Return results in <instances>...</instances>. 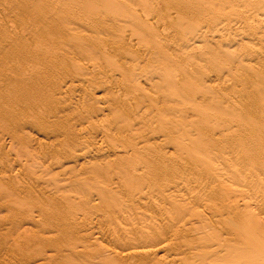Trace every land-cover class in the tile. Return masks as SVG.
Instances as JSON below:
<instances>
[{"label": "rangeland", "instance_id": "obj_1", "mask_svg": "<svg viewBox=\"0 0 264 264\" xmlns=\"http://www.w3.org/2000/svg\"><path fill=\"white\" fill-rule=\"evenodd\" d=\"M56 1H57V3H56ZM58 1H62L63 2V0H0V80L1 81H3V78H6L3 82H1L0 81V92H1V94L3 93L4 95H2V96H0V98L2 99V101L0 100V184H4V186H3V190H1V187H2V185H0V247L2 248V250H4V254H3V251H2V255H1V248H0V264L1 263H3V264H8L7 263V261L9 262V260L8 259H10V257H11V259H16V257H17V259H18V257H19V259H20V261L19 260H15V262H13V261H11V259H10V261L12 262V263H16V262H19V264H20V262H22V263H24L25 261H27L28 259H29V261L31 262L32 261V263L33 264H40L41 262H42V264H45L47 261H50V258L52 257V255L53 254H51V253H54V252H57V250H59L60 249V247L62 246V245H60V246H57L58 244L57 243H59L60 241H61V243L60 244H65V243H67L68 242V239H70V241H71V239H75V241H77V239L76 238H78V240H80V241H82V242H84V244L83 245H88V246H90V249L88 250V248L86 249V247H88V246H85V249H83V251H81V247L80 246H78L79 245V243L80 242H75L74 241V239H73V241H71V243L72 242H74L75 244H76V247L77 248H79L78 249V251H76L77 249H75L74 251H76V252H74L71 248H73L74 246H73V244H67L66 246L64 245L63 246V248L65 247V250L67 249L66 247L68 246L69 247V245L70 246H72L71 248H68L65 252L62 250V248L60 249V250H62L61 252H58V253H54V255H53V257L51 258V261L50 262H52V263H49V262H47V263H49V264H54L57 260H58V262L60 261L59 260V258H61L62 256H63V252H64V254H66V253H68V250H69V257H66V255L65 256H63L64 258L63 259H61L62 260V262H57V264H68V263H65V262H67V259L69 258V264H70V262L72 263V264H75V263H73L72 261H74V260H72L73 259V257L74 258H76V256H77V258L79 259V258H81V257H83L84 256V254H85V256L83 257V259L84 258H86L87 256H89V257H87L88 259V261L87 260H82V258H81V260H82V262H86L87 261V264H90L89 263V261H92V263L94 262V264H97L96 262H98V264H103L102 262H105L104 260H105V255L106 254H104V255H102L101 256V254H103L102 252H101V250L102 249H104V248H108V249H114L115 251H117V252H120V253H122V254H126V253H130V252H137V251H140V249L141 250H143L145 247H147V246H150V244L152 245V244H154V242H151V240H154L152 237H154V235H152V233H149V230H148V223H150V222H152V223H156L157 224V226L159 227L160 226V229H163L164 231H162V230H160L159 228H157V226H156V224H154L155 225V228L156 229H158V231L160 230L161 231V233H160V231H159V233L160 234H157L158 233V231H156L155 233H156V236L158 235V236H160V238H162L163 239V234L165 235L164 236V239L166 238L167 240H166V243L167 244H169V247H168V249H166V251L168 250V254L167 253H165L166 251H164L163 253H160L159 255L161 256H159V255H157V257L156 256H154V257H156L155 259H156V264H180V262H181V264H184L185 262H186V264H189L190 263V261H191V263L190 264H196V263H200L199 261H197V260H200V259H202V255H199L200 253L199 252H197V250H199V245H197L196 246V244H198V241H200V239L198 240V238H200V233L203 235V233H204V231H205V228L206 227H210L211 226V229L213 228L214 230H211L209 227V229L211 230V231H214L215 232V230H216V232L217 233H219L220 234V232H218L217 230H219V228H220V230L219 231H223V230H221V228L223 227L222 226V224L225 222V221H223L224 219L223 218H225V220L226 219H228L229 220V218H231L230 220L231 221H233L234 222V224L237 222L236 220H238L239 222H247L246 220H244L243 218H245V216L244 215H241V214H246L247 216H248V213L250 214L251 213V215L252 214H254V215H252L254 218H253V220L252 221H255L254 219H258L259 220V222H261V224H257L256 226H257V228L258 229H260V230H262V231H264V208H262V209H259L258 207H256L255 206V204H254V202H260V201H262L263 199H264V194L262 195V194H260V190H259V186H258V184L260 183L259 182V179H263L264 178V175L263 174H259V172L260 171H262V165L264 164V160H259V161H253L252 159H253V156L248 152V151H246V150H244L245 149V147L243 148V145H248V144H250L251 143V141H249L248 142V134H249V128H251V126H252V128L254 127L253 125L255 124V122H257V120L259 119L261 122H263L264 123V119L262 118V117H264V103H263V105L262 104H260V102L262 103V98H264V97H260V96H258V98L256 97V95L253 93V95H251L252 96V98H251V96H248V98L249 99H252V100H250V102H248V103H245L246 101H248L247 99H244L243 101H242V99H243V97H245L246 96V94L244 95L243 94V88H245L246 87V85L245 84H243L245 87H243V85H240L238 82H233L232 80V82L231 81H227L226 83H224V84H220L219 86H217L216 87V92H215V90H214V88H213V91L215 92V93H217V94H219V95H217V97H216V95H214V97H216V98H212L213 96H211V97H209L210 95H211V93H212V95H213V93L214 92H211V91H208V93H210V94H208V98H210V100H206V96L204 97V95H203V93L199 90V91H197V93L196 92H189V91H186V92H184V90L182 89V91L181 92H183V93H185L187 96H189L187 99L184 97V96H182L183 94L181 93V96H182V98L180 97V99L179 100H181L182 99V103H184V104H182V106H183V108L182 107H178V109L180 110V109H182L183 110V112H182V114L183 113H185L187 116H184L185 114H183V116H184V121L185 122H183V119H182V121L181 122H183L182 124H180L181 122H180V120H181V118H180V120H179V114L178 115H174V114H176V112L175 113H173L172 115H170L169 116V120H171V122L170 121H168V123L167 124H171V126L169 127V126H167L166 127V125H165V128L163 127V126H161L162 128H164V130H166V136H164L163 135V129H161V128H159L160 126H159V122L158 121H155L154 122V120H155V118L153 119L152 118V115L153 116H155L156 115V113H153V112H157V110L156 111H152V115H150L151 113L150 112H146V109L148 108V103H149V97L147 98V96H145L147 99H144L146 102H143V104H144V106L146 105V104H148V105H146V107H144L143 106V104L142 103H140V101H142V98H145L144 97V95L146 94H144V92H148V94H150V96L152 95V96H154V97H156L155 96V94H158L159 95V98H158V96H157V98H156V100H158L159 101V99H160V101H161V106H162V97H160L161 96V94H160V92L157 90V85L159 84V83H161L162 81H161V79L160 80H157L158 78H160V76H157L158 78H153L154 79V81H153V79H152V81H151V83L150 84H144V80H142V82H141V84H142V86H143V90L144 91H141V92H138V91H136L135 89H133L132 90V86L135 84V82H130V80H128V79H126L125 77H123L122 75H121V73H119V72H117L118 70H120V65H122L121 66V70L122 69H125V70H127L128 69V71H130L131 70V68L130 67H128L130 64L132 65V62L131 61H133L134 59H133V56H131L130 55V57L133 59V60H130V59H127V55L128 54H131L132 52V55L134 54V56H135V54H136V56L134 57V58H138V57H140L141 55V57L140 58H138V59H142V61H143V59H144V61L142 62V61H140V60H138V61H140L139 63H143V64H145V65H148V66H145L144 65V67H143V65H139V70L140 71H144V73H145V67H149V70L151 71L152 70V68L150 69V67H155L154 69H161V70H159L160 72L162 71V70H167V72L168 71H170V73H172V71H179V69H182V67L186 70V68H187V66L189 65L190 66V61L191 60H186V59H184V56H182L183 54H185V50H187V48L186 49H183V48H185V47H181V48H177V47H175V45H176V42H177V40L179 41L180 40V38H182V36L184 37L185 36V33H187V32H180L181 30L180 29H177V27H178V25L176 24V22L174 21H167L166 23L167 24H165V18H164V14L163 13H158V11H160V10H162L161 9V7L163 6V7H165L164 5H166V4H164L165 3V1H167V0H165L164 1V3H159L157 6H159V8H160V10H156L155 8H153L152 7V5L153 4H151V2L153 3V0H149V2L148 3H146L148 0H146V2H145V5L143 4L144 2H141V1H139V0H115V2H114V0H109V3L110 4H114V3H116V1H117V4L118 5H123L122 4V1L124 2V1H126L127 3L129 2L130 4H134L133 6L132 5H130V6H128V4H127V8L125 7V3L126 2H124V8H121L124 12H127L125 15L127 16L126 18H125V15H123L124 14V12L123 13H121V11L119 10L120 8H118V7H114V10L116 11H113V13H116L115 14V18L112 16V15H114V14H112V10H113V6L112 5H110L109 7H110V9H109V7H107L106 5L108 4L107 2L108 1H106V7H102V9H103V11H101L102 13H103V15L101 14L100 15V12H99V9L100 8H98V3H100L99 5H104V3L103 4H101V2L103 1H105V0H99V2H98V0H95L94 1V3L92 2L91 3V0L88 2L87 0H80V2H82V1H84L83 2V4L85 3V1H86V3L83 5L82 4V6L80 5L81 3H79L78 1V3L76 2V0L75 1H73V3H71V1H68V0H64V3H65V1H66V3H65V7L62 5V2H58ZM93 1V0H92ZM113 1V2H112ZM255 2H257V0H254ZM253 0H252V3L251 4H253V3H255ZM67 2H70L71 4L69 5ZM74 2H76V3H74ZM132 2V3H131ZM161 2V1H160ZM63 3V4H64ZM121 3V4H120ZM167 3V6H170L171 8H169V9H173L172 8V5L171 4H169V1L168 2H166ZM61 4V5H60ZM66 4H68L67 6H70L71 8H75L74 10H77L76 11V14H74L75 13V11L74 10H71V8L70 7H67V8H70L69 10H71V11H68L67 10V8H66ZM73 4V5H72ZM80 5V6H78V5ZM96 4V5H95ZM142 4V5H141ZM148 4H150V5H148ZM162 4H164V5H162ZM169 4V5H168ZM239 4H241V3H239ZM239 4H237V5H235V6H233L234 8V10L235 11H237L238 12V9L239 8H241L242 10H243V8H247V7H249L248 5H243V3L241 4V5H239ZM248 4V3H247ZM251 4H249L250 6H251ZM257 3H255V6H257L256 5ZM57 5H60V6H62V10L63 9H65V10H61L62 12H64L65 11V14H62L61 13V11H60V9H58V12L61 14V17H62V15H68L69 13V17H71V18H74V17H76V18H74L73 20H71V21H73V22H75V20L77 19L78 21H76V22H78L79 24H83L84 23V20L86 21V22H88V18H89V23H86V24H89L90 26H91V28H92V30H91V28L89 27V25H88V29H87V31H90V32H86L85 31V29H86V27H87V25H82L83 27H85V29L82 27V26H80V27H82V28H80L79 27V24L78 23H71V21L69 20L70 18L69 17H58V15L56 16V13L54 14V11H56L57 9H54V7L56 6L57 8H59L60 6H57ZM154 5H155V3H154ZM162 5V6H161ZM86 7V8H89V10H91V12H93V15L91 14V12H90V15H91V17H89V11L86 9L85 11H86V13H81V11L80 10H82V9H85V8H82V7ZM96 6H97V8H96ZM122 6V7H123ZM135 6H137V7H135ZM138 6H140V7H143V6H147V9H149V11L151 10V8L150 7H152V9H155L157 12H155V10H152L151 12H150V14L152 13V14H154V15H150V14H147V13H145V12H147L148 10L146 9V7L144 8V10H145V12L144 13H141V12H143L142 11V8H140L141 9V12H139V8H138ZM150 6V7H149ZM156 6V5H155ZM157 6H156V8H157ZM255 6H253V7H255ZM55 7V8H56ZM77 7H79V8H77ZM82 9H81V8ZM100 7V6H99ZM129 7H131L132 8V10L129 8ZM174 7V6H173ZM235 7H238L237 9L235 8ZM107 8H108V10L111 12H109L108 11V15L106 16V14H107ZM130 9V11H133V13L134 14H132V13H130L129 11H127V10H125V9ZM262 8H263V11H264V7L262 6ZM158 9V8H157ZM167 10L166 9V7H165V9H163L162 11H164V13H165V15H166V13H167V11L169 12L170 10ZM241 9H239V10H241ZM66 10L69 12H66ZM167 10V11H166ZM234 10H231V9H229V8H227L226 9V11L223 13V14H226V12H228L227 13V15L229 14L230 16L228 17L229 18V20H233V19H235V18H232V16H235L236 17V15H234V13H235V11ZM83 11V10H82ZM84 11V12H85ZM87 11H88V13H87ZM161 11V12H162ZM166 11V12H165ZM258 11V10H257ZM57 12V11H56ZM57 12V13H58ZM74 12V13H73ZM80 12V13H79ZM99 12V13H98ZM119 12H120V14H122V16H120V14H119ZM155 12V13H154ZM262 12V11H261ZM74 14V16H73V14ZM128 13H130V15H134V16H132V17H134L133 19L132 18H128ZM79 14V15H78ZM81 14V15H80ZM85 14H87V15H85ZM144 14V15H143ZM147 14V15H146ZM262 14H264V13H262ZM54 15H55V18H54V20H56V22L58 21V18H61V19H59V21H58V23H60V28H58L59 26L58 25H54V26H56V29H54L55 27L52 25L53 23H54V20H52V16L54 17ZM76 15V16H75ZM77 15H78V17H79V19L81 18V17H84V18H81L80 20L78 19V17H77ZM83 15H85V16H83ZM109 15H111V16H109ZM129 15V17H131ZM81 16V17H80ZM86 16L88 17V18H86ZM94 16H95V18L96 19H94ZM100 16H102V17H100ZM120 16V17H119ZM151 16V20L153 21L154 19V24L155 25H157L156 26V28H152V26H151V28L152 29H156L157 31H155V33H159L158 34V36L160 35V37H162V38H164V34H166V33H163V31H164V29H165V31H167L168 32V30H170V31H173V32H171L170 33V31L166 34V36H165V38H170L169 40L168 39H166L167 40V42L165 41V40H163L162 38V42L161 43H159L160 41H161V39H160V37H158V40L156 41L155 39H157V38H155L154 39V41H153V38H154V36L155 37H157V34L155 35V34H153L154 33V31L149 27L150 26V17ZM51 17V18H50ZM56 17H57V19H56ZM93 17V18H92ZM108 17V18H107ZM118 17H119V20H118ZM124 17V18H123ZM238 17V16H237ZM70 21H68V23H67V27H68V24L70 23L71 25H76V26H78V27H76L75 29L77 30V31H79L80 33H82L83 34V36H80V40L79 41H81L82 39L84 40V39H86L87 37H88V35H89V38H87L86 39V41L85 42H83L82 41V43L83 44H81V42H79L78 43V41H77V43H78V45H76V44H74V42H73V44H74V47H76L77 49L75 50V54H74V47H73V45L71 44V46L72 47H63V48H68V51H70V53L71 54H73L74 55V59L76 58V56L78 55V52L80 51V53L79 54H81V53H83V55L80 57V55L79 56H77L78 58L77 59H75V60H73V58L71 59V57L69 58L68 56H73V55H70V53L69 52H67L66 53V50H64L62 47H61V45L60 44H62L63 46H64V42L62 41V39L64 40L66 37V35L68 36H72V35H74L73 34V31H75V29L74 30H72L73 28V26L71 27L70 26V28H72L71 30H70V28H69V30L72 32V35H70V33L71 32H68L69 30H67L66 32L64 31L65 30V28H67L65 25V22L64 21H66L67 22V19ZM99 18V19H98ZM104 18V19H103ZM121 18V19H120ZM123 18V19H122ZM129 19V20H126V19ZM140 19V20H138V21H140L141 23H139L138 21H136V19ZM164 18V19H163ZM227 18V19H228ZM64 19H66V20H64ZM84 19V20H83ZM98 19V20H97ZM106 19V21H104ZM110 19V20H109ZM161 19H163V20H161ZM48 20H50L51 22H53V23H48ZM64 20V21H63ZM108 20V21H107ZM115 20H116V24H115ZM125 20V22L126 23H128L129 21H131V22H135V23H137V25L135 24V30L137 29V28H141L142 30H143V28H142V26L141 25H143L144 23L146 24V21L148 22L147 23V25H143V26H146V27H148L147 29H150L149 31L150 32H153V33H150V35H149V33H148V31L146 32H141V31H138V32H136L135 30H133V32L134 33H132L131 31V29H133V26L132 27H130V25L131 24H133V23H128L129 25L127 26V24H125L123 21ZM133 20V21H132ZM40 21V22H39ZM47 21V22H46ZM80 21H81V23H80ZM91 21V22H90ZM95 21H97V22H95ZM102 21L103 22H106L107 24H105L104 23V31L105 30H107V31H110V30H112V32L114 33V34H116L115 33V31L117 32V35H116V37H115V35H113L114 36V39H113V37H112V34L113 33H111V37H110V40H111V42L113 43V41L112 40H114V41H117L116 39H118V35L120 34H122L123 32L124 33H128L129 34V36H128V34H127V36L128 37H130V35H132V34H135V35H137L139 38H138V42L137 41H135L134 39L136 38V37H134L133 35L130 37V38H133V39H129V41L130 40H132V41H135V42H137V43H135V42H133L134 43V45L136 44V46L138 47L137 49H136V46H134V48H133V46H132V41H131V43L129 42V44H128V42L126 41V40H128V38H127V36L123 33V35H125L124 37H126L125 39H124V37H123V39H124V41H125V43H127L126 44V46H125V44H124V46H125V51H126V54H127V50L129 49V51L131 52H129L127 55L125 54V53H121L120 54V49L118 50V48L117 47H119V44L120 43H116L115 44V46H114V43L112 44L111 42H109L110 40L108 39V36L110 35V32H109V34H107L108 32L106 31L105 33H104V35L105 34H107L106 36H107V39H105L106 38V36L104 37V39H103V37H102V40L101 39H99V38H101V36H100V31H101V29L102 28H100V26H103V23H102ZM152 21H151V23H152ZM156 21V22H155ZM163 22V23H161V22ZM254 22H253V25L252 26H254L253 28H252V26L251 25H249L248 26V28L247 27H243V29L241 30V32L243 33V32H245V36H243L244 35V33L242 34L241 32V34H238L239 35V39L237 40L236 38H237V36L238 35H236V37H235V35H234V33H232L234 36H232V34H231V36L229 37V40H228V43H230L229 45H227L228 43L226 42V41H223V40H221V39H218L217 38V40H214L213 42H211L210 40H208V42L209 43H213L212 45L213 46H215L216 45V47L221 43V45H222V47L223 48H225L226 47V45L228 46V48H233V49H228V50H225V51H223L224 49L221 47V45H219L218 46V50H219V52L221 51V53H225V52H227L228 54H230L231 55V53L230 52H232V56L234 55V57L232 58V59H234L235 57H241L242 58V56L243 57H247V58H249V59H252V60H255V57H257L256 56V53L259 51V50H261V48L263 47L264 48V43L262 44V42L261 41H259L258 39H264V31L263 32H257L256 33V29L259 27V25L261 24L260 22H257V20H253ZM41 22H43V24L45 23L46 25H43V27H44V30H45V28H46V31L47 32H49V33H52V34H49V35H52L53 36V38L55 39V40H57L58 39V41L60 40V36L61 35H59V37H57L58 35H56L57 33H61V34H63L62 36H64V37H61L62 39L60 40V44H59V46L54 50L55 52H57L56 54L54 53V51H52L51 49H53V47L51 48V47H49V49H48V46H50V44H54L55 45V43H56V46L58 45V43H57V41H55V42H52L51 40H52V38H50L51 40H49V39H47L46 38V36H48V34H45V33H47V32H43L44 30L42 29V27L39 29V30H41V32L43 33V35L42 34H40L41 32L38 30V26L36 27V25L39 23V24H42ZM54 23V24H57V23ZM83 22V23H82ZM92 22H95V23H92ZM101 22V23H100ZM109 22H112V23H110L109 24ZM121 24H120V23ZM258 23V24H256V23ZM62 23H64V26H65V28H64V26H61V25H63ZM99 24V25H97V24ZM124 23V24H123ZM152 23V24H153ZM38 24V25H39ZM69 24V25H70ZM102 24V25H101ZM114 24V26H112ZM125 25L124 27H126L127 29H128V31H130V32H128L127 31V29L126 28H124V29H126V31L122 28V30L121 31H123V32H121V31H119L121 28H120V26L119 25ZM151 24V25H152ZM163 24H165V25H168L167 27L165 26L164 27V25ZM199 24L201 25V26H203V25H205V24H201V22H199ZM198 23H196L195 25H196V27H201L200 25H199ZM256 24V25H255ZM96 25H97V27H96ZM110 25H111V27H110ZM115 25H117L116 27H119V29L117 28V29H113V27L114 28H116L115 27ZM123 25H122V27H123ZM134 25V24H133ZM155 25H153L154 27H155ZM194 24H193V26H195ZM258 25V26H257ZM40 26H42V25H39V27ZM49 26H53V27H50L51 29H48L47 27H49ZM96 28H98L97 30H94L93 31V29H95V27ZM161 26L163 27V28H161ZM171 26V27H170ZM257 26V27H256ZM261 26V25H260ZM108 27V28H107ZM110 27V28H109ZM130 27V28H129ZM256 27V28H255ZM37 28V33L34 31V29H36ZM53 28V29H52ZM57 28H58V31H57ZM67 28V29H68ZM170 28V29H169ZM249 29V30H247V29ZM59 29H61L60 31H59ZM63 29V30H62ZM81 29H82V31H81ZM83 29H84V31H83ZM102 29V30H103ZM110 29V30H109ZM130 29V30H129ZM163 29V30H162ZM167 29V30H166ZM250 29H255L254 31V34L256 33L257 34V36L258 37H256L257 39H255V35H253V30H250ZM43 30V31H42ZM53 30H55V32H53ZM100 30V31H99ZM144 30H146L145 28H144ZM152 30V31H151ZM29 31H31V32H29ZM38 31H39V34H38ZM50 31H52V32H50ZM62 31V32H61ZM64 31V32H63ZM95 31L97 32V31H99V32H97V33H99V35L98 34H96L95 33ZM251 32V33H249V32ZM29 32V33H28ZM57 32V33H56ZM102 32V34L101 35H103V31H101ZM121 32V33H120ZM179 32L181 33V35L179 34ZM204 32H206V30H204ZM246 32H248L249 33V36H246V35H248ZM34 33H36L37 34V36L38 37H40L39 35H41L42 37L40 38V39H44V40H41V41H45L46 39L48 40V42H47V40L44 42V43H46L47 42V44L49 43V45L47 46V48H46V52H48L49 50H51L52 52H50V53H52V56H51V54L49 55V56H51L52 58H55L56 59V62L55 61H53V59L51 58L50 59V57L48 58L49 60H52V64L50 63V61L48 60V59H46L45 60V58L44 57H48L47 56V54L45 53V51H43V53L41 52V47H42V49L44 48V45L45 44H43L42 46H41V41H40V39L39 38H37V36L35 37V38H37L38 39V43L40 44V46H39V44L37 43L36 45H38V47H39V51H40V53L39 52H34V50L36 51V49L38 50V47H36L35 46V41L37 40H35L34 39V37L33 36H35V35H32V34H34ZM54 33H56V34H54ZM66 35H65V34ZM76 33V32H75ZM86 33L88 34V35H86ZM131 33V34H130ZM142 33H144L145 34V37H144V34H143V36H142ZM260 33H261V35H262V38H260L261 37V35H260ZM45 34V35H44ZM54 34V35H53ZM77 34V33H76ZM147 34V35H146ZM152 34L154 35L153 36V38H149L150 36H152ZM259 34V35H258ZM93 35V41H94V44L96 43V47H95V45L93 44V43H91V37L90 36H92ZM103 35V36H104ZM123 35H121V36H123ZM168 35H170V36H168ZM180 35V36H179ZM187 35V34H186ZM52 36H50V37H52ZM87 36V37H86ZM97 36H98V38H97ZM241 36V37H240ZM252 36H254V37H252ZM260 36V37H259ZM75 37H77V36H75ZM142 37H144V39L142 38ZM180 37V38H179ZM234 37V38H233ZM245 37V38H244ZM247 37V38H246ZM249 37H250V39H249ZM29 38H30V40H29ZM31 38H32V40H31ZM57 38V39H56ZM71 38V37H70ZM70 38H66L65 40H67V39H70ZM73 38H74V36H73ZM97 38V40H96V42H95V40L94 39H96ZM233 38V39H232ZM243 39V41H242V39ZM53 39V40H54ZM79 39V38H78ZM143 39V41H142V44L140 43V41ZM207 39H210L209 37H207ZM206 38L205 39H201L200 41L199 40H197L198 42H196L195 43V46H196V44H198L197 46L199 47V48H197V46H196V48L198 49V53H196V55L198 54L199 55V57L200 56H202V57H200V59H202V61L200 62V61H198L197 62V59L199 58V57H197V56H195V57H193V61H196L197 62V65H195L196 64V62H194L195 64V66L197 67L198 66V63H200L199 65H201V66H199L198 68H200V69H198V70H201V71H197L198 72V76H201V75H203V76H211V77H206V78H208V80L210 81L211 80V78L212 77H215V76H221L220 78H223V79H226V77L228 78L229 77V74H230V71H234V68L236 69V72L239 74V76L241 75V76H243L242 74L244 73V71H243V64H240V65H237V64H239V63H241L242 61H241V59H240V62H237V61H239V59L237 60V58H235L236 60H232L233 62H237V63H234L235 65H237L236 67L234 66V64H232V66H234L233 67V69H231L230 71L229 70H226L227 68H228V66L230 67V65H231V63H232V61L231 62H227L226 60L229 58V56L230 55H228V58L226 57V59L224 60V59H222L221 60V57H223L224 56V54H222L223 56H219L217 53H218V50H217V48H215V47H212L213 48V51H211L212 49H210V45L211 44H209L207 41H205V40H207ZM241 39V40H240ZM244 39H248V40H250V41H247V40H244ZM255 39V40H254ZM64 40V41H65ZM88 40H90V42H89V44L91 43L92 44V47H93V50L95 51V49L96 48H98V46H99V44H104V43H101L103 40H104V42L106 43V44H104V47H102L101 45L99 46V51L101 50V52H97V54H95L94 53V51L92 50V53H90V55L91 54H93V56L91 57L90 55H89V46L87 45L88 43ZM99 40V44L97 43V41ZM136 40H137V38H136ZM153 42H157L156 44H154V46H153V44L151 43L152 41ZM234 40V41H233ZM34 41V42H33ZM40 41V42H39ZM92 41V42H93ZM123 41V40H122ZM165 41V42H164ZM220 43H219V42ZM232 41V42H231ZM235 41H236V43L238 44V46H236L235 44ZM241 43L240 45V47H241V49L244 47V48H246L247 46L246 45H248V43H246V41L247 42H252V47H251V43L248 45V47H247V49H242V51H241V49H240V47H239V43ZM258 41V42H257ZM33 42V43H32ZM51 42V43H50ZM62 42V43H61ZM146 42H148V43H146ZM164 42V43H163ZM222 42H223V44H222ZM227 43V44H225V43ZM244 42L246 43V44H244ZM75 43H76V40H75ZM145 43H146V45H148V47H146L145 46ZM158 43L160 44V45H158ZM217 43V44H216ZM243 43V44H242ZM260 43V44H259ZM28 45V47H26L27 45ZM33 44V45H32ZM66 44V43H65ZM80 44V45H79ZM118 44V45H117ZM131 44V46L129 47V45ZM138 44H139V46H138ZM164 44V45H163ZM165 44H168V46L167 45H165ZM208 44H209V46H208ZM215 44V45H214ZM262 44V45H261ZM67 45V44H66ZM65 45V46H66ZM76 45V46H75ZM94 45V46H93ZM98 45V46H97ZM141 45V46H140ZM157 45L159 46V49L157 48V49H155L156 47H157ZM223 45H225V46H223ZM254 45V46H253ZM32 46V47H31ZM33 46H35L36 48H34ZM68 46V45H67ZM91 46V45H90ZM117 46V47H116ZM128 46V47H127ZM144 47V49H143V47ZM160 46H161V48H160ZM200 46L202 47V48H200ZM233 46V47H232ZM236 46V48H234ZM243 46V47H242ZM249 46H250V49L252 50V52H251V50L249 49ZM61 47V48H60ZM94 47H95V49H94ZM106 47H107V50H108V48H110V50H109V52L111 53V52H113V56H114V60H117V61H114V60H111V59H108L107 57H106V59H107V61L108 60H110V62L111 61H113V62H121V64L120 65H118L119 67H117L116 65L117 64H114L117 68H118V70H112L113 68L114 69H116V67L114 66V65H112L110 62H107V64L109 63V64H111L112 65V67L113 68H111V66L110 65H107L106 64V62H105V57L104 56H107V55H105V53L107 54L108 53V51L106 50ZM239 47V48H238ZM258 47V48H257ZM51 48V49H50ZM58 48H60V49H58ZM72 50H71V49ZM79 48H81V50H79L78 51V49ZM91 48V47H90ZM105 49V51H107V52H105L104 51V49ZM120 48H121V46H120ZM132 48V49H131ZM154 48V49H153ZM220 48H222V49H220ZM34 49V50H33ZM70 49V50H69ZM112 49H113V51H112ZM136 49V50H135ZM153 49V50H152ZM162 49V50H161ZM166 49H168V50H166ZM197 49H196V51H197ZM200 49H202V51L200 52ZM214 49H216L217 50V52H216V50L214 51ZM234 49H236L237 51H235ZM240 49V50H239ZM257 49H259V50H257ZM24 50V51H23ZM28 51V54H27V56H26V52ZM48 50V51H47ZM58 50H60V52H58ZM63 50V52H65V53H63L64 55L62 56V57H60L59 56V54H61V51ZM90 50V51H91ZM103 50V51H102ZM117 50V51H116ZM133 50V51H132ZM139 50H140V52L142 53H140L139 52ZM143 52H142V51ZM151 50V51H150ZM156 50H159L158 52H156ZM230 50V52H228ZM234 50V51H233ZM239 50V51H238ZM244 50H246V51H244ZM249 50H250V52H249ZM257 50V51H256ZM264 50V49H263ZM73 51V52H72ZM77 51V52H76ZM82 51V52H81ZM116 51V52H115ZM137 51V52H136ZM147 51V52H146ZM161 51H163L162 53H161ZM169 53H168V52ZM179 51L180 53H183L182 55H180V56H178V53L177 52ZM195 51V52H196ZM204 51V52H203ZM13 52H14V54H13ZM17 52V53H16ZM102 52H104V53H102ZM118 52V53H117ZM136 52V53H135ZM152 52V53H151ZM154 52H156V53H154ZM187 52H188V50H187ZM200 52V53H199ZM235 52V53H234ZM237 52V53H236ZM260 52H262V51H260ZM260 52H258V53H260ZM39 53V56L40 57H38V62H37V64L40 62V64L43 62V60H45L44 62H46L47 60H48V67L50 68L52 65H59V67H61L60 66V63L61 64H63L62 66H64V67H62L61 69H59V67H56V69L57 70H55L54 68V66L53 67H51L50 68V71H49V68H46V69H44L42 66L43 65H45L46 63H42L41 65L42 66H37V64L35 63V62H32L34 59H37L36 58V56H38V55H35V54H38ZM46 54V55H40V54ZM59 53V54H58ZM147 53V54H150V56L149 55H145V54ZM158 53V54H157ZM167 54V58L164 56L165 54ZM172 53V54H171ZM227 53H225V55L227 56ZM238 53H240L239 55H238ZM255 53V54H254ZM262 53H264V52H262ZM32 56H35V58L33 57L32 59L33 60H31V55ZM54 54H55V56H54ZM58 54V55H57ZM77 54V55H76ZM121 55V57L120 56H118V55ZM123 54H125V55H123ZM139 54H141V55H139ZM144 54V55H143ZM164 54V55H163ZM201 54V55H200ZM212 54H214V57H213V55ZM243 54V55H242ZM252 55V58L250 57V56H246V55ZM13 55H15V56H13ZM57 55V56H56ZM62 55V54H61ZM76 55V56H75ZM139 55V56H138ZM153 55V57L151 58V56ZM156 55H158L159 57H157ZM161 55H163L166 59H164V57L162 56L161 57ZM171 55H172V57H171ZM215 55H217V56H219V57H215ZM221 55V54H220ZM30 56V57H29ZM41 56H43L42 57V59H41ZM84 56V57H83ZM138 56V57H137ZM145 56V57H144ZM147 56H148V58H147ZM170 56V57H169ZM203 56H204V60H207L206 62H204V60H203ZM231 56V57H232ZM25 57H26V61L24 60L25 59ZM30 58V59H28V58ZM63 57H64V61H57V58H61L60 60H63ZM79 57L81 58V60L79 59ZM90 57V58H89ZM213 57V58H212ZM225 57V56H224ZM18 58H20V61H23V62H26L25 64L28 66V65H35L36 64V66L38 67V68H40L39 70H42V69H44L43 71L45 72V71H47V73H48V71H49V76L47 77V75L48 74H46V76H45V74L42 72V71H39L38 69H36V73H38L40 76H45V77H47L46 79H45V77L43 78V77H40V76H38V75H34L33 76V74L35 73L34 72V70L33 69H31V70H33V73H32V71L30 70V71H28L27 70V68H31V67H26L24 64H23V62L21 63L20 61H19V59ZM67 58H69V60H71L70 62L67 60ZM121 58V60H119ZM161 58V59H160ZM162 58H163V61H161L162 60ZM168 58H170V61H169V59ZM172 58V59H171ZM215 58V59H214ZM218 58V59H217ZM40 59V60H39ZM54 59V60H55ZM146 59V60H145ZM149 59V61L148 62H145V61H147ZM158 59V60H157ZM160 59V60H159ZM168 59V60H167ZM181 61H180V60ZM263 59H264V57H263ZM18 60V61H17ZM42 60V61H41ZM66 60L68 61V63L70 64V66H69V64L66 62ZM79 61V62H77V61ZM128 60H130L129 61V64H127V62H128ZM137 60H134L133 61V63L134 62H137ZM164 60L165 61H167L166 63H164ZM173 60V61H172ZM179 60V61H178ZM183 60H185V61H183ZM199 60V59H198ZM208 60H217V61H215V62H217L216 64L214 63L213 64V66H214V68L213 67H211V65L212 64H209L208 62H210V61H208ZM229 60V59H228ZM231 60V59H230ZM34 61H36V60H34ZM72 61H73V63L76 61L77 62V64H79V65H75V67L77 68L78 67V71H77V69L76 70H74L75 69V67H74V69L72 70V71H74V72H72V75H75L76 73V77L75 78H77V79H79L78 81H77V79H74V76H72L71 75V77L72 78H70V79H72V80H68V78L67 77H70L69 76V74H71V69L73 68L72 66H71V63H72ZM150 61H152V62H150ZM158 61V62H157ZM168 61L170 62V64L168 65ZM223 61H226L227 62V64H226V62H223ZM19 62L21 63V64H19ZM28 62V63H27ZM32 62V63H31ZM62 62H64V63H62ZM65 62L68 64V66H69V68L70 69H67L68 68V66H67V64H65ZM94 62H96L97 63V66H96V64H94L93 65V63ZM131 62V63H130ZM145 62V63H144ZM173 62V63H172ZM181 62V63H180ZM184 62H186V63H188V65L186 64V63H184ZM218 62H221V63H219L218 64ZM225 63L226 65H224L223 63ZM244 62V61H243ZM33 63H35V64H33ZM58 63V64H57ZM138 63V64H139ZM162 63V64H161ZM211 63V62H210ZM230 63V64H229ZM22 64H23V66H25L26 68L24 69V71H25V73L24 72H22L23 70H21V68L20 67H22V69L24 68L23 66H22ZM65 64V65H64ZM124 64H125V66H124ZM156 64V65H155ZM160 64H161V67L160 68H158V66H160ZM166 64V68H167V65H168V68L166 69H164V67H162V65L164 66ZM174 64V65H173ZM180 64V66H178L177 67V65H179ZM192 64L193 63H191V71H189V72H192V71H194V70H196V68H195V66H192ZM209 66H208V65ZM49 65H51V66H49ZM93 65V66H92ZM128 65V66H127ZM133 65H135V63L133 64ZM152 65V66H151ZM184 65V66H183ZM187 65V66H186ZM216 65H218V66H220V67H222V66H226V67H224V69H218V67H217V69L215 70V67H216ZM245 65H251V64H246V62H245ZM47 66H45V67H47ZM66 66V67H65ZM82 66H84L85 68H86V66H87V68H88V66H89V69H87V70H91V71H87V73H85V76H86V74H88V76L89 77H91V78H89L88 76H86V79L85 78H83V74H82V72L81 71H83L85 68H83ZM109 66V67H108ZM174 66V67H173ZM186 66V67H185ZM188 66V69L190 68ZM231 66V67H232ZM240 66V67H239ZM251 66H253V67H255L254 66V64L253 65H251ZM41 67H42V69H41ZM72 67V68H71ZM80 67H82V68H80ZM91 67H93V69H90ZM94 67H96V68H94ZM177 67V68H176ZM181 67V68H180ZM194 67V68H193ZM230 67V68H231ZM239 67V70H242L243 72H241V73H239L240 71L237 69ZM257 67V69H256V71L257 70H259L260 71V69H262V67L264 68V66H262V67H259V65L258 66H256ZM255 67V68H256ZM32 68H34V67H32ZM175 68H176V70H175ZM211 68H213V69H211ZM226 68V69H225ZM258 68H260V69H258ZM19 69L21 70V72L23 73L22 75L23 76H20V73H19V75H17V73H18V71H19ZM48 69V70H47ZM57 71L56 73L58 74V73H60V74H58V77H60L61 79V81H62V79H63V82L65 81V80H67V81H73V79L74 80H76L75 82H74V85L75 84H77V86H76V88H78L79 87V89H77V90H75V93H73V91L71 92V91H69V89H67V86H65V85H63L62 83H60V81H58V78H57V76H56V74H52V72L54 71ZM58 69H59V71H58ZM66 71V73H68V74H66L64 71ZM81 69H83V70H81ZM111 69V70H110ZM178 69V70H177ZM187 69V70H188ZM194 69V70H193ZM211 69V70H210ZM229 69V68H228ZM38 70V71H37ZM51 70H53V71H51ZM67 70H69L68 72H67ZM81 70V71H80ZM92 70H94V71H92ZM138 70V71H139ZM147 70V69H146ZM149 70H147V71H149ZM157 70V71H158ZM190 70V69H189ZM222 70V71H221ZM30 72L31 74H29V75H32V76H30L29 77V79H28V77H27V79L29 80V82L27 81V83H28V86H31V85H29V83L31 82V81H33L34 79L32 78V77H34L35 78V80H36V84L37 85H35V88H34V83H35V81H33L34 83H32V85H33V88L32 89H35V91L34 90H32V89H30V87H29V89L27 88L28 86H27V83L25 84V82H26V80H24L26 77H24V75L25 76H28V73H26V72ZM76 71V72H75ZM86 71V69L83 71V73ZM146 71V73L148 74V72ZM155 71V70H154ZM206 71L209 73H206ZM210 71V72H209ZM211 71H212V73H211ZM219 72V73H217V72ZM221 71V72H220ZM263 71H264V69H263ZM262 71V72H263ZM20 72V71H19ZM91 72L93 73L92 74V76H90L91 75ZM166 72V71H165ZM166 72V73H167ZM196 71H194V73H195V75H196V73H197ZM206 73V74H204V73ZM214 72V73H213ZM215 72H216V74H215ZM235 72V71H234ZM258 72V71H257ZM261 72V73H262ZM35 73V74H36ZM66 75H65V74ZM90 73V74H89ZM165 73V74H166ZM194 73H192V75L194 74ZM221 73V74H220ZM27 74V75H26ZM111 74H112V77H111ZM177 74V73H176ZM231 74H233V73H231ZM235 74V73H234ZM2 75H6V77H2ZM113 75H114V77H113ZM194 75V76H195ZM213 75V76H212ZM245 75V77H246V75L247 74H244ZM17 76H19V77H24V78H22L21 79V81H25L23 84H22V82L20 81V79H17V78H19V77H17ZM35 76H38V77H35ZM84 76V77H85ZM198 76H195V77H198ZM223 76V77H222ZM12 78V80H10L9 78ZM39 77H40V79H39ZM88 77V78H87ZM178 78H180L179 76H177ZM225 77V78H224ZM245 77H242V78H245ZM2 78V79H1ZM31 78L33 79V80H31ZM36 78H38V81L41 83V81L40 80H42L41 78H43L44 79V83H43V80H42V83H43V85H42V88H41V85L39 84V83H37L38 81H37V79ZM175 78H176V76H175ZM178 78H176V80H178L180 83H178V88L180 89L181 88V82H182V79H181V81L178 79ZM57 79V80H56ZM84 81H87V82H83V80ZM9 80V81H8ZM17 80V81H16ZM21 82V86H18L19 84V81ZM31 80V81H30ZM56 80V85H58V86H60V84H62L63 86V89H65L64 91H63V89H60V87L58 88V86H56L55 84H54V81ZM163 80V79H162ZM5 81H8V82H5ZM10 81H12V82H10ZM58 81V82H57ZM160 81V82H159ZM18 82V83H17ZM109 82H113L114 84L115 83H119V88L118 89H112V88H109V87H107L109 84H107V83H109ZM159 82V83H158ZM176 82V81H175ZM231 82V83H230ZM5 83H7V85L5 84ZM11 83H12V86H10L11 85ZM41 83V84H42ZM59 83V84H58ZM81 83H83L82 85H81ZM139 82H136V85L138 84ZM158 83V84H157ZM170 83H172V80H170ZM204 83V82H203ZM16 84H18V85H16ZM26 85V89L28 90L27 92H26V90L25 89H22V87L23 86H25ZM54 84V85H53ZM107 84V86H105ZM111 84V83H110ZM161 84H163V83H161ZM232 84H234L233 86H232ZM3 85H4V87H3ZM6 85V86H5ZM79 85V86H78ZM171 85H174V84H171ZM53 86H56L57 87V89L56 88H53V90L54 91H56V90H58V89H60L61 91H63V92H61L60 90L59 91H56V92H60V93H63L62 95L60 94V95H57L53 90H52V88L50 89V87H53ZM81 86V87H80ZM105 86V87H104ZM113 86V85H112ZM120 86H121V88H120ZM204 86H205V88L206 89H208L207 87L208 86H211L212 87V84H211V82H210V84H209V82L206 80V84H204ZM238 86V87H237ZM239 86H241L242 87V91H241V87H239ZM7 88V90L6 89H4V88ZM9 87V88H8ZM114 87V86H113ZM232 87V89H229V88H231ZM235 87V88H234ZM24 88V87H23ZM204 88V89H205ZM248 88V92L249 93H252V91H251V89H250V87H247ZM120 89V90H119ZM204 89H201V90H204ZM205 89V90H206ZM209 89H211L210 87H209ZM208 89V90H209ZM231 90V92L229 93V91ZM237 89V90H236ZM250 89V90H249ZM41 90L47 95V100H50L52 97H50L49 96V93L48 92H50V94H51V92L53 91L54 93L52 94L53 95V100L51 99V101H49V103L48 104H50V106H51V109H53L54 107V105H55V108H54V110L55 109H59V106L61 107V111H62V113L61 112H58L57 110L55 111V112H57V114L60 116V114H62L63 116L62 117H64L65 119H66V121H65V119L63 118V120L65 121H62V119L61 118H59V119H57L59 116L57 115H55L54 113L55 112H52V111H49V113L50 112H52L53 114H51L50 113V115L52 116V115H54L56 118H55V120L57 121V122H59L60 120L62 121V122H64V123H56L55 121H53L52 119H54V117L52 118L50 115H49V113H48V110H50L49 108H48V110H47V112H45L46 110H44V109H47L46 107H45V105H47V104H45V103H47V101L46 102H44L45 101V99L43 98V97H45L46 95L45 94H42L43 92H41ZM48 90H50V91H48ZM181 90V89H180ZM204 90V91H205ZM241 91L242 93H239V92H235V91ZM34 92H35V94H34ZM88 92V93H87ZM89 92H90V94L91 93H93L94 94V96L92 97L90 94H89ZM155 92V93H154ZM199 92H200V94H199ZM205 92H207V91H205ZM221 92H223V93H221ZM233 92H234V94H233ZM227 93V94H226ZM0 94V95H1ZM54 94H56V95H54ZM59 94V93H58ZM86 94H88V96L86 95ZM92 94V95H93ZM194 94H196V95H194ZM239 94V95H238ZM33 95H35V96H33ZM43 95V96H42ZM45 95V96H44ZM147 95V94H146ZM194 95V96H193ZM197 95H201V96H197ZM225 95V96H224ZM242 97H241V96ZM3 96L5 97V98H3ZM50 98H49V97ZM61 96V97H60ZM64 96H65V99H64ZM92 97L91 99H90V97ZM151 96V97H152ZM224 96V97H223ZM237 98H236V97ZM261 96H264L263 94L261 95ZM36 97L37 99H34V98ZM55 97H57V99L55 98ZM150 97V98H151ZM153 97V98H154ZM196 97H198V98H196ZM192 98H196V99H192ZM201 98V100H199ZM207 98V99H208ZM224 98V99H223ZM228 98V99H227ZM232 98V99H231ZM246 98V97H245ZM254 98V99H253ZM4 99V100H3ZM32 99H34L35 101V106H38L37 108H38V111H35L36 110V107H34V105H32L33 103H31V102H33V101H31ZM135 99H137V100H135ZM219 99V100H218ZM240 99V100H239ZM261 101H260V100ZM10 102V104L9 103H7L8 101ZM56 100V101H55ZM134 100V101H133ZM178 100V101H179ZM211 100L213 101V102H215V104L214 103H212L211 102ZM215 100V101H214ZM217 100V101H216ZM231 100V101H230ZM256 100H259V101H256ZM5 101V102H4ZM29 101H30V104L33 106V108L32 107H29V108H26V102H28L27 104H29ZM37 101V102H36ZM52 101H54V102H52ZM58 101V102H57ZM123 101V103H125L126 104V107H125V104L124 105H122L121 106V104H120V106L122 107V109H125L126 108V110H121V111H119L118 110V108H115V106H116V104H119L120 102H122ZM133 101V102H132ZM135 101H137V103L135 102ZM159 101V102H160ZM178 101H177V105H179L180 104V102H179V104H178ZM194 101H196V102H194ZM209 101L212 103L211 105L212 106H216V107H211V105H209L210 103H209ZM223 101H224V103H223ZM4 102V103H3ZM51 102V103H50ZM57 102V103H56ZM128 102V103H127ZM135 102V103H134ZM153 102V100L150 102V103H152ZM217 102V103H216ZM222 102V103H221ZM232 102V103H231ZM233 102H235V103H233ZM3 103V104H2ZM5 103H7V105L5 104ZM45 104V105H43L44 106V108H42V106H41V104ZM58 103H60V104H58ZM139 103H140V105H139ZM192 103V104H191ZM195 103V104H194ZM204 103V104H203ZM206 103H209V104H206ZM237 103V104H236ZM245 103V104H244ZM13 104V105H12ZM25 104V105H24ZM29 104V106H31ZM53 106H52V105ZM131 104V106L134 104V105H139V107H142V109L140 108V111L142 112L143 111V109L145 110V111H143L142 113H145L146 112V114H149V115H146V114H142L140 111V113H141V115L142 116H144V115H146V116H150L151 118H149V117H146V118H143V120H145L146 122H147V120L149 121V120H151V119H153V120H151V121H149V122H147V125H149V124H151L152 123V121L154 122V123H152L153 124V126L152 125H150V127H149V129H151V130H149L148 128H147V130H145V128H144V126L143 125H141V124H139L137 121H138V113L139 112H137V114H136V112L133 110V107L131 108V106H130V108H129V105ZM174 104H176V102L174 103ZM200 105V107H199V105ZM219 106H218V105ZM251 106H250V105ZM253 104V105H252ZM9 105H12V107H9ZM56 105H57V107H56ZM59 105V106H58ZM142 105V106H141ZM155 105V104H154ZM169 105L170 106H172V104L171 103H169ZM168 105V106H169ZM177 105H176V107H177ZM181 105V104H180ZM185 105H186V109H187V111H185L186 109L184 108L185 107ZM193 105H195V107L193 106ZM221 105H222V109H221ZM228 105V106H227ZM235 105V106H234ZM40 106H41V108H40ZM49 106V105H48ZM47 106V107H48ZM49 106V107H50ZM119 105L117 106V107H119V108H121ZM151 106H152V104H151ZM197 106V107H196ZM202 106V107H201ZM231 106V107H230ZM233 106V107H232ZM241 107V110L239 109L240 107ZM27 107H28V105H27ZM103 107H107V109L105 110L106 112H104L105 114L104 115H102V112H100V111H102V110H100V109H103ZM125 107V108H124ZM211 107V108H210ZM218 107L222 110V112L220 113V114H218L221 110L219 109L218 110ZM25 108V109H24ZM30 108H32V109H30ZM35 108V114H38L36 117L39 119V120H37V118H35L34 117V115L35 114H33L34 112H33V109ZM40 108V109H39ZM63 108V109H62ZM64 108H65V112H64ZM134 108H135V106H134ZM137 108H138V106H137ZM193 108V109H192ZM199 108H200V111H199ZM202 108V109H201ZM215 108H217L216 110H214ZM236 108L238 109V110H236ZM260 108H261V110H263V111H260ZM93 109V110H92ZM128 109V110H127ZM130 109H132L133 110V113L134 114H136V116L135 117H137V118H134V114L132 113V111H131V113L133 114V115H131V114H128V116L129 115H131V116H133V117H123L122 118V116H124V113H130ZM195 109V110H194ZM205 109V110H204ZM211 109H212V112H211ZM251 109V110H250ZM257 109V110H256ZM26 110V111H25ZM28 110H30V111H28ZM53 110V111H54ZM91 110V111H90ZM118 110V111H117ZM181 110V111H182ZM204 110V111H203ZM28 111V112H27ZM32 111V112H31ZM59 111H60V109H59ZM88 111H90L89 112V114H87L88 113ZM92 111L94 112V113H96L97 111H99V113L97 112V114H99V115H97V114H92ZM129 111V112H128ZM151 111V110H150ZM198 111V112H197ZM202 111H203V114H202ZM11 112V113H10ZM37 112V113H36ZM64 112V113H63ZM197 112V114H195ZM200 112V113H199ZM218 112V113H217ZM261 112H263V116L262 117H260L261 115H262V113ZM13 113V114H12ZM28 113V114H27ZM48 113V114H47ZM60 113V114H59ZM90 113H91V115H93L94 116V118H93V116H91V117H89L88 115H90ZM100 113H101V115H100ZM126 113V114H127ZM209 113H211V114H209ZM217 115H216V114ZM125 114V116H127ZM198 114H201L200 116L198 115ZM222 114V115H221ZM48 115H49V117L50 118H48L49 120H50V123L47 121L48 119H47V117H48ZM96 115L98 116L97 118H96ZM209 115H210V117L212 118V117H214V118H212V119H210V117H209ZM215 115V116H214ZM255 115L258 117H256L255 118ZM47 116V117H46ZM67 116H69L70 118L72 117V119H70V120H75V121H77L78 122V124L80 125V123L82 124V127H80V126H77L76 127V125H78L77 124V122H75V121H68V119H69V117H67ZM142 116H139V117H142ZM178 117V121L180 122H177L176 120V118ZM182 116V115H181ZM202 116V117H201ZM205 116H207V117H205ZM224 116V117H223ZM252 117V120L250 119L251 117ZM61 117V116H60ZM87 117H89V119L87 118ZM116 117H118L116 120L118 121L119 120V122H118V124H117V121L115 120L114 121V119L116 118ZM176 117V118H175ZM200 117L202 118V119H200ZM35 118V119H34ZM96 118V119H95ZM125 118V119H124ZM183 118V117H182ZM90 119L94 122H92L91 121V123L89 122L90 121ZM97 122V124H95L96 122L94 121V120ZM134 119V120H133ZM135 119H137V121L135 120ZM176 119V120H175ZM246 119H247V121H250L251 123H252V125L250 126V123H248L247 121H246ZM249 119V120H248ZM256 119V120H255ZM262 119V120H261ZM34 120H35V122L36 123H34ZM78 120H82L85 124H83V122L81 121L80 123H79V121ZM122 120V121H121ZM124 120V121H123ZM156 120H157V118H156ZM188 120H190V121H188ZM200 120H202V121H200ZM206 120V121H205ZM208 120V121H207ZM255 120V121H254ZM32 121H33V123H32ZM37 121H39L38 122V124H40V125H38L37 124ZM48 123H47V122ZM131 121H133V122H135L136 123V125H137V123H138V127L139 126H143V127H141V128H139L140 130L142 129V128H144V129H142L143 130V132H142V134H140L139 136L136 134V132H132V130H134V129H132L131 131H129L128 130V125L129 124H131ZM173 121H174V124H173ZM193 121V123H191V124H193L194 125V128H193V125L191 126V124H189V122H192ZM194 121H200V123L198 122V123H195ZM205 122L204 124L202 123V122ZM240 123H239V122ZM243 121V122H242ZM246 121V122H245ZM252 121H254V122H252ZM43 122V123H42ZM56 125H52L53 123ZM66 122H67V127L65 128V124H66ZM71 122H72V124L75 122L76 124H75V128L73 127L74 126V124L72 125L71 124ZM88 122V123H87ZM115 123V125L117 124V126H114V123ZM130 122V123H129ZM133 122H132V124H133ZM151 122V123H150ZM156 122L158 123L157 125H155L156 124ZM187 122V124H188V126H187V124H185ZM226 122V123H225ZM234 123L235 122V124L233 125L232 123ZM42 123V124H41ZM45 123V124H44ZM46 123H47V125L49 126H46ZM90 123V124H89ZM112 123V124H111ZM135 123L132 125L133 126V128L135 127H137L136 125H135ZM143 123H145V122H143ZM149 123V124H148ZM177 123V124H176ZM223 123H225V127L223 126L224 124ZM228 123V124H227ZM242 123V124H241ZM249 124L248 125V128H247V126H246V124ZM32 124H37L39 127H36L37 125H35L34 127L33 126H31ZM44 124V125H43ZM51 126H50V125ZM61 124V126H59ZM169 124V125H170ZM175 126V125H177V128L178 127H180L179 125H181L182 126V130H181V132L183 133H181L180 132V130L179 129H177V130H179V132H178V134H180V135H184L185 134V129H188V132L190 131L191 132V128L190 127H192V129H194L195 131H196V133H195V131L194 130H192V133L191 134H193V136H192V138H191V140H194L195 139V141H196V139L198 138V137H200V136H197L196 134H198L197 132H198V130H199V133H202V134H205V135H203V138H202V134H201V138L202 139H204V137L205 138H208L209 140H211V141H213L214 139V141L212 142V145H211V143H208V144H210V145H207V143H206V145H205V143H202L203 141L205 142V140H203V141H200V143H201V145H203L202 146V148L204 149V147L205 148H207L208 146H213L214 147V150L216 151L217 150V152H220L221 150H223V151H227V153L229 152V156H231V154L232 153H234L235 152V154H233L231 157H229L228 155H227V153L225 152V153H223V151H221L220 153L222 154H224L223 156H225V155H227L226 157H229V159L227 160V158L225 157V159L222 161L221 160V162H219L220 161V159H223V157H221L219 160H218V162H216V164L217 163H220V164H217L218 166L220 165V168H224V167H221V166H224V164L223 163H225L226 162V164H225V168H227V166H228V164L230 163H228L227 161H234V158H233V156H235L236 155V152H241L242 154H243V152H244V156L242 155V154H239L238 153V156L236 155V157L237 158H235V160H236V162L234 163L233 162V164H231V167H229L228 166V168L227 169H225V171L224 172H227V174H228V169H232V165H233V167H234V165H235V168H233L232 170H234V171H231L230 170V172L232 173H234L233 174V176H231V174H230V172H229V176H231V179L233 180H231L230 181V179H229V181H230V183H229V181H228V184H227V188L225 187V189H226V191H228V193H230L231 191L232 192H234L233 194H234V197L236 196L235 194V190H236V192L238 193V195H239V193H240V197L239 196H237V197H235V199L236 200H239V203H238V207H236L237 209H235V208H230L229 207V210H231V209H233V210H231V211H229V210H227V209H225L227 212L226 213H224L225 212V210L223 211V208H220L219 210L217 209V210H209V208H213V207H211V205H215L217 202H218V204L219 203H225V201H226V198L225 197H227V196H225L224 195V187L223 186H225L226 184H225V182L223 183V184H219V183H217V184H219V185H221V186H219V185H217L216 184V182H214L217 186L215 187V185L214 184H212V185H214V187L213 188H216V189H214L213 190V188H211V190H210V193H209V195L207 194V192H208V190L206 191V192H204V194L206 195L207 194V198L206 197H204V198H202V199H207L205 202H206V204H202V203H205L204 202V200H202L201 198H200V200L201 201H199V203H197L196 202V200H199V197H197L194 193V195H191L190 193H189V195H188V193L186 194V191L184 190V189H182V187H183V185H184V183H185V181L184 180H188L189 181V183H190V187L191 188H193V186L195 187V185H196V182L197 181H201L200 179H201V176L202 175H207L208 174V172L206 173V171H204L202 168H201V175H200V177L198 176V178H197V174H198V172L196 171V170H194L193 168H195V166H194V163L196 162V161H198L197 162V164H201V165H204V163L202 164V162H207V158H209L208 159V161H213V163H215L214 161H215V159L214 158H211L212 160H210V157L208 156L207 157V154L205 153L206 151H205V149H204V152H203V149L201 148V146H197V148H196V145H193L194 147H191V143H190V145H188L189 144V140H185L184 138H186V139H188L187 137L189 136V135H186L185 134V136H187V137H182L183 139H184V141H179V140H181V139H179V137L177 138V134H176V136L174 137V133H172L173 131H175V127L173 126V125ZM179 124V125H178ZM195 124H199V126L197 127V125H195ZM202 124V125H201ZM242 126H241V125ZM42 125L44 126V128H45V126H46V129H44L43 127H42ZM59 127H58V126ZM65 125V126H64ZM68 125L70 126V127H68ZM90 125H93V127H94V129H93V127H91ZM96 125H99V126H103L104 128H107V129H110V127H111V129L108 131V130H106V132L105 133H103L102 134V131L104 132L105 130H103L104 128H96V127H98V126H96ZM111 125V126H110ZM114 126V129H115V127H117L116 129H118V128H120L119 130H121V131H119L118 130V133L119 134H122V135H120V136H118V138L116 137L118 134L117 133H115L117 130H114L112 127ZM145 126H146V124H144ZM187 127H186V126ZM201 125V126H200ZM40 126H41V128H40ZM53 126H55V128L56 127H58V133H60L61 131L60 130H62L63 129V135L62 134H59L58 136L59 137H56L55 135H57L58 133H56V129H54V130H52V131H55V134H53L50 130H49V128L50 127H52V128H50V129H53ZM84 126V127H83ZM152 126V127H151ZM155 126L157 127V126H159L158 128L160 129H158V128H155ZM190 126V127H189ZM207 126V127H206ZM226 126L228 127L227 128V134L225 133V130H226ZM241 126V127H240ZM138 127L135 129V130H137L138 129ZM174 127V128H173ZM186 127V128H185ZM196 127V128H195ZM201 127V128H200ZM204 127L206 128V129H204ZM219 127V128H218ZM231 127V128H230ZM246 127V128H245ZM47 128H48V130L50 131H47ZM60 128H62V129H60ZM72 128V129H71ZM77 128V129H76ZM81 128H84L83 129V131L81 132ZM97 130H101L100 132H101V135H100V133H99V135H98V132L96 131V129ZM155 128V129H154ZM167 128H171L170 130L168 129V131L170 132V134H168L169 132H167ZM173 128V129H172ZM190 128V129H189ZM207 128H208V130H207ZM221 128V129H220ZM222 128H225V129H223L222 130ZM60 129V130H59ZM65 129V130H64ZM67 129H69L67 132H66V130ZM74 129H75V131H74ZM130 129V128H129ZM152 129H154V130H156V132L154 131V132H151V131H153ZM158 129V130H157ZM184 129V130H183ZM197 129V130H196ZM213 129H215V131H217L218 129H219V131H217V133L219 132V133H221V131L220 130H222V131H224V132H222V134L223 135H218L216 132H215V134H213L212 135V133H214V130ZM217 129V130H216ZM245 129V130H244ZM74 131V132H71V131ZM77 130H80L79 131V134L77 133ZM93 130H95L96 132H94L96 135H94V134H92V136H91V132L93 133ZM115 131L113 134L114 135H116L115 137H113V134H111V132L110 131ZM140 130L139 131H137L138 133L140 132ZM205 130H207L206 132H205ZM210 130V131H209ZM244 130V131H243ZM60 131V132H59ZM110 132V134H108V132ZM194 131V132H193ZM201 131V132H200ZM212 131V133H210ZM61 132V133H62ZM64 132H65V134H64ZM68 132L69 133H71V134H75L74 136L77 138L78 137V139H74L75 137L73 136V135H71V134H69V136H73L72 138L73 139H68L69 138V136L68 135H66V133L68 134ZM140 132V133H141ZM146 134H145V133ZM175 132H177V131H175ZM189 132V133H190ZM262 132H263V130H262ZM154 133V135H152V134ZM186 133H187V130H186ZM209 133V134H208ZM224 133L226 134L225 136H224ZM51 134H53V135H51ZM107 135V137H109V140L111 139V141L114 143V142H118L119 140H116V139H120V142L119 143H116V144H122L123 143V141H125V140H127L128 138H130V140L132 141V139L131 138H134L135 140H133V142H129L130 140L128 139L127 140V142L129 143V145L128 144H126L127 142H125V144L124 145H126V147L122 144V145H120L118 148H122L123 149V151L126 149V151H127V153H124L123 151H121L120 152V149H118L119 151V153L118 152H116V151H114L113 149V147L110 145L109 146V148H108V145H107V143H105L104 141H105V139H104V137H106L105 135ZM168 134V135H167ZM172 134V135H171ZM188 134V133H187ZM190 134V135H191ZM196 135V137H195V135ZM61 135V136H60ZM95 137H94V136ZM98 135V136H97ZM103 135V136H102ZM128 135H130V136H134V137H128L127 138V136ZM141 135H142V137H144V136H146V142L145 141H143L142 140V137H141ZM180 135H178V136H180ZM198 135H200V134H198ZM208 135V136H207ZM215 135H216V137H215ZM237 135V136H236ZM55 136V137H54ZM64 136H66V137H64ZM67 136H68V138H67ZM102 136V137H101ZM113 138H112V137ZM150 136V137H149ZM171 136V137H170ZM210 136V137H209ZM215 138H214V137ZM219 136H221V137H219ZM233 137V139H232V137ZM248 136V137H247ZM63 137H64V139L67 141V142H72V144L70 143H67L64 139H63ZM90 137V138H89ZM92 137H94V138H92ZM125 137V138H124ZM139 137V138H138ZM147 137H149V139L147 138ZM167 137H169V139L170 140H174V142H170V141H167L168 139H167ZM172 137H174L173 139H171ZM191 137V136H190ZM189 137V138H190ZM226 137V138H225ZM230 137V138H229ZM239 137V139H237ZM243 137V138H242ZM262 138V140L264 141V135L263 136H261ZM102 138V139H101ZM140 138H141V140H140ZM176 138V139H175ZM211 138V139H210ZM213 138V139H212ZM225 138V139H224ZM229 138V139H228ZM241 138L243 139V140H241ZM244 138H246V139H244ZM87 139H91V141L93 142V143H95V141H96V139L98 140V141H96V144H97V142H98V145H96V144H94L93 145V143L91 142V144H90V146H88V144H89V142H90V140H87ZM94 139V140H93ZM100 139V140H99ZM106 139H108V138H106ZM113 139V140H112ZM122 139V140H121ZM144 139V138H143ZM177 139H179L178 141H177ZM199 140H202V139H200V138H198ZM224 139V140H223ZM234 140V141H232V140ZM61 140V142H62V140H64V142H59ZM69 140V141H68ZM75 140H76V143H75ZM78 140H80L79 142H78ZM115 140V141H114ZM175 140H176V143L178 144V142H180V143H183V144H186V145H188V149H189V147H191L192 149H194V151L197 149L198 151L196 152H194V151H192V153H191V151L190 150H186L187 152H189V153H191V154H186V152L184 153V152H182L181 150L184 148L183 146V148H181V145L182 144H180L179 143V145L180 146H178V147H180L181 149H179L178 147L176 148V146H177V144H175L174 145V143H175ZM199 140H197V141H199ZM208 140V141H209ZM223 140V141H222ZM237 140L239 141V140H241L242 141V143H241V141H240V143L239 142H237ZM82 141V142H81ZM83 141H85V142H83ZM87 141V142H86ZM135 141H137L136 143H135ZM142 141V142H141ZM235 141H236V143H235ZM262 141V142H263ZM78 142V143H77ZM104 142V143H103ZM184 142H186V143H184ZM188 142V143H187ZM194 142V141H193ZM206 142H207V140H206ZM215 142H216V145H215ZM219 142V143H218ZM222 142V143H221ZM247 142V143H246ZM61 143V144H60ZM73 143H75L74 145H73ZM81 143H84V145H82ZM87 145H86V144ZM104 144V146H102L103 144ZM130 143H132V145H135V147L137 146L138 147V143H139V146H141L142 148L143 147H148L147 149L146 148H144L146 151H148L147 153H146V151L143 149L142 150V148H135L134 146H132V148L134 147L135 149H138V152L140 151V153L142 152L143 154H145V156H142L141 154H139V155H141V158H146V159H149L148 158V154L149 155H153V156H157V155H161L160 156V159H158V161H160L161 160V157H163L162 158V160H161V162H162V164L164 163L163 162V159H164V161H166L165 162V168H163V166H164V164L162 165V164H160L161 166H160V168H161V171H159V172H161V173H158V174H160L158 177H157V175L158 174H151V173H148L147 171H145V170H147V169H145V167H143L142 168V166L140 167V166H137L138 164H139V160H137V163L136 164H134V162H132V161H135L134 159H132V161H131V158H130V160L128 159L130 156L129 155H132L133 153V158H135V155L136 154H138V152H137V150L135 151V152H137L136 154H135V152L133 151V149L131 148V150H129L128 148V146H130ZM142 143H145V145L146 146H144ZM235 143V144H234ZM255 143V142H254ZM257 144H258V142H256ZM264 143V142H263ZM64 144V146H65V148H68V150H69V148H70V150H69V152H67V151H65V149H64V146H61V145H63ZM67 146H66V145ZM77 144V145H76ZM85 146L86 148H84V147H82L83 148V153H85L86 151V153H88V151L90 150V153H91V155L90 154H88L87 156H89V158L88 157H84V158H81V161L76 157V159L77 160H75V157H73V159H71L72 158V156H75L77 153H78V155L79 154H81L82 152H81V150H82V148H80L81 146ZM99 144L101 145V146H99ZM107 146H106V145ZM115 144V143H114ZM115 144V145H116ZM215 146H214V145ZM218 144V145H217ZM239 144H240V146H239ZM68 145H70V147L68 146ZM78 145L80 146L79 147V151H78V149L76 148V146L78 147ZM93 145V146H92ZM220 145H222L221 147H220ZM98 146V147H97ZM106 146V147H105ZM123 146V147H122ZM225 146V148H223ZM238 146H239V148H238ZM71 147H75L77 150H75L74 151V153H73V148H71ZM96 149H95V148ZM103 147V148H102ZM116 147H117V145H116ZM221 148V150H220V148ZM234 147H235V150L236 151H234ZM242 147V148H241ZM74 148V149H75ZM89 148H91V149H89ZM93 148H94V150H93ZM102 148V149H101ZM113 148V149H112ZM125 148V149H124ZM186 148V147H185ZM218 148H219V150H218ZM236 148H238V150L236 149ZM62 149H63V151H62ZM97 149H98V151H97ZM110 149H111V151H110ZM121 149V150H122ZM128 149V150H127ZM177 149V150H176ZM178 149H179V151H178ZM201 149V150H200ZM225 149V150H224ZM226 149H228V150H226ZM243 149V150H242ZM91 150H93L94 152H91ZM101 150V151H100ZM105 150V151H104ZM184 150V149H183ZM201 152H200V151ZM78 151V152H77ZM108 151V152H107ZM112 151H113V153H112ZM133 151V153H131ZM185 151V150H184ZM70 152H72L73 154L71 155V153ZM75 152H76V154H75ZM80 152V153H79ZM96 152L99 154H97L96 155ZM102 152H104L105 154H103V155H105V156H103L102 155ZM111 152V153H110ZM114 152H116V154L114 153ZM247 152H248V154H247ZM60 153V154H59ZM64 153V154H63ZM95 153V154H94ZM184 153V154H183ZM206 155H204V154ZM54 154V155H53ZM60 156H59V155ZM68 154L71 156L70 158H69V156H68ZM94 154V155H93ZM117 154H119V156L118 157H121V156H123L124 157V159H128L127 161L126 160H123V158H121V161L122 162H120V160H118V159H120V158H118L117 157ZM120 154H121V156H120ZM125 154V155H124ZM192 154H194V155H192ZM195 154H196V156H195ZM202 154V155H201ZM67 155V156H66ZM102 155V156H101ZM246 155V156H245ZM251 155V156H250ZM59 157V159H61V160H59L57 157ZM77 156V155H76ZM100 156V157H99ZM127 156V157H126ZM136 156H138V155H136ZM156 156H155V161H157V158H159V157H157L156 158ZM194 156V158L192 159H190L189 157H193ZM204 156V158H206V159H204V160H202V158H200V157H203ZM243 156V157H242ZM56 157V158H55ZM64 157V158H63ZM66 157V158H65ZM68 157V158H67ZM91 157V158H90ZM196 157H199V158H196ZM35 158V159H34ZM55 158V159H54ZM138 159H141V158H139V157H137ZM238 158H239V160H238ZM57 159V160H56ZM67 159V160H66ZM83 159V160H82ZM85 159V160H84ZM87 159V160H86ZM188 159H189V161H191L192 160V166H194L193 168H191V167H188V166H191L190 165V163H189V161H188ZM34 160V161H33ZM54 160V161H53ZM79 160V161H78ZM118 162H117V161ZM143 160V159H142ZM194 160H195V162H194ZM227 160V161H226ZM37 161H39V164L37 163ZM57 161H62V162H60V164H57V163H59V162H57ZM69 162V165L67 164L68 162ZM73 161H76V164H75V162H74V164L72 163ZM85 161V162H84ZM110 163V164H108V162ZM111 161V162H110ZM124 161V162H123ZM130 162V165H129V162ZM141 161V160H140ZM181 161V162H180ZM188 161V163H189V165H187V167H188V169H184L183 170V168L185 167V168H187L186 167V164H188V163H186ZM225 161V162H224ZM66 164H65V163ZM82 162H83V164H82ZM136 162V161H135ZM184 162H185V164H184ZM231 162V163H232ZM36 163V164H35ZM56 163V164H55ZM85 163V164H84ZM98 163V164H97ZM127 163H128V165H127ZM160 163V162H159ZM183 163V164H182ZM211 163V162H210ZM38 164V165H37ZM63 164V165H62ZM73 164V165H72ZM81 164V165H80ZM94 164H97V166H95L96 168H94V166H93V168H91L92 167V165H94ZM99 164H100V167H105L106 168V165L105 164H108V165H110L109 167H110V169L112 168V170H109V169H105L104 168V172H103V170H102V176L103 177H101V175H100V173L97 171L96 172V170H98V167H99ZM101 164H102V166H101ZM105 166H104V165ZM116 164H118V165H116ZM197 164H195V165H197ZM241 164V165H240ZM245 164V165H244ZM247 164V165H246ZM119 165H121L120 166V168L118 167ZM125 165H127V166H125ZM178 165H183V166H178ZM230 165V164H229ZM243 165V166H242ZM52 166H57L56 168H54V167H52ZM58 166H60L59 168H58ZM62 166V167H61ZM64 166H66L65 167V170H64ZM75 167L74 169H73V167ZM123 166V167H122ZM135 166H137L136 168H137V170L135 171ZM173 166H176V167H174L173 168ZM244 166H246V168L244 167ZM70 167H71V169H70ZM99 167V169H103V167L102 168H100ZM138 167H140V168H138ZM179 167V168H178ZM183 167V168H182ZM68 168V169H67ZM120 170H119V169ZM122 168H123V170L125 171V173L127 172V170H128V168H130L129 169V171L127 172L128 174L130 173V170H131V173L130 174H137L138 173V176H135L134 178H133V180H131L130 182H125V178H123L124 177V175H122L121 174V171L123 172V170H122ZM162 168H163V170H162ZM168 168V169H167ZM169 168H172V169H175L176 168V171L175 170H171V172L170 171H168V170H170ZM96 169V170H95ZM119 171H118V170ZM179 169V170H178ZM180 169H182V170H180ZM194 170V172H196V173H193V171L192 170ZM94 170H95V172H94ZM105 170H107V171H109L108 172V175H106L105 176V174H103V173H107ZM203 170V171H202ZM133 171H135L134 173H133ZM168 171V172H167ZM178 171H180L179 172V174H177L176 175V173L178 172ZM188 171H189V173H188ZM190 171H192V172H190ZM223 171V170H222ZM101 172V171H100ZM119 172V173H118ZM170 172V173H169ZM223 172V173H224ZM95 173V174H94ZM148 173V174H147ZM163 173V174H162ZM164 173H165V177H164ZM192 174V176H194L195 174V176L194 177H196V179H198L197 181H195V179H193L192 177H190V179L192 178L193 180L191 181L188 177H189V175L191 176V174ZM97 174H99L100 175V177H99V175H97ZM123 174H124V172H123ZM129 174V175H130ZM174 174V175H173ZM214 174H215V172H214ZM227 174H225V175H227ZM92 175H93V177H92ZM126 175V174H125ZM161 175H162V177H161ZM171 175V176H170ZM238 175V178L236 177ZM258 177H257V176ZM41 176H43V177H41ZM96 176V177H95ZM123 176V177H122ZM126 176H128V175H126ZM228 176V178H230ZM235 176V177H234ZM40 178L39 180L37 179V178ZM156 177V178H155ZM159 177H161V178H159ZM234 179H233V178ZM44 178V179H43ZM95 178V179H94ZM159 178V179H158ZM188 178V179H187ZM225 178V177H224ZM228 178H225V180L226 179H228ZM258 178V179H257ZM42 179V180H41ZM49 179V180H48ZM83 181H82V180ZM93 179V180H92ZM102 179V180H101ZM38 180V181H37ZM49 182H48V181ZM67 180H69L67 183H69V184H67L66 183V181ZM72 180H75V181H72ZM78 180H79V182H80V180H81V182H82V186H83V182L86 180L87 182H88V184L86 185H84L82 188H80L81 186H78L79 187V191H80V194L78 193L79 191L77 190L76 191V188H77V186H75V185H73L72 184V182H74V184L75 183H77L78 182ZM174 180L176 181V182H174ZM264 180V179H263ZM41 181V182H40ZM54 181V183H52ZM94 181V182H93ZM178 181H179V183H180V181H182L181 183V186H180V184L178 183ZM79 182H78V184L77 185H79ZM81 182H80V184H81ZM86 182V183H87ZM177 183V184H179V188H178V186L175 184V185H173V186H171V185H169L170 183ZM191 182H192V184H191ZM59 185V188H61V189H56L55 187H57V184ZM65 183L67 184V185H65ZM171 183V184H172ZM54 184H56V186L54 185ZM71 184V187L70 186H68V185H70ZM194 184V185H193ZM73 185V186H72ZM168 185L170 186V188L171 187H173V188H171V189H169V192H164V194H162L161 193V191H163L164 190V188L166 187H168ZM189 185V184H188ZM192 185V186H191ZM212 185H210L211 187H212ZM223 185V186H222ZM75 186V188H73ZM86 186H88V187H86ZM177 186V187H176ZM244 186H246V187H244ZM189 187V186H188ZM207 187H209V185L207 186ZM221 187V189L222 190H220V189H218V188H220ZM223 187V188H222ZM228 187L230 188V189H228ZM71 188H72V190H71ZM84 188H85V191H84ZM75 189V190H74ZM78 189V188H77ZM83 189V190H82ZM101 189H105V190H107V194H106V196L107 197H111V198H113V199H107V201L106 202H103V201H100V199L98 198L99 197V195L97 194V191H98V193L100 192V191H102ZM208 189H210V187L208 188ZM232 189H234V191L232 190ZM42 190V191H41ZM70 190H71V192H70ZM74 190V191H73ZM88 190H89V192H88ZM100 190V191H99ZM167 190V189H166ZM166 190H164V191H166ZM229 190H230V192H229ZM241 190H244V191H241ZM59 191V192H58ZM225 191V193H226V195H228L227 194V192ZM242 193H241V192ZM251 191H255L254 193L253 192H251ZM258 193H257V192ZM7 192V193H6ZM11 192V193H10ZM13 192L14 193H16V194H13ZM68 194V195H70L71 197L73 196L74 198H71V197H69L68 195H67V197H66V194ZM75 192V193H74ZM111 192V193H110ZM215 192H217V194L215 193ZM231 192V193H232ZM246 192V193H245ZM251 192V193H250ZM139 193H141V194H139ZM201 194H203L202 192H200ZM212 193H215V194H213L212 195ZM13 194V195H12ZM63 194H65L64 196L65 197H63ZM78 194V196H76ZM135 194H137L136 196H138V197H140V199H138L137 197H135L134 195ZM144 194L146 195V196H144ZM233 194H229V195H231L230 197H229V195H228V197H227V201H226V204L228 203H230V202H233V201H235L234 200V197H232V195ZM246 194V195H245ZM250 194V195H249ZM253 194V195H252ZM258 194V195H257ZM15 195V196H14ZM168 195V196H167ZM204 195V196H205ZM217 196V197H215L216 199H218L217 200V202L215 203V201H216V199L213 197V196ZM242 195H244V196H254V197H250L249 199L248 198H244V197H242ZM83 196V197H82ZM169 196H171L172 198H173V200H171V197H169ZM202 196V195H201ZM209 196V197H208ZM212 196V197H211ZM256 196H257V198H256ZM69 197V198H68ZM77 197V198H76ZM79 197V198H78ZM85 197V198H84ZM167 197L168 198H170V203H169V201H168V199H167ZM193 197V198H192ZM231 197L233 198V200L231 199ZM238 197H239V199H238ZM71 198V199H70ZM81 198V200L79 201V199ZM198 198V199H197ZM208 198H211V199H213V200H215V201H213V200H211V199H208ZM221 198V200L219 201V199ZM245 199V200H247V202H249V207L247 206V207H245L244 206V200H242V199ZM255 198V199H254ZM65 201H64V200ZM66 199H69L68 201L66 200ZM85 199V200H84ZM86 199H87V201H89V203L88 202H86ZM115 199V200H114ZM193 199H195V200H193ZM224 199V200H223ZM261 199V200H260ZM25 200V204H24V202H22L21 203V201H24ZM109 200V201H108ZM152 200L154 201H157L156 203H158V204H153L152 203ZM231 200V201H230ZM171 201H174V203L173 202H171ZM203 201V202H202ZM208 201V202H207ZM210 201V202H209ZM222 201V202H221ZM243 201V202H242ZM15 202V203H14ZM20 204H19V203ZM76 202V203H75ZM202 202V203H201ZM211 202H214L215 204H212ZM13 203H14V205H13ZM17 203L19 204V205H17ZM52 203V204H51ZM60 203V204H59ZM80 203H81V205H80ZM207 203H209V205L207 204ZM21 204H24V205H22L21 206ZM56 204H58V205H56ZM63 205V207H62V205ZM72 205V207H70L71 205ZM87 204V205H86ZM172 204V205H171ZM176 206V207H174V205ZM211 204V205H210ZM218 204H216V205H218ZM68 205V206H67ZM81 207H80V206ZM208 205V206H207ZM54 206V207H53ZM74 206V207H73ZM210 206V207H209ZM237 206V205H236ZM60 207V208H59ZM218 207H219V205H218ZM41 208V209H40ZM52 208V209H51ZM66 208V209H65ZM72 208V209H71ZM245 208H248L247 210L245 209ZM48 210V212H45L44 210ZM51 209V214H53V209L55 210H57V211H55L54 212V214L55 213H57V214H53L54 215V217L53 216H51V214H50V216L49 215H47V213H49L50 210ZM67 209H68V211H67ZM184 209V210H183ZM235 209V210H234ZM60 210V211H59ZM210 212H209V211ZM39 211V212H38ZM44 211V212H43ZM64 211H66V212H64ZM214 211H216L218 214H219V212H220V214L221 215H219V216H217V218L219 217V219L220 218H222V217H220V216H224L222 219H218L219 221H217V218H216V216H214V215H216V213L214 212ZM238 213H237V212ZM70 214V216H69V214ZM207 212V213H206ZM234 212V213H233ZM235 212H236V214H235ZM42 213V214H41ZM46 213V214H45ZM66 213V214H65ZM77 213V215L78 216H76L75 214ZM210 213H213V214H210ZM215 213V214H214ZM223 213V214H222ZM230 213V214H229ZM72 214H74L73 215V217L75 218V219H73L72 218ZM201 214V216H198V215H200ZM204 214V215H203ZM227 214H229V215H231V214H234L233 215V217H232V215H231V217H229L228 218V216L229 215H227ZM68 215V216H67ZM207 215L209 216V218L211 217L212 219H209L208 217H207ZM42 216H44L43 218H42ZM45 216H46V218H45ZM66 216V217H65ZM200 217V218H197V217ZM203 216V217H202ZM243 216V218H241ZM246 216V217H247ZM250 216V215H249ZM48 217V218H47ZM201 217H202V219H201ZM206 217L208 218V219H206ZM216 218V220H214L215 218ZM234 217H235V219H234ZM251 217V216H250ZM49 218H52V219H49ZM69 218V219H68ZM47 219V220H46ZM62 219H65V221L64 220H62ZM202 221H201V220ZM234 219V220H233ZM244 221H243V220ZM246 219V218H245ZM256 219V220H257ZM34 220V221H33ZM53 222H52V221ZM66 220H68V221H66ZM70 220V221H69ZM74 220V221H73ZM205 220V224H206V222L208 221V220H210L209 222H207V225H205L206 227H202L203 225H202V223H203V221ZM213 222H212V221ZM222 220V221H221ZM48 221V222H47ZM60 221H62V222H60ZM230 221V223H232V225H233V222H231ZM236 221V222H235ZM64 222H65V225L67 224L68 225V223H71V226H67L66 228H69L70 229V233L69 232H67V229L65 230L64 229V227H65V225H64ZM163 224V226H162V224ZM167 222V223H166ZM168 222H170V224H172L173 222H176L177 224L178 223H181L182 222V224H179V226L176 228V227H174V226H176L177 224L176 223H173V225L174 226H172V225H170V226H172L171 228H169L168 226H167V224H168ZM172 222V223H171ZM183 222H185L186 223V225H187V227L186 226H184L185 225V223H184V225H183ZM189 222V224H190V222H192V225H194V226H192L191 227V224L190 225H188L187 223ZM197 222V223H196ZM199 222V223H198ZM202 222V223H201ZM212 222V223H211ZM215 222H216V224L218 225V227L219 226H221V227H217L216 225H214L215 224ZM258 221H257V223H259ZM166 225H165V224ZM195 223V224H194ZM201 223V224H200ZM226 223V222H225ZM228 223H229V221H228ZM255 223V222H254ZM58 224H59V226H58ZM159 224V225H158ZM161 224V225H160ZM176 224V225H175ZM204 224V223H203ZM180 225H182L183 226V228L184 229H182V227L180 226ZM202 225V226H201ZM231 225V224H230ZM260 225H261V227H260ZM72 226H74V227H72ZM162 226V227H161ZM213 226V227H212ZM236 226V225H235ZM239 226V225H238ZM58 227H59V231H57L58 230ZM179 227H181V228H179ZM215 227H217L218 229H215ZM234 227V226H233ZM76 229V231L75 230H73V229ZM168 228V231H170V232H167L166 233V229ZM203 228V230L204 231H200L201 229ZM208 228H206V230L208 229ZM53 229L54 230H56V231H54L53 232ZM69 229H68V231H69ZM178 229V230H177ZM179 229H181V231H179ZM185 229H187V230H185ZM191 229V230H190ZM196 231H194V230ZM208 229V231H209V233H207L209 236L213 233H211L210 234V230ZM222 229H224V228H222ZM60 230H64L65 232H67L66 234H64L65 232L64 231H60ZM71 230L73 231V237H72V235L70 236V235H68V234H71L72 232H71ZM166 230V231H165ZM172 230V231H171ZM179 231V232H181L182 234L184 233V232H187L188 230V232L187 233H189L188 235H187V233H184V235H181V233H179V232H175V231ZM182 230H183V232H182ZM185 230V231H184ZM192 230H193V232H192ZM226 230V229H225ZM224 230V231H225ZM27 231V233H25V232ZM29 231V232H28ZM146 231H147V233H146ZM200 231V232H199ZM207 231V232H208ZM222 232V234H220L219 236H221L220 238V240H222L223 238H222V236H224V238H225V236L227 237L228 236V238H227V240L228 241H230V238H231V235L228 233V232ZM24 233V234H30L31 236L32 235H34V237H32V241H30V239H28V238H30L31 236L30 235H20L19 236V238H18V235L19 234H21V233ZM56 232L58 233V234H60V232L61 233H63L62 235H56ZM75 232V233H74ZM174 232H175V235H174ZM33 233V234H32ZM55 233V234H54ZM166 233V234H165ZM180 235H179V234ZM194 233H198V234H196V235H198V238H197V236H195L194 235ZM225 233V234H224ZM146 234V235H145ZM151 234V235H150ZM207 234H206V231H205V235L207 236ZM227 234V235H226ZM229 234V235H228ZM37 235V236H36ZM65 235H67V236H70V238L68 237H66ZM76 235V236H75ZM151 237H150V236ZM176 235H178V236H176ZM190 235H191V238H190ZM216 235V234H215ZM218 235V234H217ZM251 234H249V236H250ZM26 236V237H25ZM42 237L41 239H40V237ZM65 238H67V242H64L63 241V239H64V237ZM75 236V237H74ZM189 236V237H188ZM194 236H195V239H193L194 238ZM209 236H207V237H209ZM254 236V235H253ZM253 236L251 237L250 236V242H252L253 241ZM16 237V239H14ZM36 237H38V238H36ZM60 238V241L58 240V239H53V238ZM61 237L63 238V239H61ZM72 237V238H71ZM147 237V238H146ZM149 237H150V239H149ZM183 237H185V238H183ZM230 237V238H229ZM259 237V236H258ZM23 238V239H22ZM45 238V239H44ZM48 240H47V239ZM180 238V239H179ZM185 240L186 238V240L184 241L183 239ZM189 238V239H188ZM197 238V239H196ZM14 239V240H13ZM19 239H22V240H25V239H27L26 240V242H25V245L27 244V243H29L31 246V248L29 247V245L27 244L26 245V247H25V245H24V243L22 244V240H21V243L18 241ZM42 239H43V241H42ZM83 239H85L84 241H83ZM194 240L195 242H197V243H195L194 241H193V243L194 244H192V248H196V250H195V248L194 249H192L191 247H190V245H191V243H192V240ZM15 240L18 242H16L15 243V246H14V242H15ZM37 240H39V241H37ZM44 240H46V241H44ZM53 240H55L54 242H53ZM190 240V241H189ZM224 240H226V239H224ZM14 241V242H13ZM42 243H41V242ZM49 241H50V243H51V241L55 244L54 245V249H56V251L55 250H51L52 249V246H53V244H50L49 243ZM59 241V242H58ZM66 241V240H65ZM186 241L187 242H190L189 244L190 245H186V244H184V245H186L185 246V248L184 249H186L185 251H182V250H184L182 247H184V246H182V244H183V242L184 243H186ZM3 242H4V244H5V246H8L9 245V247L10 246H12L13 248H15L16 250H14L13 248H11V249H13L12 251H11V249L9 248V247H4V244H3ZM36 242V244L34 245V243ZM43 242L45 243H47L49 246H47V244H46V246H45V244H43ZM150 242V243H149ZM164 242H165V240H164ZM181 242V243H180ZM2 243V244H1ZM20 243V244H19ZM39 243V244H38ZM40 243L42 244V246H45V247H42L41 245H40ZM68 243H70V242H68ZM80 243V244H81ZM147 243H149L148 245H147ZM165 243V244H166ZM170 243H173V245H175V246H173L172 244H170ZM16 244H17V247H16ZM38 244V245H37ZM162 244H164V243H162ZM164 244V245H165ZM2 245V246H1ZM18 245H20V247H21V245H23V248L25 247L27 250H25V248L24 249H22V247L20 248V247H18ZM52 245V246H51ZM194 245V246H193ZM36 246H41V247H36ZM142 246L144 247V248H142ZM190 248H189V247ZM38 248V252H36V248ZM50 247V248H49ZM56 247H58V248H56ZM75 247V248H76ZM178 247H179V249H178ZM181 247V248H180ZM17 248H19L20 249V251H28V254L26 255V252H21V253H17ZM41 248H48L47 250H48V252H47V250L45 249H43L44 250V252L46 251L47 253H42L43 251L41 250ZM190 249V251L192 252H190L189 251V249ZM198 248V249H197ZM262 248H264V247H262ZM8 250V251H6V250ZM10 249V250H9ZM29 249H31L30 251L32 252L33 251V253H34V255H32L33 256V260L32 259H30V257L28 256V255H30V254H32L30 251H29ZM40 249V250H39ZM92 249H93V251H95V250H98L99 251V254L100 255H98L97 256V251H95V253L93 254V251H92ZM106 249H104V250H106ZM171 249V250H170ZM59 250V251H60ZM85 250V251H84ZM91 250V252H88V251H90ZM104 250H102V251H104ZM79 251H81L80 253H79ZM87 251V252H86ZM180 251H182V253H183V255H185V253L184 252H186V251H188V252H190L189 253V256H190V254H191V258L193 259L194 257H195V259H193L195 262H193L192 260H190L189 261V259H191V258H189L188 257V253L185 255V257L184 256H182V253H180ZM196 251V252H195ZM200 252H202V248H200V250H199ZM12 252V253H11ZM17 253L16 254V257L14 256L15 255V253ZM30 252V253H29ZM41 252V253H40ZM84 254H83V253ZM7 253H9V255L7 254ZM10 253H11V255H10ZM13 253H14V255H13ZM39 254V255H35V254ZM49 253V254H48ZM75 253V254H74ZM104 253H107L106 251H104ZM43 255V258H44V260H39V256H40V258L42 259V255ZM44 254L46 255V256H44ZM50 254H51V257H50ZM57 255V260L56 261H54V260H52V259H54V258H56V257H54V256H56ZM59 254V255H58ZM72 254V255H71ZM78 254V255H77ZM82 256H81V255ZM164 254H166L165 255V257L167 256L168 258L167 259H164L165 257L163 256ZM178 254V255H177ZM202 254V253H201ZM262 255V254H264V251H263V249H262V251H261V249L259 250V249H257L256 250V252L254 253V254H251L252 256H251V258H253V255H254V257L255 256H259V255ZM5 255V256H4ZM8 255V256H7ZM13 255V256H12ZM18 255H20V256H18ZM25 255V256H24ZM49 255V257L48 258H46L47 256ZM75 255V256H74ZM94 255H95V257L97 258L98 257V260H100V262L99 261H97V259L95 260V258H94ZM107 255H108V253H107ZM181 255V256H180ZM4 256V257H3ZM31 256V255H30ZM34 256H35V258H34ZM73 256V257H72ZM79 256V257H78ZM6 257V258H5ZM8 257V258H7ZM14 257V258H13ZM38 258V261H36V259ZM72 259H71V258ZM107 257V256H106ZM154 257L152 256V257H149V259L151 258V261H153L154 260V262H152V263H149V259L148 258H145V257H139V255H135V256H132L131 257V259H129L130 261H127V260H125L124 259V261H125V263H123V264H147V263H149V264H153V263H155V259H154ZM158 257H160L161 259H162V257H163V259L161 260L160 259V261H159V258ZM182 257H184L185 258V260H184V258H182ZM188 257V258H187ZM197 257V258H196ZM198 257H199V259H198ZM4 258V259H3ZM22 258H24L23 260H22ZM32 258V257H31ZM65 258H67L66 260H65ZM75 259V261L77 262V263H79V262H81V260L80 261H78V259ZM104 258V259H103ZM27 259V260H26ZM46 259H48L47 261H45ZM101 259H102V261H101ZM4 260V261H3ZM22 260V261H21ZM94 260V261H93ZM145 260H146V262H145ZM175 260V261H174ZM184 260V261H183ZM3 261V262H2ZM29 261H27V263H30ZM34 261V262H33ZM35 261H36V263H35ZM65 261V262H64ZM123 261V262H124ZM127 261V262H126ZM142 261H144V262H142ZM164 261H166V263L164 262ZM167 261H168V263H167ZM171 261V262H170ZM173 261V262H172ZM187 261H189L188 263H187ZM197 261V262H196ZM4 262H6V263H4ZM64 262V263H63ZM84 262V264H86ZM159 262V263H158ZM162 262V263H161ZM183 262V263H182ZM21 263V264H22ZM26 263V262H25ZM24 263V264H25ZM31 263V264H32ZM46 263V264H47ZM91 263V264H92ZM206 263H207V260H206ZM16 264H18V263H16ZM80 264V263H79Z\"/></svg>", "mask_w": 264, "mask_h": 264}, {"label": "bare ground", "instance_id": "obj_2", "mask_svg": "<svg viewBox=\"0 0 264 264\" xmlns=\"http://www.w3.org/2000/svg\"><path fill=\"white\" fill-rule=\"evenodd\" d=\"M68 1H71V0H68ZM73 1H75V0H72L71 3H73ZM77 1H78V0H76V2H77ZM87 1L89 2L90 0H87ZM94 1H95V0H93V1L91 0V3H92V2L94 3ZM100 1H101V0H100ZM106 1H108V2H107V3H108L107 5H106ZM120 1H121V0H120ZM126 1H127V0H126ZM126 1H124V2H126ZM128 1H129V0H128ZM130 1H131V0H130ZM132 1H133V0H132ZM139 1L144 2L143 4L145 5L146 0H139ZM160 1H161V2H160ZM164 1H165V0H153V3L151 2V4H153L152 7L154 6L153 8H155L156 10H160L159 6H157V5H158L159 3H164ZM168 1H169V4L172 5V8H173V9H169V8H171V7H170V6H167V3H166V2H168ZM253 1H254V0H253ZM58 2L60 3V2H62V1H58ZM76 2H74V3H76ZM78 2L81 3L80 5L82 6V4H83L84 1L80 2V0H79ZM78 2H77V3H78ZM98 2H99V0H98ZM112 2H113V1H112ZM114 2H115V0H114ZM124 2L122 1V4H123V5H124ZM148 2H149V0H148L146 3H148ZM254 2H255V1H254ZM56 3H57V1H56ZM63 3H64V0H63V2H62V5L64 6L65 3H66V1H65L64 4H63ZM67 3H68L69 5L71 4L70 2H67ZM79 3H78V4H79ZM85 3H86V1H85ZM85 3H84V4H85ZM103 3H104V5H102V6L99 5L100 3H98V8H100V9H99L100 15H101V14L103 15V13L101 12V11H103L102 7H103V6H104V7H106V6L109 7L110 5L113 6V7H112L113 10L111 11L112 14H114V15H112L113 17H114L115 14H116V13H113V11H115V10H114V7H115V8H116V7L120 8L119 10L121 11V13L124 12V11L121 9V8H124V6L122 5V6H123V7H122L121 5H118L119 3L117 4V1H116V3H114V4H113V3L110 4V3H109V0H105L104 2H103V1L101 2V4H103ZM131 3H132V2H131ZM154 3H155V5L157 6L158 9H157L156 6L154 5ZM239 3H241V4L243 3V5L246 4V5H248L249 7H247V8H243V10H242L241 8H239V9H241V10L238 9V12H237V11H235V10L233 9V8H234L233 6H235V5L239 4ZM247 3H248V4H247ZM251 3H252V0H167V1H165V3H164V4H166V5L162 4V5H164V6L166 7L167 10H168V9L170 10L169 12L166 10V11H167L166 15H165L164 11H162L163 9H165V7H163V6L161 5V6H162L161 9H162V8H163V9L160 10V11H158V13H163V14H164L165 24H167L166 22H167L168 20H169V21L172 20L173 22L175 21L176 24L178 25L177 29H180V30H181L180 32H182V31H183V32H187V33H185V36H184V37H183V36H182V38L179 37L180 40H179V41L177 40L175 47H177V48H181V47L183 48V47H185V48H183V49H186V48H187L188 52H187V50H185V51H186L185 54L180 53L179 51H178V52L176 51V52L178 53V56H180V55L183 54L182 56H184V59H186V60H191L190 63H189L190 66L188 65V63L184 62V63H186V64L190 67V68H189L190 70L188 69V66L186 65V66H187L186 70L182 67V69H179V71H177V72H176V71H172V73H170V71L167 72V70H168V69H167V68H168V65L170 64V62H169V61H170V58H168L169 61H168L167 68H166V64H165L164 66L162 65V67H164V69L166 68L167 70H162V71L160 72L159 70H161L162 68L158 70L157 68L154 69L155 67L153 66V67H150V69L152 68L151 71L149 70V67H145V73H144V71H143V72L140 71V70H139V68H140L139 65L144 61V59H143V61H142V59H138V58H140V57L142 56V55H141L142 53H141L140 50H139V52L141 53V54H139V55H141V56L138 57V56H139V55H138V56H137L138 58H134V57L136 56V54H135V56H134V54L132 55L133 52L131 53V52H130L131 50L129 51V49H128V50H127V54H128L129 52H130L131 54H128V55L126 54V51H125L126 48H125V46H126L127 43H125V41H124V39L126 38V37H124V36H125V35L127 36L128 33H127V32H126V33L123 32L124 30L126 31V29L128 28L127 26H128L130 23H133L134 25L131 24L130 27L133 26V29H131V30H132L131 32L134 33L133 30H135V24L137 25L138 22L141 23L140 21H138V20H140V19H138V18L136 19V21H138L137 23L129 21V22H128L129 24L126 23L127 21L125 22V20H124L123 22H124L125 24H127V26H126L127 28L124 27V26H125V25H123L124 23L122 24L123 27H122V25H119L120 28H121L119 31H121L122 28H123V29L126 28V29H124L123 31H121V32H123L125 35H123V33L121 34V35H123V36H121V35L119 34V35H118V39H116L117 41L112 40L113 43H114V46H115L116 43H120V44H119V47L116 46V47L118 48V50L120 49V51H121L120 54H121V53H125V54L127 55V56H126L127 59H130V58H131L130 55H131V56H133V59H134V60H137V59H138V60H140V61H142V62L139 63L140 61L137 60V62H134L135 65H133V64H134V63H133L134 60L131 58L130 60H133V61H131V62H132V65H131V64H130L129 66L127 65L128 67L131 68V70H130V71H128V69H127V70H125V69H122V70H121V66L123 65V64L120 65L121 62H119V63H120V64H119L118 62H116V63L113 62V61L110 62V60L107 61L106 57H107L108 59L114 60V56L112 55L113 52L110 53V52H109L110 48H108V50H107V47H106V50L108 51V53H107V54L105 53V55H107V56H104V57H105V62H106V61H107V62H110L112 65L117 64V65H116L117 67H119L118 65H120V70H118V68H117L115 65H114V66L116 67V69L113 68L114 66L112 67L111 64H109V63L107 64V62H106L107 65H110L111 68H113L112 70H115V71L118 70L117 72L121 73V75H122L123 77H125L126 79L130 80V82H135V84L132 86V90L135 89V90L138 91V92L144 91V90H143V86H142V84H141L142 80H144V84H150L153 78L156 79V78H158L157 76H160V78H158L157 80H160V79H161V81H162L161 83H163V84L159 83V82H160V81H159V82H158L159 84L157 83V84H158V85H157V90H158V91L160 92V94H161L160 97H162V106H161V104H160V103H161L160 99H159L160 102H159L158 100H156L157 96H158V98H159V95H158V94H155V96L157 95L156 97H154V96H152V95H151V96H152V97H151L150 94H148V92H144V94H145V93L147 94V95L145 94L144 97H145V96H147V98L149 97V98H148L149 100L145 97V98H142V101H140V103L143 104V102H146L147 100L149 101V103H148L149 105L146 104V105H148V108L146 109V112H150V113H151L150 115H152V111H156V110H157V112H153V113H156V115H155V116L152 115V118H153V119H154L155 117L157 118V120H156V118H155L154 122H155V121H158V122L160 123V124H159L160 127H159V126H157V127L155 126V128H158V127H159V128H161V129H163V135H164V136H166V135H165V134H166V133H165L166 130H164L165 125L168 123V121L171 122V120H169V116H170V115H172L173 113L176 112V114H174V115H178V114H179V116H178V117H179V120H180V118H181L180 122L182 121V119H183V122H185V121H184V119H185L184 116H187V115H186L185 113H183V114H185V115L183 116V114H182L183 110H182V109H180V110L178 109L179 106L183 108L182 104H184V103H182V102H183L182 99H181V100H179V99H180V97L182 98V96H184V97L187 99L189 96H187L185 93L181 92L182 89L184 90V92L189 91V92H193V93H194V92L197 93V91L200 90V91L203 93L204 97L206 96V100H210V98H208V94H210L211 92H214V91H213V88H214V90H215V92H216V87H217V86H219L220 84H224V83H226L227 81H231V80L233 81V80H234L233 82H235V83L238 82L240 85H243V84L246 85V87L243 85V87H245V88H243L244 90L242 89L241 86H239V87H241V88H240L241 91L243 90V94H244V95L246 94V96H245L246 98L243 97V99H242V101H243L244 99H247V100H248V101H246L245 103H248V102H250V100H252V99H249L248 96L253 95V93L256 95L257 98H258V96H260V97H264V96H261L262 94L264 95V71H263L264 68L262 67V66H264V59H263V57H264V53H262V52H264V50H263L264 48L262 47L261 50L257 49V50H259L258 52H260V51H262V52H260V53L257 52V53H256V56H257V57H255V60H252V59H249V58H247V57H243V56H242V58H241V57H235V58H237V60L239 59V61H237L235 58L232 59V58L234 57V55L232 56V52H230V50L233 49V48L230 49V48H228V46H227V45L230 44V43H228V40H229V37L231 36V34L234 33L235 37H236V35L241 34V33H242L241 30L243 29V27H247V28H248L249 25H251V26L253 25V22H254L253 20H257V22H260V23H261V24H260L261 26H260L258 23L255 22L256 24L259 25V27L256 29V30H257L256 33H257V32H263V31H264V14H262V13H264L263 8H262V6L264 7V0H257V2H255V3H257V4H256L257 6H255V3H253V4H251ZM57 4H58V3H57ZM68 4H66V8H67V7H70V6H67ZM78 4H77V5H78ZM84 4H83V5H84ZM120 4H121V3H120ZM125 4H126L125 7L127 6V4H128V6L132 5V4H130L129 2H128V3L126 2ZM169 4H168V5H169ZM241 4H239V5H241ZM249 4H251V6H250ZM60 5H61V4H60ZM60 5H57V6H60ZM72 5H73V4H72ZM80 5H78V6H80ZM95 5H96V4H95ZM105 5H106V6H105ZM133 5H134V4H133ZM133 5H132V6H133ZM141 5H142V4H141ZM148 5H150V4H148ZM99 6H100V7H99ZM128 6H127V7H128ZM173 6H174V7H173ZM253 6H255V7H253ZM55 7H56V6H55ZM55 7H54V9H57V10H56L57 12H58V9H60V8H61L60 11L62 10V6H60L59 8H57V7L55 8ZM64 7H65V6H64ZM104 7H103V8H104ZM127 7H126V8H127ZM135 7H137V6H135ZM145 7H146V9H147V6H143V7L138 6V8H139V12H141V9H140V8H142V11H143V12H141V13H144L145 10H146V9L144 10ZM149 7H150V6H149ZM152 7H150V8H151L150 11H149V9H147L148 11L146 10L147 12H145V13L150 14V12H151L152 10H155V9H152ZM168 7H169V8H168ZM66 8H65V9H66ZM70 8H71V7H70ZM70 8H67V10H68V11H71V10H74V9H75V8H74V9L71 8V10H69ZM77 8H79V7H77ZM80 8H81V7H80ZM82 8H85V9H82ZM82 8H81V9H82L83 11L80 10L81 13H82V14H83V13H86L85 10L87 9V10L89 11V17H91V15H90L91 10H89V8H86V7H84V6H83ZM96 8H97V6H96ZM98 8H97V9H98ZM129 8L132 10L131 7H129ZM129 8H128V9H125V10H127V11H129L130 13L134 14L133 11H130ZM227 8H229V9L235 11L234 15H236V17H235V16H232V18H235V19H233V20H232V19L229 20L228 17H229L230 15H229V14L227 15L228 12H226V14H223V13L226 11ZM235 8L237 9L238 7H235ZM65 9H63V10H65ZM109 9H110V7H109ZM63 10H62V11H63ZM67 10H66V12H68ZM100 10H101V11H100ZM110 10H111V9H110ZM156 10H155V12H157ZM257 10H258V11H257ZM56 11H54V14L56 13V16L59 14L58 17H61V14L59 13L60 11H59L58 13H57ZM62 11H61V13H62V14H65V11H64V12H62ZM74 11H75V13H74V12H73V13L76 14V11H77V10H74ZM84 11H85V12H84ZM88 11H87V13H88ZM106 11H107L106 16H107V15L109 14V13H108V11H109L108 8H107ZM161 11H162V12H161ZM166 11H165V12H166ZM261 11H262V12H261ZM71 12H72V11H71ZM99 12H98V13H99ZM109 12H110V11H109ZM111 12H110V13H111ZM115 12H116V11H115ZM152 12H153V11H152ZM155 12H154V13H155ZM68 13H69V12H68ZM73 13H72V14H73ZM79 13H80V12H79ZM126 13H127V12H124L123 15H125ZM130 13H128V18H132V19H133L134 17H132V16H134V15H130ZM69 14H70V13H69ZM69 14H68V15H69ZM74 14H73V16H74ZM91 14L93 15V12H91ZM119 14H120V12H119ZM147 14H146V15H147ZM151 14H152V13H151ZM151 14H150V15H151ZM68 15H67V14H66L65 16L62 15V17H63V18H64V17H69ZM78 15H79V14H78ZM78 15H77V17H78ZM80 15H81V14H80ZM85 15H87V14H85ZM85 15H83V16H85ZM129 15H130L131 17H129ZM143 15H144V14H143ZM152 15H154V14H152ZM75 16H76V15H75ZM87 16H88V15H87ZM87 16H86V18H88ZM109 16H111V15H109ZM112 16H111V17H112ZM120 16H122V14H120ZM120 16H119V17H120ZM237 16H238V17H237ZM62 17H61V18H62ZM71 17H72V16H71ZM71 17H69L70 19L68 18L70 21L73 20L74 18H76V17H74V18H71ZM80 17H81V16H80ZM100 17H102V16H100ZM115 17H116V16H115ZM115 17H114V18H115ZM119 17H118V20H119ZM126 17H127V16L125 15V18H126ZM230 17H231V16H230ZM50 18H51V17H50ZM54 18H55V15H54V17L52 16V20H54ZM61 18H58V21H59V19H61ZM63 18H62V19H63ZM81 18H84V17H81ZM81 18H80V19H81ZM92 18H93V17H92ZM107 18H108V17H107ZM123 18H124V17H123ZM123 18H122V19H123ZM128 18H127L126 20H129ZM149 18H150V20H151V16H150ZM164 18H163V19H164ZM227 18H228V19H227ZM56 19H57V17H56ZM62 19H61V20H62ZM66 19H67V18H66ZM66 19H64V20H66ZM68 19H67V22L63 20V21L65 22V24H66V25H65L66 27H67V23H68V21H69ZM78 19H79V17H78ZM80 19H79V20H80ZM84 19H85V18H84ZM84 19H83V20H84ZM94 19H96L95 16H94ZM98 19H99V18H98ZM98 19H97V20H98ZM103 19H104V18H103ZM120 19H121V18H120ZM163 19H161V20H163ZM87 20H88V22H86L85 20H84V23L82 22L84 25H87V27L85 26L86 29H85V27L82 26L83 24L81 25V24L78 23L79 21H78L77 19L75 20V22L71 21V23H72V22L75 23V24L78 23V24H79V27L82 26V27L85 29L86 32H90V31L92 30V28H91L92 25L90 26L89 24H86V23H89V18H88ZM109 20H110V19H109ZM154 20H155V19H154ZM154 20H153V21L151 20L152 23L154 22ZM58 21L56 22V20H54V23H55V22L57 23V24H54L53 22H51L50 20H48V23H49V22H50V23H53V24H52L53 26H54V25H58V26H59L58 28H60V23H58ZM70 21H69V22H70ZM76 21H78V22H76ZM104 21H106V19H105ZM107 21H108V20H107ZM132 21H133V20H132ZM151 21H150V23H149V24H150L149 27L151 28V26H152V28H156L157 25H155L154 23L152 24ZM39 22H40V21H39ZM46 22H47V21H46ZM46 22H45V23H46ZM85 22H86V23H85ZM90 22H91V21H90ZM95 22H97V21H95ZM95 22H92V23H95ZM155 22H156V21H155ZM160 22H161V21H160ZM163 22H164V21H163ZM163 22H161V23H163ZM199 22H201V24L203 23V24H205V25L201 26V25L199 24ZM41 23H42V24H39V23H38L39 25H42V26H40V27H39L38 24L36 25V27L38 26V30H39L41 27H42V29L44 30V27H45V26L43 27V25H46V24H45V23L43 24V22H41ZM80 23H81V21H80ZM100 23H101V22H100ZM100 23H99V24H100ZM102 23H103V26H100V28L103 29V28L105 27V26H104V23H105V24H107V23H106V22H103V21H102ZM110 23H112V22H109V24H110ZM119 23H120V22H119ZM147 23H148V22L146 21V24L144 23L143 25H147ZM196 23H198L201 27H196V25H195ZM62 24H63V25H61V26H64V23H62ZM69 24H70V23H69ZM69 24H68V27H69V28H70V26L72 27V26L74 25V24H73V25H71V24L69 25ZM96 24H97V23H96ZM99 24H97V25H99ZM115 24H116V20H115ZM120 24H121V23H120ZM141 24H142V23H141ZM149 24H148V25H149ZM151 24H152V25H151ZM165 24H163L164 27H165V26L167 27L168 25H165ZM193 24H194L195 26H193ZM256 24H255V25H256ZM76 25H77V24H76ZM76 25H74V26L72 27L73 29L70 28V30H71V29L74 30L76 27H78V26H76ZM88 25H89V27L91 28L90 31H87V29H88ZM97 25H96V27H97ZM101 25H102V24H101ZM107 25H108V24H107ZM143 25H141L142 28H143V30H142L141 28H137L135 31H136V32H138V31H141V32H145V31H146V32H147V31H148V33H149V32H150V31H149L150 29H147L148 27L143 26ZM148 25H147V26H148ZM153 25H155V27H154ZM258 25H257V26H258ZM53 26H49V27H47V28H48V29H51L50 27H53ZM65 26H64V28H65ZM112 26H114V24H113ZM116 26H117V25H115V27H116ZM137 26H138V25H137ZM257 26H256V27H257ZM54 27H55L54 29H56V26H54ZM68 27H67V28H68ZM82 27H80V28H82ZM94 27H95V26H94ZM96 27H95V29H93V31H94V30H97V29L99 28V27H98V28H96ZM110 27H111V25H110ZM110 27H109V28H110ZM130 27H129V28H130ZM170 27H171V26H170ZM249 27H250V26H249ZM253 27H254V26H252V28H253ZM256 27H255V28H256ZM58 28H57V31H58ZM67 28H65V30H64L65 32H66L67 30H69V28H68V29H67ZM100 28H99V29H100ZM107 28H108V27H107ZM117 28L119 29V27H116V28L113 27L114 30L117 29ZM144 28H145L146 30H144ZM152 28H151V29H152ZM161 28H163V27L161 26ZM167 28H168V27H167ZM247 28H246V29H247ZM52 29H53V28H52ZM84 29H83V31H84ZM102 29H101V31H103V35H104V33H105L108 29L105 30V31H104V29H103V30H102ZM169 29H170V28H169ZM35 30H36V31H35ZM43 30H42V31H43ZM60 30H61V29H59V31H60ZM62 30H63V29H62ZM70 30H69L68 32H71V31H72V30H71V31H70ZM88 30H89V29H88ZM109 30H110V29H109ZM129 30H130V29H129ZM152 30H153V31H154V30L157 31L156 29H152ZM152 30H151V31H152ZM162 30H163V29H162ZM166 30H167V29H166ZM204 30H206V32H204ZM247 30H249V29H247ZM250 30H253V35L256 34V33L254 34V32H255L254 30H255V29H250ZM34 31L37 33V28L34 29ZM39 31L41 32V30H39ZM39 31H38V34H39ZM47 31H48V30H47ZM47 31H46V28H45V30H44L43 32L45 33V32H47ZM64 31H63V32H64ZM81 31H82V29H81ZM99 31H100V30H99ZM99 31H97V32H99ZM101 31H100V33L102 34ZM127 31H128V29H127ZM155 31H154V33H153V32H150V33H153V34H155V35L157 34V37H155L153 34H152V36L149 37V38H153V36H154L153 41H154L155 38H157V39H155V40L157 41V40H158V37H160V35L158 36L159 33H155ZM169 31H170V30H168V32H169ZM29 32H31V31H29ZM29 32H28V33H29ZM50 32H52V31H50ZM53 32H55V30H53ZM61 32H62V31H61ZM75 32H76L77 34H76ZM97 32L95 31V33L99 35V33H97ZM107 32H108L107 34H109V32H110V35H109V36H108L107 34H105L104 36L100 34L101 38H99V39L102 40V37H103V39H104V37L107 35V36H108V39L110 40L111 33H113L114 31L112 32V30H110V31H107ZM121 32H120V33H121ZM128 32H130V31H128ZM168 32L165 31V29H164V31H163V33H166V34H167ZM171 32H173V31H170V33H171ZM180 32H179V34L181 35ZM183 32H182V33H183ZM240 32H241V33H240ZM248 32H249V31H248ZM248 32H246V33L248 34V35H246V36H249V33H251L252 31L249 32V33H248ZM31 33H32V32H31ZM36 33H34V34H32V35H35ZM48 33H49V32H47V33H45V34H48ZM56 33H57V32H56ZM56 33H54V34H56ZM66 33H67V32H66ZM115 33H116V34H114V33L112 34L113 39H114V36H113V35H115V37H116V35H117V32H116V31H115ZM150 33H149V35H150ZM243 33H244L243 36H245V32H243ZM243 33H242V34H243ZM40 34L43 35L42 32H41ZM45 34H44V35H45ZM49 34H52V33H49ZM49 34H48V36H46V38L48 37L47 39H49V40H51L50 38H52V40H51L52 42L57 41V43H58L57 46H56V43H55V45L52 43V44H50V46H48L49 43L47 44V42H48L47 39H46V40H47L46 43H44L46 40H45L44 42L41 41V40H44L43 38L40 39V38L42 37L41 35H39L40 37H38L37 34H36L35 36H33L35 40H36L37 38L40 39L41 42H40V41H39V42L41 43V46H42L43 44H45L43 49H42L43 46L41 47V52H42V53H43V51L46 50L47 46H48V49H49V47H51V46L53 47V46H54L53 49H51L52 47L50 48L52 51H54V50L59 46V44H60V40L62 39L61 37H64V36H62L63 34H61V33H57L56 35H58V34L61 35V36H60V40L58 41L57 38H56L57 40H55V39H54L55 37L53 38V36H52V35H49ZM54 34H53V35H54ZM64 34H65V33H64ZM73 34H74V35H72V32L70 33V35H72V36H69V35L67 36V35L65 34V35H66V36H65L66 38H67V37H68V38L71 37V38H70V39H67V40H65V39H66V38H65V39H64L65 41L62 39V41L64 42V46H63L62 44H60L62 48H63V47H72L71 44H72L73 47H74V44L78 45L79 42H81V44H83L82 41L85 42L86 39L89 38V35L86 33V35H88V37L86 36V37H87L86 39H84V40L82 39L81 41H79V40L81 39L80 36H83V34L80 33L79 31H77L76 29H75V31H73ZM130 34H131V33H130ZM135 34H136V33H135ZM135 34H132V35L134 36ZM143 34H144V33H142V36H143ZM166 34H164V38L160 37V39L162 38L163 40H165V41L167 42L166 39H168V38H165ZM168 34H169V33H168ZM186 34H187V35H186ZM59 35H58L57 37H59ZM132 35H130V37H131ZM137 35H138V34H137ZM137 35L134 36V37L137 38V40H136V38H135L134 40L138 42V38H139V37H138ZM146 35H147V34H146ZM180 35H179V36H180ZM234 35L232 34V36H234ZM258 35H259V34H258ZM260 35H261V33H260ZM36 36H37V38H35ZM50 36H52V37H50ZM73 36H74V38H73ZM75 36H77V37H75ZM107 36H106L105 39H107ZM128 36H129V34H128ZM128 36H127L128 40H126L127 38H126L125 40H126V41L128 42V44H129V42L131 43V41H132V40L129 41V39H133V38H130V37H128ZM168 36H170V35H168ZM232 36H231V37H232ZM90 37H91V39H90V40H91V43L94 44V41L92 40V39H93V35L90 36ZM112 37H111V38H112ZM123 37H124V39H123ZM144 37H145V34H144ZM144 37H142V38L144 39ZM207 37H209L210 39H207ZM238 37H239V35H238L237 38H236L237 40L239 39ZM240 37H241V36H240ZM252 37H254V36H252ZM256 37H258L257 34L255 35V39H257ZM259 37H260V36H259ZM78 38H79V39H78ZM97 38H98V36H97ZM97 38L94 39L95 42H96ZM205 38L207 39V40H205V41H207V42H208V40H210L211 42H213L214 40H217V38H218V39H221V40H223V41H226L228 44L224 42L225 44H227L225 48L222 47V45H221V43H220L219 41H218V42L220 43L219 45H221V47L224 49L223 51L230 49L228 52H230L231 55L228 54L227 52H225V53H227V56H226L225 53H221L222 50L219 52V50H218V46H219V45L216 47L215 44H214L215 46H213V45H212L213 43H209V42H208L209 44H211L210 46H209V44H208V46L210 47V49H212L211 51H213V48H212V47L217 48V50H218V53H217V54H218L219 56H223L222 54H224L225 57H224V56L221 57V60H222V59L225 60L226 57L228 58V55H230V56H229V58H228L229 60H228V59L226 60L227 62H231L232 60H233V61L236 60L237 62H240V59H241L242 62L239 63V64H237V65H240V64H243V63H244V64H243V71H244V73L242 74L243 76H241V75L239 76V74L236 72V69H235V68H234V71H235V72H234V71H233V72L230 71L231 69H233L234 66H235V67L237 66V65L234 64V63H237V62H233V61H232L231 65H230V67L232 66V64H234V66H232L231 68L228 66L229 69H228L226 66H222V67H220V66L216 65V67H215V70L217 69V67H218V69H220V68H221V69H224V67H226L227 69H226V68H225V69L230 71L229 77H228V78L226 77V79L220 78L221 76H215V77H212L211 80L209 81L208 78H206V77H211L210 75H209V76H206V75H205V76H203V75L198 76L199 74H198L197 71H201V70H198V69H200V68H198V67L201 66V65H199L200 63H198V66H197V67H196L195 65H197V62H198V61H200V62L202 61V59H200V57H202V56L199 57L198 54H197L198 56L196 55V53H198V49H197V48H199V47L197 46L198 44H196V46H197V48H196L195 43L198 42L197 40L200 41L201 39H205ZM233 38H234V37H233ZM233 38H232V39H233ZM244 38H245V37H244ZM246 38H247V37H246ZM260 38H262V35H261ZM53 39H54V40H53ZM105 39H104V40H105ZM143 39L140 41L141 44H142ZM162 39H161V41H160L159 43L162 42ZM169 39H170V38H169ZM169 39H168V40H169ZM241 39H242V38H241ZM241 39H240V40H241ZM249 39H250V37H249ZM255 39H254V40H255ZM29 40H30V38H29ZM31 40H32V38H31ZM75 40H76V43H75ZM90 40H88V42H87V43H88L87 45L89 46V55H90V53H92V50H93L92 44H91V43L89 44ZM104 40H103L102 42H101V41H100V42L106 44V43L104 42ZM122 40H123V41H122ZM244 40L250 41V40H248V39H244ZM258 40L261 41V42L263 41L262 44L264 43V39H263V38H262V39H258ZM37 41H38V39H37V40L35 41V43H34L36 47H38V45H36V44L38 43ZM77 41H78V43H77ZM92 41H93V42H92ZM135 41H132V43L135 42ZM151 41H152V40H151ZM153 41L151 42L152 44H153V43H154V44L157 43V42L155 43V42H153ZM165 41H164V42H165ZM233 41H234V40H233ZM242 41H243V39H242ZM247 41H246V43H248V45L251 43L250 45H251V47H252V42H247ZM33 42H34V41H33ZM33 42H32V43H33ZM36 42H37V43H36ZM73 42H74V44H73ZM100 42H99V40L97 41L98 44H99ZM109 42H111V40H110ZM115 42H116V43H115ZM137 42H135V43H137ZM164 42H163V43H164ZM231 42H232V41H231ZM237 42H238V41H237ZM257 42H258V41H257ZM50 43H51V42H50ZM61 43H62V42H61ZM65 43H66L68 46H67ZM111 43H112V42H111ZM113 43H112V44H113ZM132 43H131V44H132ZM146 43H148V42H146ZM146 43H145V46L148 47L149 44L146 45ZM159 43H158V45H160ZM198 43H199V42H198ZM235 43H236V41H235ZM238 43H239V42H238ZM246 43L244 42V44H246ZM38 44H39V43H38ZM104 44H102L103 46H102L101 44H99V46L101 45L102 47H104ZM124 44H125V46H124ZM131 44L129 45V47L131 46ZM154 44H153V46H154ZM216 44H217V43H216ZM222 44H223V42H222ZM240 44H241V43H239V47L241 46ZM242 44H243V43H242ZM259 44H260V43H259ZM262 44H261V45H262ZM26 45H27V44H26ZM32 45H33V44H32ZM46 45H47V46H46ZM65 45H66V46H65ZM76 45H75V46H76ZM79 45H80V44H79ZM90 45H91V46H90ZM94 45H95V47H96V43H95ZM94 45H93V46H94ZM117 45H118V44H117ZM158 45H157V47H156L155 49H157V48L159 49V46H158ZM163 45H164V44H163ZM165 45L168 46V44H165ZM230 45H231V44H230ZM230 45H229V46H230ZM235 45L238 46L237 43H236ZM248 45H246V46L248 47ZM35 46H33V47L36 48ZM39 46H40V44H39ZM97 46H98V45H97ZM99 46H98V48H96V49H95V47H94L95 51H94V50H93V51H94L95 54H97V52H98V53L101 52V50H100V51L98 50V49H99ZM120 46H121V48H120ZM132 46H133V48H134V46H136V44L134 45V43H133ZM138 46H139V44H138ZM140 46H141V45H140ZM223 46H225V45H223ZM236 46H235L234 48H236ZM253 46H254V45H253ZM26 47H28V45H27ZM31 47H32V46H31ZM45 47H46V48H45ZM55 47H56V48H55ZM61 47H60V48H61ZM90 47H91V48H90ZM127 47H128V46H127ZM142 47H143V46H142ZM232 47H233V46H232ZM239 47H238V48H239ZM242 47H243V46H242ZM247 47H246V48L243 47L242 49H247ZM54 48H55V49H54ZM60 48H58V49H60ZM74 48H75V49H74V54H75V50H76L77 48H76V47H74ZM104 48H105V47H104ZM104 48H103V49H104ZM137 48H138V47L136 46V49H137ZM160 48H161V46H160ZM200 48H202V47L200 46ZM222 48H220V49H222ZM257 48H258V47H257ZM44 49H45V50H44ZM63 49L66 50V53H67V52L70 53V51H68V48H67V49H66V48H63ZM70 49H71V48H70ZM70 49H69V50H70ZM91 49H92V50H91ZM131 49H132V48H131ZM136 49H135V50H136ZM143 49H144V47H143ZM153 49H154V48H153ZM153 49H152V50H153ZM196 49H197V51H196ZM240 49H241V47H240ZM240 49H239V50H240ZM242 49H241V51H242ZM249 49H250V46H249ZM33 50H34V49H33ZM42 50H43V51H42ZM51 50H49V51L52 52ZM71 50H72V49H71ZM79 50H81V48H79L78 51H79ZM90 50H91V51H90ZM161 50H162V49H161ZM166 50H168V49H166ZM215 50H216V49H214V51H215ZM217 50H216V52H217ZM234 50L237 51L236 49H234ZM234 50H233V51H234ZM239 50H238V51H239ZM250 50H251V49H250ZM250 50H249V52H250ZM257 50H256V51H257ZM23 51H24V50H23ZM26 51H27V50H26ZM47 51H48V50H47ZM49 51H48V52H49ZM55 51H56V50H55ZM55 51H54V53L56 54L57 52H55ZM96 51H97V52H96ZM102 51H103V50H102ZM104 51H105V49H104ZM107 51H105V52H107ZM112 51H113V49H112ZM116 51H117V50H116ZM116 51H115V52H116ZM132 51H133V50H132ZM141 51H142V50H141ZM150 51H151V50H150ZM158 51H159V50H156V52H158ZM195 51H196V52H195ZM201 51H202V49H200V52H201ZM223 51H222V52H223ZM244 51H246V50H244ZM34 52H39V53H40V51H39V47H38V50L36 49V51L34 50ZM48 52L45 51L46 54H47ZM50 52H49V53H50ZM58 52H60V50H58ZM72 52H73V51H72ZM76 52H77V51H76ZM81 52H82V51H81ZM136 52H137V51H136ZM136 52H135V53H136ZM142 52H143V51H142ZM146 52H147V51H146ZM156 52H154V53H156ZM159 52H160V51H159ZM162 52H163V51H161V53H162ZM167 52H168V51H167ZM200 52H199V53H200ZM203 52H204V51H203ZM251 52H252V50H251ZM251 52H250V53H251ZM16 53H17V52H16ZM39 53H38V54H35V55H38V56H36L37 59H34V60H36V61H34V60L32 59L33 57L35 58V56H32V55L30 54V55L32 56V57H31V60H33L32 62H35V63L37 64V62H38V57H40V56H39ZM45 53H44V54H40V55H43V56H44V55H46ZM49 53L47 54V56H48L47 58L44 57L45 60L48 59L49 57H50V59L53 57V56H52V53H50L52 57L49 56V55H50ZM63 53H65V52H63V50H62V51H61V54H62V55L59 54V53H58V54H59L60 57H62V56L64 55ZM79 53H80V51L78 52V55H77V54H76V55H77V56L80 55V57H81V56L83 55V53H81V54H79ZM94 53H93V54H94ZM102 53H104V52H102ZM117 53H118V52H117ZM151 53H152V52H151ZM168 53H169V52H168ZM168 53H167V54H168ZM234 53H235V52H234ZM236 53H237V52H236ZM13 54H14V52H13ZM25 54H26V56H27L28 51H27ZM55 54H54V56H55ZM58 54H57V55H58ZM93 54H91V55L93 56ZM125 54H123V55H125ZM144 54H145V53H144ZM144 54H143V55H144ZM157 54H158V53H157ZM164 54H165V53H164ZM164 54H163V55H164ZM167 54L164 55L166 58L168 57ZM171 54H172V53H171ZM179 54H180V55H179ZM220 54H221V55H220ZM239 54H240V53H238V55H239ZM254 54H255V53H254ZM57 55H56V56H57ZM70 55H73V54L70 53ZM76 55H75V56H76ZM91 55H90V56H91ZM117 55H118V54H117ZM145 55H149V56H150V54H147V53H146ZM163 55H161V57H162ZM200 55H201V54H200ZM212 55H213V57H214V54H212ZM242 55H243V54H242ZM245 55H246V54H245ZM13 56H15V55H13ZM43 56H41V59H42ZM64 56H65V55H64ZM77 56H76L75 59L78 58ZM92 56H91V57H92ZM118 56L121 57V55H118ZM156 56L159 57L158 55H156ZM164 56H163V57H164ZM195 56L199 57V58H198L199 60L197 59V62H196V61H193V57H195ZM219 56L215 55V57H219ZM231 56H232V57H231ZM246 56H250V55H246ZM29 57H30V56H29ZM68 57H69V58L71 57V59L73 58V60H75V59H74V55H73V56H68ZM80 57H79V59L81 60ZM83 57H84V56H83ZM129 57H130V58H129ZM144 57H145V56H144ZM152 57H153V55L151 56V58H152ZM165 57H164V59H166ZM169 57H170V56H169ZM171 57H172V55H171ZM213 57H212V58H213ZM250 57L252 58V55H251ZM27 58H28V57H27ZM69 58H67V60L70 62L71 60H69ZM89 58H90V57H89ZM147 58H148V56H147ZM219 58H220V57H219ZM18 59H19V61H20V58H18ZM28 59H30V58H28ZM52 59H53V61L56 62V59H55V58H52ZM54 59H55V60H54ZM60 59H61V58H60ZM60 59L57 58V61H58V62H59V61H64V57H63V60H60ZM160 59H161V58H160ZM160 59H159V60H160ZM168 59H167V60H168ZM171 59H172V58H171ZM214 59H215V58H214ZM217 59H218V58H217ZM230 59H231V60H230ZM24 60L26 61V57H25ZM39 60H40V59H39ZM42 60H43V59H42ZM42 60H41V61H42ZM45 60H43V62H44ZM48 60H49V59H48ZM48 60H47L46 62H44V63H46L45 65L42 66L41 64H42L43 62H42L41 64H40V62H39V63L37 64V66H38V65H39V66H42L44 69L49 68V67L47 66V65H48V63H47ZM67 60H66V62L68 63ZM80 60H79V61H80ZM119 60H121V58H120ZM130 60H128L127 64H129V61H130ZM145 60H146V59H145ZM157 60H158V59H157ZM179 60H180V59H179ZM179 60H178V61H179ZM203 60H204V56H203ZM17 61H18V60H17ZM49 61H50V63L52 64V60H49ZM76 61H77V60H76ZM76 61H75L74 63H73V61H72L71 66L73 65V66L75 67V65H79V64H77V62H79V61H77V62H76ZM114 61H117V60H114ZM148 61H149V59H148L147 61H145V62H148ZM161 61H163V58H162ZM172 61H173V60H172ZM180 61H181V60H180ZM183 61H185V60H183ZM206 61H207V60H204V62H206ZM208 61L211 62V63H210V62H208V63H209V64H212L211 67L214 68L213 64H214V63L216 64L217 62H215V61H217V60H213V61H212V60H208ZM226 61H223V62H226ZM243 61H244V62H243ZM20 62L22 63L23 61H20ZM20 62H19V64H21ZM32 62H31V63H32ZM66 62H65V64H67ZM131 62H130V63H131ZM145 62H144V63H145ZM150 62H152V61H150ZM157 62H158V61H157ZM166 62H167V61L164 60V63H166ZM194 62H196V64H195ZM213 62H214V63H213ZM223 62H222V63H223ZM227 62H226V64H227ZM245 62H246V64H251V65L254 64L255 67L259 65V67H262V69L258 68V69H260V71L257 70V71H258V72H257V71H256L257 67L255 68V67H253V66H251V65H245ZM25 63H26V62H23V64H24L26 67H28V66H29V67H31V66L34 67V68L31 67L30 69L27 68L28 71H30L31 69L34 70V69L37 67L35 63H33V64H35V65H31V66H30V65L27 66ZM27 63H28V62H27ZM62 63H64V62H62ZM113 63H114V64H113ZM138 63H139V64H138ZM172 63H173V62H172ZM180 63H181V62H180ZM191 63H193L192 66H195V68H196V70L193 69L194 71L197 72L196 75H195L194 71L189 72V71L192 70V69H191ZM219 63H221V62H218V64H219ZM23 64H22V66H23ZM57 64H58V63H57ZM65 64H64V65H65ZM68 64H69V63H68ZM68 64H67V66H68ZM94 64H96V66H97V63H96V62H94L93 65H94ZM161 64H162V63H161ZM161 64H160V66H158V68L161 67ZM194 64H195V65H194ZM223 64L226 65L225 63H223ZM229 64H230V63H229ZM62 65H63V64L60 63V66H61V67H59V65H58V66H57V65H55V66H54V65H52V66L49 65V66H51V67L54 66V67H55L54 69L57 70L56 67H59V69H61L62 67H64V66H62ZM93 65H92V66H93ZM141 65H143V67H144L145 64L142 63ZM155 65H156V64H155ZM173 65H174V64H173ZM207 65H208V64H207ZM25 66H23V67H24L23 69H22V67H20L21 70H23L22 72H24V73H25V71H26V70L24 71V69L26 68ZM35 66H36V67H35ZM45 66H47V67H45ZM69 66H70V64H69ZM69 66H68L67 69H70ZM73 66H72V67H73ZM124 66H125V64H124ZM145 66H148V65H145ZM151 66H152V65H151ZM178 66H180V64L177 65V67H178ZM183 66H184V65H183ZM186 66H185V67H186ZM208 66H209V65H208ZM240 66H241V65H240ZM240 66H239V67H240ZM42 67H41V69H42ZM51 67H50V68H51ZM65 67H66V66H65ZM72 67H71V68H72ZM74 67H73V68L71 69V71H70V72H71V74H69L70 77H67L68 80H69L70 78H72L71 75H72V72H74V71H72V70L74 69ZM82 67L85 68L84 66H82ZM82 67H80V68H82ZM108 67H109V66H108ZM125 67H126V66H125ZM138 67H139V68H138ZM173 67H174V66H173ZM177 67H176V68H177ZM239 67L237 68L238 70H239ZM50 68H49V71H50ZM94 68H96V67H94ZM176 68H175V70H176ZM180 68H181V67H180ZM193 68H194V67H193ZM197 68H198V69H197ZM213 68H211V69H213ZM36 69L39 70L40 68L37 67ZM36 69L34 70V72L36 71ZM44 69L39 70V71H42L44 74H45V73L48 74L49 71H48V73H47V71L44 72V71H43ZM54 69H53V70H54ZM59 69H58V71H59ZM76 69H77V71H78V67H77V68L75 67L74 70H76ZM85 69H86V71L83 73V71H84ZM85 69H84V70L81 69V70H83V71H81V70H80V71H81L82 74H83V78L86 79V76H88V74H86V76H85V73H87V71H91V70H87V69H89V66H88V68H87V66H86ZM90 69H93V67H91ZM146 69L149 70V71H147ZM187 69H188V70H187ZM211 69H210V70H211ZM21 70L19 69L20 72L18 71L17 75H19V73H20V76H23V75H22L23 73L21 72ZM33 70H31L32 73H33ZM38 70H37V71H38ZM47 70H48V69H47ZM53 70H51V71H53ZM55 70L52 72V74H56V76H57V78H58V81H60V83H62V84L64 83L63 85L67 86V89H69V91H71V92L73 91V93H75V90L79 89V87L76 88L77 84L74 85V82L76 81V80H74V79H77V78H75V77L77 76V75H76L77 73L75 74L76 76H75V75H72V76H74L73 81H67V80H65V81L63 82V79H62V81H61V80H60L61 78L58 77V74H60V73L57 74V73H56L57 71H55ZM62 70H63V69H62ZM110 70H111V69H110ZM138 70H139V71H138ZM154 70H155V71H154ZM157 70H158V71H157ZM177 70H178V69H177ZM213 70H214V69H213ZM215 70H214V71H215ZM28 71L26 72V73H28V76H25V75H24V77H26V78L24 79V80H26V82H25V81H21V79L24 78V77L21 78V77L17 76V77H19V78H17V79H20V81L22 82V84H23L24 82H25V84H26L27 81L29 82L28 79H29L30 76H32V75H29V74H31V73L28 72ZM63 71H64V70H63ZM68 71H69V70H67V72H68ZM92 71H94V70H92ZM146 71L148 72V74L146 73ZM165 71H166L167 73H166ZM221 71H222V70H221ZM221 71H220V72H221ZM239 71H240L239 73L243 72L242 70H239ZM262 71H263V72H262ZM64 72L66 73V71H64ZM75 72H76V71H75ZM209 72H210V71H209ZM216 72H217V71H216ZM216 72H215V74H216ZM261 72H262V73H261ZM35 73H36V72H35ZM35 73L33 74V76H34V75H38V76H40L38 73H36V74H35ZM65 73H64V74H65ZM68 73H69V72H68ZM68 73H66V74H68ZM93 73H94V72H93ZM93 73L91 72V75H90V76H92ZM165 73H166V74H165ZM176 73H177V74H176ZM192 73H194V74L192 75ZM203 73H204V72H203ZM206 73H208V72L206 71ZM206 73H204V74H206ZM211 73H212V71H211ZM213 73H214V72H213ZM217 73H219V72H217ZM231 73H233V74H231ZM234 73H235V74H234ZM46 74H45V76H46ZM66 74H65V75H66ZM89 74H90V73H89ZM208 74H209V73H208ZM220 74H221V73H220ZM244 74H247L246 77H245ZM26 75H27V74H26ZM194 75H195V76H198V77H195ZM216 75H217V74H216ZM38 76H35V77H38ZM45 76H44V77H45ZM48 76H49V74L47 75V77H48ZM84 76H85V77H84ZM175 76H176V78H178L177 76H179L180 78H178V79H179L180 81H181V79H182V82H181V88H180L181 90L177 87V86H178V83H180V82H179L178 80H176ZM212 76H213V75H212ZM0 77H1V76H0ZM2 77H6V75H5V76L2 75ZM27 77H28V79H27ZM40 77H43V76H40ZM40 77H39V79H40ZM44 77H43V78H44ZM47 77H45V79H46ZM88 77H89V76H88ZM88 77H87V78H88ZM111 77H112V74H111ZM113 77H114V75H113ZM222 77H223V76H222ZM242 77H245V78H242ZM8 78H9V77H8ZM32 78H33L34 80H33ZM32 78H31V80L35 81V83H34L33 81L30 80L31 82L29 83V85H31V86H28V83H27V86H28L27 88H28V89H29V87H30V89H32V88H33V85H34V88H35V85H37V84H36V80H35V78H34V77H32ZM43 78H41V79L43 80V83H44V79H43ZM89 78H91V77H89ZM224 78H225V77H224ZM1 79H2V78H1ZM5 79H6V78H3V81H4ZM9 79L12 80V78H9ZM36 79H37V81H38V78H36ZM79 79H80V78H79ZM79 79H77V81H78ZM162 79H163V80H162ZM6 80H7V79H6ZM42 80H40L41 83H42ZM56 80H57V79H56ZM56 80L54 81V84L56 83ZM70 80H72V79H70ZM82 80H83V79H82ZM170 80H172V83H170ZM206 80L209 82V84H210V82H211V84H212V87H211V86H208V87H207L208 89H209V87L211 88V89H209V90L206 89L205 86H204V84H206ZM0 81H1V80H0ZM3 81H1V82H3ZM8 81H9V80H8ZM8 81H5V82H8ZM16 81H17V80H16ZM18 81H19V80H18ZM20 81H19V83L17 82L19 85H18V84H16V85L21 86L22 84H21ZM58 81H57V82H58ZM77 81H76V82H77ZM79 81H80V80H79ZM79 81H78V82H79ZM153 81H154V79H153ZM175 81H176V82H175ZM232 81H231V82H232ZM10 82H12V81H10ZM80 82H81V81H80ZM83 82L85 83V82H87V81H84V80H83ZM136 82H139V83L136 85ZM203 82H204V83H203ZM223 82H224V83H223ZM231 82H230V83H231ZM32 83H34V84L32 85ZM37 83H39V84L41 85V88H42L43 83L41 84L39 81H38ZM110 83H111V84H110ZM5 84L7 85V83H5ZM20 84H21V85H20ZM25 84H24V85H25ZM54 84H53V85H54ZM56 84H57V83H56ZM56 84H55V85H56ZM58 84H59V83H58ZM62 84H60V86H58V85H56V86H58V88L60 87V89H63V87H62L63 85H62ZM82 84H83V83H81V85H82ZM107 84H109V85L107 86ZM107 84H106L105 86H107V87H109V88H112L113 90H114V89L116 90V89L119 88V83H115V84H114L113 82H109V83H107ZM171 84H174V85H171ZM6 85H5V86H6ZM112 85H113L114 87H113ZM176 85H177V86H176ZM233 85H234V84H232V86H233ZM10 86H12V83H11ZM56 86L50 87V89H51V88H52V90H53V88H56V89H57ZM78 86H79V85H78ZM105 86H104V87H105ZM3 87H4V85H3ZM23 87H24V88H23ZM23 87H22V89H25L26 92H27L28 90L25 88L26 85L23 86ZM31 87H32V88H31ZM80 87H81V86H80ZM237 87H238V86H237ZM247 87H250L252 93H249V92H248V88H247ZM8 88H9V87H8ZM120 88H121V86H120ZM204 88H205L206 90H205ZM234 88H235V87H234ZM4 89L7 90L6 87H5ZM35 89H36V88H35ZM35 89H32V90L35 91ZM60 89H58V90H56V91H59ZM201 89H204V90L207 91V92H205L204 90H201ZM229 89H232V87L229 88ZM250 89H249V90H250ZM54 90H55V89H54ZM54 90H53V91H54ZM64 90H65V89H63V91H64ZM119 90H120V89H119ZM227 90H228V89H227ZM236 90H237V89H236ZM48 91H50V90H48ZM53 91L51 92V94H50V92H48V93H49V96L52 97V98H51L52 100H53V95H52V94H53L54 92H55L57 95H60V94L62 95V94H63V93H60V92H56V91L53 92ZM60 91H61V90H60ZM63 91H61V92H63ZM208 91H211V92L208 93ZM228 91H229V90H228ZM234 91H235V90H234ZM241 91H240V92H239V91H235V92L242 93ZM1 92H2V91H1ZM1 92H0V94H1ZM41 92H43V91L41 90ZM215 92L213 93V95H212V93H211V95H210L209 97L213 96L212 98H216L217 95H219V94H217V93H215ZM230 92H231V90L229 91V93H230ZM58 93H59V94H58ZM87 93H88V92H87ZM154 93H155V92H154ZM181 93L183 94L182 96H181ZM207 93H208V94H207ZM221 93H223V92H221ZM34 94H35V92H34ZM42 94H45V93L43 92ZM56 94H54V95H56ZM89 94H90V92H89ZM92 94H93V93H91L90 95L93 97L94 94H93V95H92ZM199 94H200V92H199ZM226 94H227V93H226ZM233 94H234V92H233ZM2 95H4V94L2 93L0 96H2ZM45 95H46V94H45ZM45 95H44V96H45ZM86 95L88 96V94H86ZM194 95H196V94H194ZM194 95H193V96H194ZM214 95H216V97H214ZM238 95H239V94H238ZM33 96H35V95H33ZM42 96H43V95H42ZM49 96H48V97H49ZM197 96H201V95H197ZM224 96H225V95H224ZM224 96H223V97H224ZM240 96H241V95H240ZM253 96H254V95H253ZM50 97H49V98H50ZM60 97H61V96H60ZM89 97H90V96H89ZM92 97H90V99H91ZM150 97H151V98H150ZM153 97H154V98H153ZM201 97H202V96H201ZM235 97H236V96H235ZM241 97H242V96H241ZM3 98H5V97L3 96ZM33 98H34V97H33ZM43 98L45 99L44 102L47 101V103H45V104H47V105H45V104H41V103H40V104H41L42 108H44L43 105H45V107L47 108V109H44V110H46L45 112H47L48 108L50 109V110H48V113H49V111L55 112V111L57 110V109L54 110L55 105L53 106V105L51 104V105L54 107L53 109H51L50 104H48L49 101H51V99H50V100H47V95H46L45 97H43ZM55 98L57 99V97H55ZM196 98H198V97H196ZM196 98H192V99L194 100V99H196ZM207 98H208V99H207ZM236 98H237V97H236ZM251 98H252V96H251ZM34 99H37V98L35 97ZM34 99L31 100V101H33V102H31V103H33L32 105H34V107H36V110H35V108L33 109V112H34L33 114H35V111H38V108H37L38 106H35V104H34V103H35V102H34L35 100H34ZM64 99H65V96H64ZM92 99H93V98H92ZM144 99H147V100L145 101ZM216 99H217V98H216ZM223 99H224V98H223ZM227 99H228V98H227ZM231 99H232V98H231ZM253 99H254V98H253ZM0 100L2 101L1 98H0ZM3 100H4V99H3ZM135 100H137V99H135ZM152 100H153V102L150 103ZM178 100H179V101H178ZM199 100H201V98H200ZM218 100H219V99H218ZM239 100H240V99H239ZM259 100H260V99H259ZM259 100H256V101H259ZM262 100H263L262 103L260 102L261 100H260L259 102H260V104L263 105V103H264V98H262ZM7 101H8V100H7ZM9 101H10V100H9ZM9 101H8L7 103L10 104ZM55 101H56V100H55ZM133 101H134V100H133ZM133 101H132V102H133ZM177 101H178V104H179V102H180L181 105H180V104L177 105ZM214 101H215V100H214ZM216 101H217V100H216ZM230 101H231V100H230ZM252 101H253V100H252ZM4 102H5V101H4ZM4 102H3V103H4ZM36 102H37V101H36ZM52 102H54V101H52ZM57 102H58V101H57ZM57 102H56V103H57ZM135 102L137 103V101H135ZM135 102H134V103H135ZM175 102H176V104H174ZM194 102H196V101H194ZM211 102L215 104V102H213L212 100H211ZM211 102L209 101L210 104H209V103H206V104L211 105V104H212ZM3 103H2V104H3ZM7 103H5V104L7 105ZM27 103H28V102H26V108H29V107H32V108H33V106L30 104V101H29V104H30L31 106H29V104H27ZM50 103H51V102H50ZM127 103H128V102H127ZM140 103H139V105H140ZM169 103H171L172 106H170ZM216 103H217V102H216ZM221 103H222V102H221ZM223 103H224V101H223ZM231 103H232V102H231ZM233 103H235V102H233ZM245 103H244V104H245ZM58 104H60V103H58ZM120 104H121V106H122V105H124L125 103H123V101H122V102H120L119 104H116L115 108H118L119 111H121V110H126V108H125V107H126V104H125V107H124L125 109H122V107L120 106ZM151 104H152V106H151ZM154 104H155V105H154ZM191 104H192V103H191ZM194 104H195V103H194ZM203 104H204V103H203ZM236 104H237V103H236ZM0 105H1V104H0ZM12 105H13V104H12ZM12 105H9V107H12ZM24 105H25V104H24ZM27 105H28V107H27ZM48 105H49L50 107H49ZM118 105H119L121 108L117 107ZM139 105H134V104H133V105L131 106V104H130V105H129V108H130V106H131V108L133 107V110L135 109V110H134L135 112H136V111L139 112V111H140V108L142 109V107L144 106V104H143V106L141 105L142 107H139ZM146 105H145L144 107H146ZM168 105H169V106H168ZM176 105H177V107H176ZM198 105H199V104H198ZM215 105H216V104H215ZM215 105H214V106L211 105V107H216ZM217 105H218V104H217ZM249 105H250V104H249ZM252 105H253V104H252ZM41 106H40V108H41ZM47 106H48V107H47ZM58 106H59V105H58ZM134 106H135V108H134ZM137 106H138V108H137ZM193 106L195 107V105H193ZM218 106H219V105H218ZM227 106H228V105H227ZM234 106H235V105H234ZM250 106H251V105H250ZM56 107H57V105H56ZM144 107H143V108H144ZM180 107H179V108H180ZM196 107H197V106H196ZM199 107H200V105H199ZM201 107H202V106H201ZM211 107H210V108H211ZM230 107H231V106H230ZM232 107H233V106H232ZM239 107H240V106H239ZM32 108H30V109H32ZM40 108H39V109H40ZM184 108L186 109V105H185ZM24 109H25V108H24ZM59 109H60V111H59ZM59 109H58L57 111L62 113V111H61V107H60V106H59ZM62 109H63V108H62ZM106 109H107V107H106V108L103 107V109H100V110H102V111H100V112H102V115L105 114L104 112H106V111H105ZM120 109H121V110H120ZM192 109H193V108H192ZM201 109H202V108H201ZM216 109H217V108H215L214 110H216ZM219 109H220V108L218 107V110H219ZM221 109H222V105H221ZM221 109H220V110H221ZM239 109L241 110V107H240ZM34 110H35V111H34ZM53 110H54V111H53ZM92 110H93V109H92ZM118 110H117V111H118ZM127 110H128V109H127ZM133 110L130 109V110H129L130 113H127V112H126L127 114L124 113V116H122V118H123V117H125V118H126V117H128V118H129V117H133V116H131V115L134 114V113H133ZM150 110H151V111H150ZM181 110H182V111H181ZM194 110H195V109H194ZM204 110H205V109H204ZM204 110H203V111H204ZM236 110H238V109L236 108ZM250 110H251V109H250ZM256 110H257V109H256ZM25 111H26V110H25ZM28 111H30V110H28ZM28 111H27V112H28ZM90 111H91V110H90ZM90 111H88L87 114H89ZM129 111H128V112H129ZM131 111H132L133 114L131 113ZM143 111H145V110L143 109ZM143 111H142V112H143ZM185 111H187V109H186ZM199 111H200V108H199ZM203 111H202V114H203ZM216 111H217V110H216ZM260 111H263V110H261V108H260ZM31 112H32V111H31ZM52 112H50V113L53 114ZM64 112H65V108H64ZM64 112H63V113H64ZM97 112L99 113V111H97ZM97 112L94 113V112L92 111V114H93V115H94V114H97ZM137 112H136V114H137ZM140 112H141V111H140ZM140 112L138 113V116H137L138 118L135 117L136 114H134V118H137L138 121H137V119H135V120H136L139 124L143 125L144 128H145V130H147V128L149 129L150 125L153 126L152 123H154V122L152 121V123L150 122L151 124L148 123L149 125H147V122H149V121H151V120H153V119H151V120H149V121L147 120V122H146L145 120H143V118H146V117L151 118V117H150V116H146V115H149V114H146V112H145V113H142V112H141L142 114H146V115L142 116ZM197 112H198V111H197ZM197 112H196L195 114H197ZM211 112H212V109H211ZM221 112H222V110H221L219 113H218V112H217V113L220 114ZM10 113H11V112H10ZM36 113H37V112H36ZM48 113H47V114H48ZM50 113H49V115H50ZM199 113H200V112H199ZM261 113H262V115H261L260 117L263 116V112H261ZM12 114H13V113H12ZM27 114H28V113H27ZM54 114L56 115L57 112H55ZM59 114H60V113H59ZM125 114H126L127 116H125ZM128 114H131V115L128 116ZM209 114H211V113H209ZM215 114H216V113H215ZM37 115H38V114H35L34 117L37 118V117H36ZM49 115H48V117L46 116L47 119L50 118ZM57 115H58V114H57ZM57 115H56V116H57ZM93 115H91V113H90V115H88V116L91 117V116H93ZM97 115H99V114H97ZM97 115H96V118L98 117ZM100 115H101V113H100ZM181 115H182V116H181ZM198 115L200 116L201 114H198ZM216 115H217V114H216ZM221 115H222V114H221ZM50 116H51V115H50ZM52 116L54 117V119H52V120L55 121L56 123H59V122H60V123L62 124V123H64V122L66 121V119H65L64 117H62V116H63L62 114H60L61 117L58 115L59 117H58L57 119L61 118L62 121H64V120H63V118H64V119H65L64 122H62L61 120H60L59 122H57L58 120H57V119H56L57 121L55 120L56 117H55L54 115H52ZM52 116H51V117H52ZM94 116H95V115H94ZM94 116H93V118H94ZM139 116H142V117H139ZM214 116H215V115H214ZM53 117H52V118H53ZM67 117H69V116H67ZM89 117H87V118L89 119ZM170 117H171V116H170ZM176 117H177V116H176ZM176 117H175V118H176ZM178 117L176 118L177 120L175 119L177 122H179V121H178ZM182 117H183V118H182ZM201 117H202V116H201ZM201 117H200V119H202ZM205 117H207V116H205ZM209 117H210V115H209ZM223 117H224V116H223ZM250 117H251V116H250ZM256 117H257V116L255 115V118H256ZM35 118H34V119H35ZM96 118H95V119H96ZM117 118H118V117H116V118L114 119V121H115ZM125 118H124V119H125ZM212 118H214V117H212ZM212 118L210 117V119H212ZM257 118H258V117H257ZM262 118L264 119V117H262ZM70 119H72V117H71V118L69 117L68 121H72V122L75 121L74 119H73V120H70ZM126 119H127V118H126ZM250 119L252 120V117H251ZM37 120H39V119L37 118ZM93 120H94V119H93ZM133 120H134V119H133ZM248 120H249V119H248ZM255 120H256V119H255ZM255 120H254V121H255ZM261 120H262V119H261ZM47 121L50 123V120H49V119H48ZM47 121H46V122H47ZM78 121H79V123H80L82 120H81V121L78 120ZM91 121H92V120L90 119L89 122L91 123ZM94 121H95V120H94ZM116 121H117V120H116ZM121 121H122V120H121ZM123 121H124V120H123ZM188 121H190V120H188ZM200 121H202V120H200ZM200 121H194V122H195V123H198V122L200 123ZM205 121H206V120H205ZM207 121H208V120H207ZM246 121H247V119H246ZM246 121H245V122H246ZM254 121H252V122H254ZM38 122H39V121H37V124H38ZM48 122H47V123H48ZM72 122H71V124H72ZM75 122H77V121H75ZM75 122L73 123V124H74V126H73L74 128H75V124H76ZM82 122H83V121H82ZM92 122H93V121H92ZM95 122H96V121H95ZM118 122H119V120L117 121V124H118ZM132 122H133V121H131V124H132ZM143 122H145V123H143ZM180 122H179V123H180ZM183 122H181L180 124H182ZM238 122H239V121H238ZM242 122H243V121H242ZM247 122L250 123V126L252 125V123H251L250 121H247ZM32 123H33V121H32ZM34 123H36L35 120H34ZM42 123H43V122H42ZM42 123H41V124H42ZM47 123H46V126H48ZM52 123H53V122H52ZM87 123H88V122H87ZM90 123H89V124H90ZM93 123H94V122H93ZM113 123H114V122H113ZM115 123H116V122H115ZM115 123H114V126H117V124L115 125ZM129 123H130V122H129ZM134 123H135V122H133V124H134ZM138 123H137V125H138ZM171 123H172V122H171ZM191 123H193V121H192V122H189V124H191ZM202 123L204 124L205 122L203 121ZM225 123H226V122H225ZM225 123H223V124H224V125H223L224 127H225ZM231 123H232V122H231ZM239 123H240V122H239ZM248 123L246 124L247 128H248V125H249ZM37 124H35V125H37ZM44 124H45V123H44ZM44 124H43V125H44ZM50 124H51V123H50ZM50 124H49V125H50ZM61 124H60L59 126H61ZM73 124H72V125H73ZM77 124H78V122H77ZM83 124H85V123L83 122ZM95 124H97V122H96ZM111 124H112V123H111ZM131 124L128 125V130H129V131H131L132 129H134V130H132V132H133V131L136 132V134H137L138 136H139L140 134H142V132H143L142 129H144V128H142L141 130H140L139 128H141V127H143V126H139V127H138V126L136 125V123H135V125L138 127V129L135 130L137 127H136V128H135V127L133 128L134 125L132 124V125H133V126H132ZM144 124H146V126H145ZM157 124H158V123L156 122L155 125H157ZM169 124H170V123H169ZM169 124H167L166 127H167V126L170 127L171 124H170V125H169ZM173 124H174V121H173ZM173 124H172V125H173ZM176 124H177V123H176ZM185 124H187V122H186ZM227 124H228V123H227ZM232 124L234 125L235 122L232 123ZM241 124H242V123H241ZM241 124H240V125H241ZM35 125L32 124L31 126L34 127ZM38 125H40V124H38ZM38 125H37L36 127H39ZM43 125H42V127L44 128ZM52 125H55V124L53 123ZM65 125H66V126H65ZM65 125H64V126H65V128H66V127H67V122H66ZM163 125H164V126H163ZM178 125H179V124H178ZM192 125H193V124H191V126H192ZM195 125H197V124H195ZM201 125H202V124H201ZM201 125H200V126H201ZM46 126H45L44 129H46ZM50 126H51V125H50ZM55 126H56V125H55ZM55 126H53V129H50V128H52V127L49 128V130H50L52 133L54 132L53 134H55V131H52V130H54V129H56V128L58 129V127H59V126L57 125L58 127L55 128ZM70 126H71V125H70ZM70 126L68 125V127H70ZM77 126L82 127V124L80 123V125L78 124V125H76V127H77ZM90 126L93 127V125H90ZM96 126H98V127H96V128H100V127H101V128H104L103 126H99V125H96ZM110 126H111V125H110ZM112 126H113V125H112ZM114 126L112 127L113 129H114ZM148 126H149V127H148ZM152 126H151V127H152ZM161 126H163L164 128H162ZM173 126H174V125H173ZM179 126H180V127L177 128V125H175V126H174V127H175V131H177V132L173 131L172 133H174V134L176 133V134H177V138L179 137V139H181V140L177 139V141L179 140V141L181 142V141H184V139H185L186 141L189 140V144H188V145H190V143H191V147H194L193 145H196V148H197V146H198V147L201 146V148H202V146H203L204 144L201 145L200 141L205 140V142L203 141L202 143H205V145H206V143H207V145H210V144H208V143H211V145H212V142L215 140V139H214L213 141H211V140H209L208 138H205V137H204V139H202V138H203V135H205V134L199 133V130H198L197 133L200 134V135H198V134H196V135H197V136H200V137H198V138H200V139H202V140H199L198 138L196 139V141H195V139H194V140H191V138H192V136H193V134H191V133H192V130H194V129H192V127L189 126V127L191 128V132L189 131L190 133L188 132V129H185V131H184L185 134H186V135H189V136L187 137V136H185V134H184V135H180V134H178L179 130L182 128L181 125H179ZM185 126H186V125H185ZM187 126H188V124H187ZM187 126H186V127H187ZM198 126H199V124L197 125V127H198ZM241 126H242V125H241ZM241 126H240V127H241ZM253 126H254L253 128H252V126H251V128H249V131H248V132H249V134H248L249 137L247 136V137H248V142L251 141V143L248 144V145H246V146L243 145V148L245 147L244 150L248 151V152L253 156V159H252L253 161L264 160V143H263L264 141L261 139V138H262L261 136L264 135V123L261 122V121L258 119L257 122H255V124H254ZM48 127H49V126H48ZM83 127H84V126H83ZM174 127H173V128H174ZM186 127H185V128H186ZM206 127H207V126H206ZM40 128H41V126H40ZM96 128H95V129H96ZM116 128H117V127H115V129H114V130H117L116 132L113 131V130L110 131V132H111V134H113L114 132L117 133L118 135L116 134V135H117V136H116V135L113 134V137L116 136V137L118 138V136H120V135H122V134H119V133H118V130H119L120 128H118V129H116ZM129 128H130V129H129ZM155 128H154V129H155ZM159 128H158V129H159ZM173 128H172V129H173ZM190 128H189V129H190ZM193 128H194V125H193ZM195 128H196V127H195ZM200 128H201V127H200ZM218 128H219V127H218ZM227 128H228V127L226 126L225 133L228 131ZM230 128H231V127H230ZM245 128H246V127H245ZM57 129H56V133H58V130H57ZM60 129H62V128H60ZM60 129H59V130H60ZM71 129H72V128H71ZM76 129H77V128H76ZM83 129H84V128H81V132L83 131ZM93 129H94V127H93ZM105 129L109 131V130L111 129V127H110V129L104 128L103 130H105ZM154 129H152L153 131H151V132H154V131L156 132V130H154ZM158 129H157V130H158ZM165 129H166V128H165ZM168 129H169V128H167V132H169ZM170 129H171V128H170ZM170 129H169V130H170ZM177 129H179V130H177ZM204 129H206V128L204 127ZM220 129H221V128H220ZM223 129H225V128H222V130H223ZM49 130H48V128H47V131H49ZM64 130H65V129H64ZM68 130H69V129H67L66 132H67ZM84 130H85V129H84ZM101 130H102V129H101ZM101 130H100V129H99V130L96 129V131L98 132V135H99V133H100V135H101V132H100ZM106 130H105L104 132L102 131V134L105 133ZM139 130H140V132H141V131H142V132H141V133H140V132L138 133L137 131H139ZM149 130H151V129H149ZM159 130H160V129H159ZM181 130H182V129H181ZM181 130H180V132H181ZM183 130H184V129H183ZM186 130H187V133H188V134L186 133ZM196 130H197V129H196ZM207 130H208V128H207ZM207 130H205V132H206ZM213 130H214V133H212V131L210 132V133H212V135L215 134V132L217 133V131H219V129H218V130L216 129L217 131H215V129H213ZM222 130H220L221 133L218 132L217 134H218V135H219V134H220V135H223L222 132H224V131H222ZM244 130H245V129H244ZM244 130H243V131H244ZM262 130H263V132H262ZM50 131H49V132H50ZM60 131L62 132L63 129L60 130ZM60 131H59V132H60ZM74 131H75V129H74ZM74 131L72 130L71 132H74ZM79 131H80V130H77V133H78V134H79ZM96 131L93 130V133L91 132V136H92V134L96 135V134L94 133V132H96ZM108 131H107V132H108ZM119 131H121V130H119ZM194 131H195V130H194ZM194 131H193V132H194ZM209 131H210V130H209ZM61 132L58 133V134L55 135V136H56V137H59V136H58L59 134H62V135H63V132H62V133H61ZM75 132H76V131H75ZM97 132H96V133H97ZM110 132H108V134H110ZM112 132H113V133H112ZM170 132H171V131H170ZM170 132H169L168 134H170ZM180 132H179V133H180ZM182 132H183V131H182ZM182 132H181V133H182ZM200 132H201V131H200ZM144 133H145V132H144ZM164 133H165V134H164ZM195 133H196V131H195ZM225 133H224V136L227 134V133H226V134H225ZM53 134H51V135H53ZM64 134H65V132H64ZM69 134H71V133H69V132H68V134L66 133V135H68V136H69ZM108 134H107V135H108ZM145 134H146V133H145ZM151 134H152V133H151ZM168 134H167V135H168ZM176 134L174 135V137L176 136ZM182 134H183V133H182ZM190 134H191V135H190ZM201 134H202V138H201ZM208 134H209V133H208ZM71 135H73V134H71ZM74 135H75V134H74ZM74 135H73V136H74ZM94 135H93V136H94ZM98 135H97V136H98ZM104 135H105V134H104ZM107 135H105L106 137H104V139H105L104 142L107 143L108 148H109V146L111 145V146L114 148V149H113V148H112V149H113L114 151H116V152H118V151H119L118 149L121 148V147L118 148L120 145H122L123 143L125 144V142H127L128 139L130 140V138H128L130 135H128V136H127L128 139L125 140V141H123V143L119 145V144H116V143H119V142H120V139H116V140H119L118 142H114V143L117 145V147H116V145L111 141V139L109 140V137H107ZM152 135H154V133H153ZM171 135H172V134H171ZM178 135H180V136H178ZM194 135H195V134H194ZM196 135H195V137H196ZM55 136H54V137H55ZM60 136H61V135H60ZM68 136H67V138H68ZM73 136H69L68 139H70V140L73 139V138L75 137V136H74V137H73ZM102 136H103V135H102ZM102 136H101V137H102ZM181 136H182V137H183V136H184V137H187L188 139H186V138L183 139ZM190 136H191V137H190ZM205 136H206V135H205ZM207 136H208V135H207ZM236 136H237V135H236ZM64 137H66V136H64ZM64 137H63V139H64ZM72 137H73V138H72ZM94 137H95V136H94ZM94 137H92V138H94ZM111 137H112V136H111ZM113 137H112V138H113ZM130 137H134V136H130ZM141 137H142V135H141ZM149 137H150V136H149ZM149 137H147V138L149 139ZM170 137H171V136H170ZM174 137H172L171 139H173ZM189 137H190V138H189ZM209 137H210V136H209ZM213 137H214V136H213ZM215 137H216V135H215ZM215 137H214V138H215ZM219 137H221V136H219ZM231 137H232V136H231ZM89 138H90V137H89ZM106 138H108V139H106ZM124 138H125V137H124ZM138 138H139V137H138ZM143 138H144V139H143ZM145 138H146V136L142 137V140L146 142L147 140H146ZM193 138H194V137H193ZM193 138H192V139H193ZM225 138H226V137H225ZM225 138H224V139H225ZM229 138H230V137H229ZM229 138H228V139H229ZM242 138H243V137H242ZM242 138H241V140H243ZM74 139H78V137H77V138L75 137ZM101 139H102V138H101ZM131 139H132V141L130 140L129 142H133V140H135L134 138H131ZM167 139H168L167 141L174 142V140H173V141L170 140L169 137H167ZM175 139H176V138H175ZM210 139H211V138H210ZM212 139H213V138H212ZM224 139H223V140H224ZM232 139H233V137H232ZM232 139H231V140H232ZM237 139H239V137H238ZM244 139H246V138H244ZM64 140H65V139H64ZM64 140H62V142H64ZM66 140H67V139H66ZM66 140H65V141H66ZM87 140H90L89 144L87 143L88 146H90V144H91L92 141H91V139H87ZM93 140H94V139H93ZM99 140H100V139H99ZM112 140H113V139H112ZM121 140H122V139H121ZM140 140H141V138H140ZM197 140H199V141H197ZM206 140H207V142H206ZM208 140H209V141H208ZM223 140H222V141H223ZM241 140H239V141L237 140V142L240 143ZM68 141H69V140H68ZM79 141H80V140H78V142H79ZM96 141H98V140L96 139ZM96 141H95V143L92 142L93 145L96 144ZM114 141H115V140H114ZM193 141H194V142H193ZM232 141H234V140H232ZM262 141H263V142H262ZM59 142H61V140H60ZM62 142H61V143H62ZM66 142H67V141H66ZM72 142H73V141H72ZM72 142L69 141V142H67V143H69V144L71 143V144H72ZM78 142H77V143H78ZM81 142H82V141H81ZM83 142H85V141H83ZM86 142H87V141H86ZM104 142H103V143H104ZM136 142H137V141H135V143H136ZM141 142H142V141H141ZM180 142H178V144H177V143H176V140H175L174 145L177 144V146L175 145L176 148H177L178 146H180V145H179ZM254 142H255V143H254ZM256 142H258V144H257ZM61 143H60V144H61ZM64 143H65V142H64ZM75 143H76V140H75ZM75 143H73V145H74ZM103 143H102V144H103ZM120 143H121V142H120ZM133 143H134V142H133ZM184 143H186V142H184ZM187 143H188V142H187ZM218 143H219V142H218ZM221 143H222V142H221ZM235 143H236V141H235ZM235 143H234V144H235ZM241 143H242V141H241ZM246 143H247V142H246ZM81 144L84 145V143H81ZM85 144H86V143H85ZM87 144H86V145H87ZM102 144H101V145H102ZM124 144H123V145H124ZM126 144L129 145L128 142H127ZM136 144H137V143H136ZM142 144H143L144 146H146L145 143H142ZM180 144H182V145H181V148L184 147L183 149L185 150V151H184V150L182 149V150H181L182 152H184V153L186 152V154H187V153H188V154H191L192 151H194V149H192L191 147H189V149H188V145L183 144V143H180ZM65 145H66V144H65ZM76 145H77V144H76ZM79 145H80V144H79ZM79 145H78V147L76 146V148L78 149V151H79V147L81 146V145H80V146H79ZM93 145H92V146H93ZM96 145H98V142H97ZM101 145L99 144V146H101ZM105 145H106V144H105ZM107 145H106V146H107ZM205 145H204V146H205ZM213 145H214V144H213ZM215 145H216V142H215ZM215 145H214V146H215ZM217 145H218V144H217ZM61 146H64V144L61 145ZM66 146H67V145H66ZM68 146L70 147V145H68ZM74 146H75V145H74ZM102 146H104V144H103ZM106 146H105V147H106ZM124 146L126 147V145H124ZM132 146L135 147V145H132V143H130V146H128V147H129L128 149L131 150ZM182 146H183V147H182ZM221 146H222V145H220V147H221ZM239 146H240V144H239ZM239 146H238V148H239ZM82 147L86 148L85 146H81L80 148H82ZM97 147H98V146H97ZM122 147H123V146H122ZM130 147H131V148H130ZM134 147L132 148L133 151H134V150H135V151L137 150V152H138V149H135L137 146H136L135 148H134ZM139 147L142 148L141 146H139V143H138V147H137V148H139ZM185 147H186V148H185ZM220 147H219V148H220ZM71 148H73V153H74L75 150H77L75 147H71ZM74 148H75V149H74ZM94 148H95V147H94ZM94 148H93V150H94ZM102 148H103V147H102ZM102 148H101V149H102ZM140 148H139V149H140ZM144 148H146V147H143L142 150H143ZM147 148H148V147H147ZM147 148H146V149H147ZM178 148L181 149L180 147H178ZM219 148H218V150H219ZM223 148H225V146H224ZM238 148H236V149L238 150ZM241 148H242V147H241ZM64 149H65V151H67V152H69V150H70V148H69V150H68V148H65V146H64ZM89 149H91V148H89ZM95 149H96V148H95ZM121 149H122V148H121ZM121 149H120V152L123 151V149H122V150H121ZM124 149H125V148H124ZM128 149H127V150H128ZM179 149H178V151H179ZM202 149H203V148H202ZM204 149H205V151H206L205 153L207 154V157L209 156V157H210V160H212L211 158H214V159H215V161H214L215 163H213V161H208L209 158L206 159V158H204V156H203V157H200V158H202V160L206 159L207 162L204 160L205 162H202V164L204 163V165H201V164H197V162H198L199 160L196 161V162H195V160H194V162H195V163H194L195 168H193L194 166H192L193 164L191 163L192 160L189 161V159H188V161H189V163H190V165H191V166H188V167H191V168H193L194 170H196V171L198 172V174H197L196 172H194V170L191 169V170L193 171V173H196V174H197V178H198V176L200 177V175L203 173V172L201 173V168H202V169L204 168L203 170L206 171V173L208 172V174H207V175H202V176H201V179H200L201 181H197L199 178L196 179V177H194L196 174H195L194 176H192V174L190 173L191 176L189 175L188 178L190 179V177H192L193 179H195V181H197L195 187L193 186V188H191V187H190V183H189L188 180H187V181L184 180L185 183H184V185H183V187H182V189H184V190L186 191V194H187V193H188V195H189V193H190L191 195H194V194H195L197 197H199V200H196V202L198 201L197 203H199V201H201V200H200L201 197L204 198V197L207 196V194L209 195L210 190H211V188L214 187V185H215V187H216V186L219 185V184H223L225 181H226V182H225L226 185H225V186H223L224 184L222 185V186L224 187V191H223V192H224V195L228 197L229 194H233V193H234V192H232V191H231V192H232V193H231L230 190H229L230 193H228V191H226L225 187L227 188V184H228L229 179H230V181L232 180V179H231V176H233L234 173H233V172L231 173L230 170H231V171H234V170H232V169L235 168V165H234V167H233V165H232V169H228V171L230 172L231 176H229V175H230L229 172H228V174H229V175H228L227 172H224V171H225V169L228 168V166L231 167V164H233V162H234V163L236 162L235 158H237L236 155L238 156V153H239V152H236V155L233 156L234 161L232 162V161H230V160H229V161H227V160L229 159V157H231L233 154H235V152L232 153L231 156H229V152L227 153V151H223V150H221V148H220V150L223 151V153L226 152L227 155L229 156V157H226L227 155L223 156L224 154H223V153L221 154V153H220L221 151H220V152H217V150L215 151L213 146H208L207 148L204 147ZM204 149H203V152H204ZM93 150H91V152H94ZM144 150H145V149H144ZM176 150H177V149H176ZM186 150H190L191 153H189L190 151L187 152ZM200 150H201V149H200ZM200 150H199V151H200ZM224 150H225V149H224ZM226 150H228V149H226ZM242 150H243V149H242ZM62 151H63V149H62ZM78 151H77V152H78ZM97 151H98V149H97ZM100 151H101V150H100ZM104 151H105V150H104ZM110 151H111V149H110ZM133 151H132L131 153H133ZM135 151H134V152H135ZM140 151H141V150H140ZM140 151L138 152V154H136L137 152H135V154L138 155V156L135 155V158H133V157H134V156H133L134 153H133L132 155H129L130 157H129L128 159L130 160V158H131V161H132V159H134V160L136 161V162H135V161H132V162H134V164H136V163H137V160H139V164H138L137 166H140V167L142 166V168L145 167V169H147V170H145V171H147L148 173H151V174H153V175H154V174L156 175V174H158V173H161V172H159V171H161V168H160L161 165H160V164H162L161 160H162L163 157H161V160H160V161H158V159H160V156H161V155H160V156H159V155H157V156L155 155L156 158L159 157V158H157V161H155V156H153V155H149V154L147 155L149 159H146L145 157H144V158H141V155H142L143 153H142V152L140 153ZM145 151H146V150H145ZM148 151H149V150H148ZM148 151H146V153H147ZM195 151L197 152L198 150L196 149ZM195 151H194V152H195ZM228 151H229V150H228ZM234 151H236V150H235V147H234ZM81 152H82V153L79 154V155H78V153L76 154V152H75V154H76L77 156H76V155H75V156H72L71 159H73V157H75V160H77V159H76V157H77V158L81 161V158H84V157H85V158H86V157L89 158V156H87V155H88V154L91 155L90 150L88 151V153H86L87 151H86L85 153H83V148H82ZM98 152H99V151H98ZM107 152H108V151H107ZM116 152H114V153L116 154ZM123 152H124V153H127L126 149H125ZM200 152H201V151H200ZM248 152H247V154H248ZM70 153H71V155L73 154L72 152H70ZM79 153H80V152H79ZM110 153H111V152H110ZM112 153H113V151H112ZM118 153H119V152H118ZM121 153H122V152H121ZM148 153H149V152H148ZM184 153H183V154H184ZM59 154H60V153H59ZM59 154H58V155H59ZM63 154H64V153H63ZM94 154H95V153H94ZM94 154H93V155H94ZM97 154H98V153L96 152V155H97ZM103 154H105V153L102 152V155H103ZM106 154H107V153H106ZM106 154H105V155H106ZM139 154H141V155H139ZM188 154H187V155H188ZM203 154H204V153H203ZM239 154H242V153L240 152ZM243 154H244V152H243ZM243 154H242V155H243ZM53 155H54V154H53ZM98 155H99V154H98ZM98 155H97V156H98ZM102 155H101V156H102ZM105 155H103V156H105ZM124 155H125V154H124ZM192 155H194V154H192ZM201 155H202V154H201ZM204 155H205V154H204ZM251 155H250V156H251ZM59 156H60V155H59ZM66 156H67V155H66ZM68 156H69V158L71 157L69 154H68ZM118 156H119V154H117V157H118ZM120 156H121V154H120ZM142 156H145V154H143ZM188 156H189V155H188ZM195 156H196V154H195ZM205 156H206V155H205ZM239 156H240V155H239ZM239 156H238V157H239ZM243 156H244V155H243ZM243 156H242V157H243ZM245 156H246V155H245ZM56 157H57V156H56ZM56 157H55V158H56ZM99 157H100V156H99ZM126 157H127V156H126ZM137 157H139V158H141V159H138ZM221 157H223V159H220ZM225 157L227 158L226 161H227L228 163L230 162V163H229L230 165L228 164L227 168H225V164H226V162L224 161V162H225V163H223L224 166H221V167H224V168H220V165H219V166L217 165V164H220V163H217V164H216V162H218L219 159H220L219 162H221V160L223 161V160L225 159ZM55 158H54V159H55ZM57 158L59 159V157H57ZM63 158H64V157H63ZM65 158H66V157H65ZM67 158H68V157H67ZM90 158H91V157H90ZM118 158H120V159H118V160H120V162H122V161H121V158H123V160H126V159H124L123 156L118 157ZM189 158H190V159H191V158L193 159L194 156H193V157H189ZM196 158H199V157H196ZM203 158H204V159H203ZM34 159H35V158H34ZM128 159H127V160H128ZM142 159H143V160H142ZM56 160H57V159H56ZM59 160H61V159H59ZM66 160H67V159H66ZM79 160H78V161H79ZM82 160H83V159H82ZM84 160H85V159H84ZM86 160H87V159H86ZM127 160H126V161H127ZM140 160H141V161H140ZM238 160H239V158H238ZM33 161H34V160H33ZM53 161H54V160H53ZM116 161H117V160H116ZM188 161H187L186 163H188ZM57 162H59V163H57V164H60V162H62V161H57ZM67 162H68V161H67ZM67 162H66V163H67ZM69 162H70V161H69ZM69 162L67 163L68 165H69ZM71 162H72V161H71ZM74 162H75V164H76V161H73L72 163L74 164ZM84 162H85V161H84ZM107 162H108V161H107ZM110 162H111V161H110ZM117 162H118V161H117ZM123 162H124V161H123ZM128 162H129V161H128ZM159 162H160V163H159ZM163 162H164V163H163V164H164L163 168H165V167H166V166H165V162H166V161H164V159H163ZM180 162H181V161H180ZM199 162H200V161H199ZM210 162H211V163H210ZM231 162H232V163H231ZM37 163L39 164V161H37ZM62 163H63V162H62ZM64 163H65V162H64ZM66 163H65V164H66ZM189 163L186 164V167H187V165H189ZM35 164H36V163H35ZM38 164H37V165H38ZM55 164H56V163H55ZM73 164H72V165H73ZM82 164H83V162H82ZM84 164H85V163H84ZM97 164H98V163H97ZM97 164L92 165L91 168H93V166H94V168H96L95 166H97ZM108 164H110V163L108 162ZM108 164H105V165H106V168L103 167L102 164H101V166L103 167V169H99V167H100V164H99L98 170H96L97 168L95 169L96 172L98 171V172L100 173L101 177L104 176V175L102 176V174H101V173H102V170H103V172H104V168H105V169L112 170V168L110 169V167H109L110 165H108ZM163 164H162V165H163ZM182 164H183V163H182ZM184 164H185V162H184ZM195 164H197V165H195ZM62 165H63V164H62ZM80 165H81V164H80ZM103 165H104V164H103ZM105 165H104V166H105ZM116 165H118V164H116ZM127 165H128V163H127ZM127 165H125V166H127ZM129 165H130V162H129ZM226 165H227V164H226ZM240 165H241V164H240ZM244 165H245V164H244ZM246 165H247V164H246ZM120 166H121V165H119L118 167L120 168ZM137 166H135V168H136ZM178 166H180V165H178ZM181 166H183V165H181ZM181 166H180V167H181ZM242 166H243V165H242ZM52 167L56 168L57 166H56V167H55V166H52ZM59 167H60V166H58V168H59ZM61 167H62V166H61ZM65 167H66V166L63 167L64 170H65ZM72 167H73V166H72ZM102 167H100V168H102ZM122 167H123V166H122ZM140 167H138V168H140ZM174 167H176V166H173V168H174ZM188 167H187V168H185V167L183 168V167H182V168H183V170H184V169H188ZM244 167L246 168V166H244ZM74 168H75V167H73V169H74ZM119 168H118V169H119ZM163 168H162V170H163ZM178 168H179V167H178ZM59 169H60V168H59ZM67 169H68V168H67ZM70 169H71V167H70ZM118 169H117V170H118ZM129 169H130V168H128L127 172L129 171ZM167 169H168V168H167ZM169 169H170V170H168V171H170V172H171V170H172V171H173V170L176 171V168H175V169L169 168ZM95 170H94V172H95ZM119 170H120V169H119ZM119 170H118V171H119ZM122 170H123V168H122ZM124 170H125V169H124ZM124 170H123L124 174H123L122 171H121V174L124 175V177H123V176H122V177L125 178V182H130L131 180H133V178H134L135 176H138V173H137V174H136V173H135V174H130V173H131V170H130V173H129L130 175H129L127 172L125 173L126 170H125V171H124ZM136 170H137V168L135 169V171H136ZM178 170H179V169H178ZM180 170H182V169H180ZM203 170H202V171H203ZM222 170H223V171H222ZM100 171H101V172H100ZM105 171H106L107 173H103V174H105V176H106V175H108V172H109V171H107V170H105ZM135 171H133V173H134ZM168 171H167V172H168ZM192 171H190V172H192ZM96 172H95V173H96ZM170 172H169V173H170ZM179 172H180V171H178V172L176 173V175L179 174ZM214 172H215V174H214ZM223 172H224V173H223ZM95 173H94V174H95ZM118 173H119V172H118ZM148 173H147V174H148ZM188 173H189V171H188ZM125 174L128 175V176H126ZM162 174H163V173H162ZM203 174H204V173H203ZM225 174H227V175H225ZM259 174H263V175H264V164L262 165V171H260ZM97 175H99V174H97ZM100 175H99V177H100ZM159 175H160V174H158L157 177H158ZM173 175H174V174H173ZM170 176H171V175H170ZM228 176H229L230 178H228ZM256 176H257V175H256ZM41 177H43V176H41ZM92 177H93V175H92ZM95 177H96V176H95ZM161 177H162V175H161ZM161 177H159V178H161ZM164 177H165V173H164ZM224 177H225V178H228V179L225 180ZM234 177H235V176H234ZM236 177L238 178V175H237ZM257 177H258V176H257ZM155 178H156V177H155ZM159 178H158V179H159ZM188 178H187V179H188ZM192 178L190 179L191 181L193 180ZM232 178H233V177H232ZM37 179L39 180L40 178L38 177ZM43 179H44V178H43ZM94 179H95V178H94ZM233 179H234V178H233ZM257 179H258V178H257ZM263 179H264V178H263ZM263 179H259V182H260V183L258 184V186H259V190L261 191L260 194H262V195L264 194V180H263ZM38 180H37V181H38ZM41 180H42V179H41ZM48 180H49V179H48ZM48 180H47V181H48ZM81 180H82V179H81ZM81 180H80V182H81ZM92 180H93V179H92ZM101 180H102V179H101ZM68 181H69V180H67L66 183H67ZM72 181H75V180H72ZM82 181H83V180H82ZM193 181H194V180H193ZM195 181H194V182H195ZM230 181H229V183H230ZM232 181H233V180H232ZM40 182H41V181H40ZM48 182H49V181H48ZM78 182H79V180H78ZM78 182L75 183V184H74V182H72V184L75 185V186H77V188H78V189L76 188V191H77V190L79 191V187H78V186H81L80 188H82L85 184H86V185L88 184V182H87L86 180L83 182V186H82V182H81V184H80V182H79V185H77ZM86 182H87V183H86ZM93 182H94V181H93ZM174 182H176V181L174 180ZM181 182H182V181H180V183H179V181H178V183L180 184V186H181V184H182ZM214 182H216V184H217V183H219V184L216 185ZM52 183H54V181H53ZM66 183H65V185L69 184V183H67V184H66ZM171 183H172V182H171ZM171 183H170L169 185L173 186V185L176 184V185L178 186V188L180 187L179 184H177V183H175V184H174V183L171 184ZM211 183L214 184V185H212ZM56 184H57V183H56ZM56 184H54V185L56 186ZM188 184H189V185H188ZM191 184H192V182H191ZM0 185H2L1 190H3L2 188H3L4 184L2 183V184H0ZM73 185H72V186H73ZM169 185H168L167 188H166V187L164 188V190L167 189L166 191H164V190L161 191L162 194H164V192H165V193H166V192H169V189H171V188L174 187V186H173V187L170 188ZM193 185H194V184H193ZM208 185H209L210 189H208V188H209V187H207ZM210 185H212V187H211ZM68 186L71 187V184L68 185ZM75 186H74L73 188H75ZM177 186H176V187H177ZM188 186H189V187H188ZM191 186H192V185H191ZM219 186H221V185H219ZM86 187H88V186H86ZM223 187H222V188H223ZM244 187H246V186H244ZM55 188H56V189H57V188H58V189H61V188H59V185H58V184H57V187H55ZM58 189H57V190H58ZM173 189H174V188H173ZM214 189H216V188H213V190H214ZM218 189L222 190L221 187L218 188ZM228 189H230V188L228 187ZM71 190H72V188H71ZM71 190H70V192H71ZM74 190H75V189H74ZM74 190H73V191H74ZM82 190H83V189H82ZM101 190H102V191L99 190V191H100L99 193H98V191H97V194L99 195L98 198L100 199V201L106 202L107 199H110L111 197H107V196H106V194L108 193L107 190H105V189H104V190L101 189ZM207 190H208V192H207V194L205 195L204 192H206ZM216 190H217V189H216ZM232 190L234 191V189H232ZM41 191H42V190H41ZM84 191H85V188H84ZM211 191H212V190H211ZM214 191H215V190H214ZM217 191H218V190H217ZM225 191L227 192L228 195H226ZM241 191H244V190H241ZM241 191H240V192H241ZM58 192H59V191H58ZM85 192H86V191H85ZM88 192H89V190H88ZM200 192H202L203 194H201ZM251 192H253V191H251ZM251 192H250V193H251ZM254 192H255V191H254ZM254 192H253V193H254ZM256 192H257V191H256ZM6 193H7V192H6ZM10 193H11V192H10ZM64 193H65V192H64ZM74 193H75V192H74ZM78 193L80 194V191H79ZM110 193H111V192H110ZM193 193H194V194H193ZM215 193L217 194V192H215ZM215 193H212V195L215 194ZM235 193H236V194H235V195H236L235 197H237V196L240 195V193H239V195H238V193L236 192V190H235ZM241 193H242V192H241ZM245 193H246V192H245ZM257 193H258V192H257ZM13 194H16V193L13 192ZM13 194H12V195H13ZM65 194H66V193H65ZM65 194H63V197H65V196H64ZM139 194H141V193H139ZM210 194H211V193H210ZM216 194H215V195H216ZM254 194H255V193H254ZM67 195H68V194H66V197H67ZM136 195H137V194H135L134 196L137 197L138 199H140V197H138V196H136ZM201 195H202V196H201ZM204 195H205V196H204ZM215 195L213 196L214 198L217 197V196H215ZM245 195H246V194H245ZM249 195H250V194H249ZM252 195H253V194H252ZM257 195H258V194H257ZM14 196H15V195H14ZM68 196L71 197L70 195H68ZM76 196H78V194H77ZM144 196H146V195L144 194ZM167 196H168V195H167ZM209 196H210V195H209ZM209 196H208V197H209ZM230 196H231V195H229V197H230ZM254 196H255V195H254ZM254 196H252V197H254ZM69 197H68V198H69ZM82 197H83V196H82ZM169 197H171V196H169ZM211 197H212V196H211ZM227 197H225V198H226V201H227ZM232 197H234V194L232 195ZM232 197H231V199L233 200ZM235 197H234V200H235V201L230 202L229 204H228V203L226 204V201H225V203H223V202L221 201L222 203H219V204H218V202H217L218 199L215 198V199H216V201H215V200H213V199H211V198H208V199H211V200L215 201V203L217 202L216 204L219 205V207H218V205H216L214 202H211L212 204H215V205H211V204H210L211 207H213V208H209V210H211V209H212V210H213V209H214V210H217V209L219 210L220 208H223V211H224L225 209L229 210V207H230V208H235V209H237L236 207H238L239 200H236ZM239 197H240V196H239ZM239 197H238V199H239ZM242 197H244L245 199H246V198L249 199L251 196H250V197H249V196L247 197V196L242 195ZM252 197H251V198H252ZM71 198H74V197L72 196ZM71 198H70V199H71ZM76 198H77V197H76ZM78 198H79V197H78ZM84 198H85V197H84ZM192 198H193V197H192ZM202 198H201V199H202ZM206 198H207V197H206ZM206 198H205V199H202V200H204V202H205V201L207 200ZM256 198H257V196H256ZM111 199H113V198H111ZM167 199H168V201H169V203H170V198L167 197ZM197 199H198V198H197ZM241 199H242V198H241ZM245 199H242V200L245 201V202H244V206H245V207H247V206L249 207V202H247L248 199H247V200H245ZM254 199H255V198H254ZM63 200H64V199H63ZM66 200L68 201L69 199H66ZM80 200H81V198L79 199V201H80ZM84 200H85V199H84ZM114 200H115V199H114ZM171 200H173L172 197H171ZM193 200H195V199H193ZM220 200H221V198L219 199V201H220ZM223 200H224V199H223ZM260 200H261V199H260ZM64 201H65V200H64ZM108 201H109V200H108ZM230 201H231V200H230ZM22 202H24V204H25V200H24V201H21V203H22ZM86 202L89 203V201H87V199H86ZM156 202H157V201H155V200L153 201V200H152V203H153V204H158V203H156ZM171 202L174 203V201H171ZM202 202H203V201H202ZM202 202H201V203H202ZM207 202H208V201H207ZM209 202H210V201H209ZM242 202H243V201H242ZM14 203H15V202H14ZM14 203H13V205H14ZM18 203H19V202H18ZM18 203H17V205L20 204V203H19V204H18ZM75 203H76V202H75ZM24 204H21V206L24 205ZM51 204H52V203H51ZM59 204H60V203H59ZM202 204H206V202H205V203H202ZM207 204L209 205V203H207ZM254 204H255V206L258 207L259 209H262V208H264V199H263L262 201H260V202H257V203L254 202ZM56 205H58V204H56ZM61 205H62V204H61ZM63 205H64V204H63ZM63 205H62V207H63ZM70 205H71V204H70ZM80 205H81V203H80ZM80 205H79V206H80ZM86 205H87V204H86ZM171 205H172V204H171ZM173 205H174V204H173ZM208 205H207V206H208ZM236 205H237V206H236ZM64 206H65V205H64ZM67 206H68V205H67ZM53 207H54V206H53ZM70 207H72V205H71ZM73 207H74V206H73ZM80 207H81V206H80ZM174 207H176V206L174 205ZM209 207H210V206H209ZM59 208H60V207H59ZM40 209H41V208H40ZM51 209H52V208H51ZM51 209L49 210L50 212L47 213V215H49V216H50V214H51V212H52ZM65 209H66V208H65ZM71 209H72V208H71ZM235 209H234V210H235ZM245 209L247 210L248 208H245ZM43 210H44V209H43ZM183 210H184V209H183ZM209 210H208V211H209ZM212 210H211V211H212ZM231 210H233V209H231ZM231 210H229V211H231ZM237 210H238V209H237ZM44 211H45V212H48V210H44ZM44 211H43V212H44ZM55 211H57V210H56V209H55V210L53 209V214H54ZM59 211H60V210H59ZM67 211H68V209H67ZM38 212H39V211H38ZM64 212H66V211H64ZM209 212H210V211H209ZM214 212L216 213V215H214V216H216V218H217V216L221 215V214H220L221 211L219 212V214H218L216 211H214ZM226 212H227V211L225 210L224 213H226ZM236 212H237V211H236ZM236 212H235V214H236ZM57 213H58V212H57ZM57 213H55V214H57ZM67 213H68V212H67ZM69 213H70V212H69ZM69 213H68V214H69ZM206 213H207V212H206ZM215 213H214V214H215ZM233 213H234V212H233ZM237 213H238V212H237ZM41 214H42V213H41ZM45 214H46V213H45ZM53 214H51V216L54 217L55 214H54V215H53ZM65 214H66V213H65ZM210 214H213V213H210ZM222 214H223V213H222ZM229 214H230V213H229ZM229 214H227V215H229ZM73 215H74V214H72V218L75 219V218L73 217ZM75 215L78 216L79 214L77 215V213H76ZM203 215H204V214H203ZM231 215H232V217H233L234 214H231ZM231 215H229L228 218L231 217ZM241 215H244V216H245L246 219L243 218V216H242L241 218H243V219L246 220L247 222H245V221L242 219L244 222H239L238 220H236L237 222L235 221L236 223L234 224V222L230 220L231 218H229V220H228V219L225 220L226 217L223 218L225 215H224V216H220V217H222V218L224 219L223 221L226 222V223L224 222V223L222 224V226H223L222 228H224V229L221 228V230H223V231H224L225 229L227 230V231H226V230H225V231L228 232V233L231 235V238L229 237V238H230V241L227 240L228 236H227V237L225 236V238H224V236H222L223 239L220 240V239H221V238H220L221 236H219V235L222 234L223 231H222V232L219 231V230H220L219 227H221V226L218 227V225L216 224V222H215L214 225H216V226L219 228V230H217V231L220 232V234L217 233L216 230H215V232H214V231H211V230H214V229H213L214 227L212 226L213 228L211 229V226L209 227V226L207 225V222H209L210 220H208V221L206 222V224H205V220L203 221L204 224L201 222L202 225H203V226L201 225L202 227H206L205 225H207V226L211 229V230H210L208 227H206V228H208V229L211 231L210 234H211L212 232H213V233L209 236V235L207 234V233H209V231H208V229L206 230V228H205V231H206L207 236H209V237H207V236L205 235V231L203 230V228L200 230V231H204L203 235L201 234L202 232L200 233L201 236H200L198 233H194V235L197 236V238H198V235L200 236V238H198V240L200 239V241H198V244H196V246L199 245V247L202 248V252L199 251L200 248H199V250H197V252L200 253L199 255H202V256H201L202 259L197 260V261L200 262L199 264H264V254H262V255L260 254L258 257H257V256L254 257V255H253V258H251V256H252L251 254H254V253L256 252L257 249H259V250L261 249V251H262V249H263V251H264V248H262V247H264V231L258 229L259 227L257 228V226H256L257 224H261V222H259V220H258L257 218H256L257 220L254 219L255 221H252L253 218L255 217V216H254V217L252 216V215H254V214L251 215V213H250V214L248 213V216H247L246 214H241ZM249 215H250L251 217H250ZM67 216H68V215H67ZM69 216H70V214H69ZM198 216H201V214L198 215ZM246 216H247V217H246ZM43 217H44V216H42V218H43ZM65 217H66V216H65ZM196 217H197V216H196ZM202 217H203V216H202ZM202 217H201V219H202ZM207 217L209 218L208 215H207ZM207 217H206V219H208ZM45 218H46V216H45ZM47 218H48V217H47ZM197 218H200V217H197ZM214 218H215V217H214ZM216 218H215L214 220H216ZM222 218H220V219H222ZM49 219H52V218H49ZM68 219H69V218H68ZM201 219H200V220H201ZM209 219H212V218L210 217ZM218 219H219V217L217 218V221L220 220V219H219V220H218ZM234 219H235V217H234ZM234 219H233V220H234ZM46 220H47V219H46ZM62 220L65 221V219H62ZM202 220H203V219H202ZM202 220H201V221H202ZM33 221H34V220H33ZM51 221H52V220H51ZM66 221H68V220H66ZM69 221H70V220H69ZM73 221H74V220H73ZM211 221H212V220H211ZM221 221H222V220H221ZM228 221H229V223H228ZM230 221L233 222V225H232V223H230ZM257 221H258L259 223H257ZM47 222H48V221H47ZM52 222H53V221H52ZM60 222H62V221H60ZM212 222H213V221H212ZM212 222H211V223H212ZM254 222H255V223H254ZM160 223H161V222H160ZM166 223H167V222H166ZM171 223H172V222H171ZM173 223H176V222H173ZM173 223L170 224V222H168L167 226H168V227H169L170 225L174 226ZM184 223H185V222H183V225H184ZM196 223H197V222H196ZM198 223H199V222H198ZM201 223H200V224H201ZM154 224H156V223H152V222H150V223H148V227H147L148 230H149V233H152V235H154V237H152L154 240H151V242H154V244H152V245L150 244V246H147V247H145V248L142 246V248H144L143 250L140 249V251H137V252H130V253L128 252V253H126V254H122V253H120V252H117V251H115L114 249H108V248L106 249V248H104V249H106V250H104V249H102V250L106 251V252L108 253V255H107V253H104V251L101 250V252L103 253V254H101V256L104 255V254H106L105 257H104V258H105V260H104L105 262H102V263H103V264H123V263H125L124 259L127 260V261H130L129 259H131V257H132V256H135V255H139V257H145V258H148V259H149V257H152V256H153V257H154V256L157 257V255H159L160 253H163L164 251H166V249H168V247H169V244L166 243V240H167V239H166V238L164 239V236H165L164 234L162 235V236H163V239L160 238V236H158V235L156 236V233H155V232L158 231V229L155 228V225H154ZM161 224H162V223H161ZM161 224H160V225H161ZM164 224H165V223H164ZM176 224H177V223H176ZM176 224H175V225H176ZM179 224H182V222H181V223H178V224H177L176 226H174V227L177 228V227L179 226ZM187 224H188V225L191 224V227L194 226V225H192V222H190V224H189V222H188ZM194 224H195V223H194ZM230 224H231V225H230ZM64 225H65V222H64ZM158 225H159V224H158ZM165 225H166V224H165ZM235 225H236V226H235ZM238 225H239V226H238ZM58 226H59V224H58ZM67 226H68V227L71 226V223H68V225L66 224L65 227H64V229H65ZM156 226H157V224H156ZM162 226H163V224H162ZM162 226H161V227H162ZM172 226H170L169 228H171ZM180 226L182 227V229L185 228V227L183 228L182 225H180ZM184 226L187 227L186 223H185ZM233 226H234V227H233ZM72 227H74V226H72ZM181 227H179V228H181ZM217 227H215V229H218ZM260 227H261V225H260ZM263 227H264V226H263ZM69 228H70V227H69ZM69 228H66V229H67V232L70 233V229H69ZM157 228L160 229V226H159V227L157 226ZM66 229H65V230H66ZM68 229H69V231H68ZM163 229H164V228H163ZM163 229H160V230L164 231ZM73 230L76 231L75 228H74ZM160 230H159V231H160ZM166 230H167V231H166ZM166 230H165L166 233H167V232H170V231H168V228H167ZM177 230H178V229H177ZM177 230H176L175 232H179V231H181V229H179V231H177ZM185 230H187V229H185ZM185 230H184V231H185ZM190 230H191V229H190ZM193 230H194V229H193ZM193 230H192V232H193ZM54 231H56V230L53 229V232H54ZM57 231H59V227H58V230H57ZM60 231L62 232V231H64V230H60ZM159 231H158L157 234H160V233H161V231H160V233H159ZM171 231H172V230H171ZM188 231H189V230H188ZM188 231H187V232H188ZM194 231H195V230H194ZM196 231H197V230H196ZM196 231H195V232H196ZM200 231H199V232H200ZM207 231H208V232H207ZM225 231H224V232H225ZM24 232H25V231H24ZM28 232H29V231H28ZM61 232H60V234H58L59 232H58V233L56 232V235H57V234H58V235H62L63 233H61ZM64 232H65V231H64ZM67 232H65L64 234H66ZM71 232H72V233H71V234H68V235H70V236L72 235V237H73V235H74V234H73V231L71 230ZM175 232H174V235H175ZM182 232H183V230H182ZM187 232H184V233H187ZM197 232H198V231H197ZM20 233H21V232H20ZM25 233H27V231H26ZM74 233H75V232H74ZM146 233H147V231H146ZM166 233H165V234H166ZM179 233H181V232H179ZM179 233H178V234H179ZM184 233H183V234L181 233V235H184ZM189 233H190V232H189ZM189 233H187V235H188ZM32 234H33V233H32ZM54 234H55V233H54ZM161 234H162V233H161ZM196 234H198V235H196ZM215 234H216V235H215ZM217 234H218V235H217ZM224 234H225V233H224ZM229 234H228V235H229ZM249 234H251V235H250L251 237L254 235L253 238H252V239H253L252 242H250V236H249ZM20 235H23V236H24V235H30V234H24V233H21V234L18 235V238H19ZM145 235H146V234H145ZM150 235H151V234H150ZM150 235H149V236H150ZM179 235H180V234H179ZM226 235H227V234H226ZM30 236H31V235H30ZM36 236H37V235H36ZM65 236H66L67 238H68V237L70 238V236H67V235H65ZM75 236H76V235H75ZM75 236H74V237H75ZM176 236H178V235H176ZM195 236H194L193 239H195ZM258 236H259V237H258ZM20 237H21V236H20ZM25 237H26V236H25ZM32 237H34V235H32V236H31L30 238H28V239H30V241H32V240H31ZM39 237H40V236H39ZM42 237H43V236H42ZM42 237H40V239H41ZM63 237H64V236H63ZM72 237H71V238H72ZM150 237H151V236H150ZM150 237H149V239H150ZM188 237H189V236H188ZM36 238H38V237H36ZM67 238L64 237V239H63V238L61 237V239H63L64 242H67ZM146 238H147V237H146ZM183 238H185V237H183ZM183 238H182V239H183ZM190 238H191V235H190ZM197 238H196V239H197ZM14 239H16V237H15ZM14 239H13V240H14ZM22 239H23V238H22ZM22 239H19L20 241H19L18 239H17V240L21 243V240H22ZM44 239H45V238H44ZM46 239H47V238H46ZM48 239H49V238H48ZM48 239H47V240H48ZM53 239H58V238H57V237H56V238L54 237ZM73 239H74V238H73ZM73 239H71V241H73ZM76 239H77V241H75V239H74L75 242H77V243H78V242H80V243L82 242V241L78 240V238H76ZM179 239H180V238H179ZM186 239H187V238H186ZM186 239H185V240H186ZM188 239H189V238H188ZM224 239H226V240H224ZM26 240H27V239L22 240V241H23L22 244L24 243V245H25ZM58 240L60 241V238H59ZM65 240H66V241H65ZM84 240H85V239H83V241H84ZM164 240H165V242H164ZM183 240H184V239H183ZM185 240H184V241H185ZM191 240H192V239H191ZM24 241H25V242H24ZM27 241H28V240H27ZM37 241H39V240H37ZM42 241H43V239H42ZM44 241H46V240H44ZM54 241H55V240H53V242H54ZM59 241H58V242H59ZM71 241H70V239H68V242H70V243L67 242V243H65V244H63V243L60 244V243H61V241H60L59 243H57V244H58L57 246L62 245V246L60 247V249H61V248H62V250L64 249L63 251L65 252L68 248H71L72 246H70V245H69V247L67 246V247H66V248H67L66 250H65V247L63 248V246H64V245L66 246L67 244H73L74 242L71 243ZM189 241H190V240H189ZM193 241H194V240H192L191 245L189 244L190 242H187V241H186V243L183 242L182 246H184V247H182V248L184 249L185 246H186L187 244L190 245V247H191L192 244H194ZM13 242H14V241H13ZM16 242H17V241L15 240V242H14V246H15V243H16ZM32 242H33V241H32ZM40 242H41V241H40ZM53 242L51 241V243H50V241H49L50 244H53V246L51 245V246H52V249H51V250H52V251H53V250L56 251V249H54V245H55V244H54ZM194 242H195V241H194ZM17 243H18V242H17ZM20 243H19V244H20ZM29 243H30V242H29ZM29 243H27V244H28L29 247H30L32 244L30 243V244H31V245H30ZM41 243H42V242H41ZM41 243H40V245L42 246ZM45 243H46V242H45ZM45 243L43 242V244H45ZM80 243H79L78 246L81 245L82 247L80 246L81 248H80V247H79V248L81 249V251H83V249H85V246H88V245H87V244H86V245H83L84 242H82L83 244H82V243L80 244ZM149 243H150V242H149ZM149 243H147V245H148ZM162 243H164V244L166 243V244L164 245V244H162ZM180 243H181V242H180ZM195 243H197V242H195ZM1 244H2V243H1ZM3 244H4V242H3ZM27 244H26V245H27ZM35 244H36V242L34 243V245H35ZM38 244H39V243H38ZM38 244H37V245H38ZM46 244H47V243H46ZM46 244H45V246H46ZM50 244H49V245H50ZM170 244L173 245V243H170ZM184 244H186V245H184ZM26 245H25V247H26ZM49 245L47 244V246H49ZM1 246H2V245H1ZM12 246H13V245H12ZM12 246L9 247V245H8V246H5V244H4V247H5V248H6V247H9V248L11 249V248L14 247V246H13V247H12ZM41 246H36V247H41ZM45 246H42V247H45ZM73 246H74V247L71 248V249H72L73 251H74L75 249H77L76 251H78L79 248L76 247V244H75V243L73 244ZM173 246H175V245H173ZM193 246H194V245H193ZM16 247H17V244H16ZM18 247H20V245H18ZM21 247H22V249L25 248V247L23 248V245H21ZM21 247H20V248H21ZM36 247H35V248H36ZM75 247H76V248H75ZM83 247H84V248H83ZM188 247H189V246H188ZM190 247H189V248H190ZM0 248H1V247H0ZM2 248H3V247H2ZM2 248H1V255H2V251H3V254H4V250H2ZM30 248H31V247H30ZM49 248H50V247H49ZM56 248H58V247H56ZM82 248H83V249H82ZM87 248H88V250H89V249H90V246L86 247V249H87ZM180 248H181V247H180ZM189 248H188V249H189ZM191 248H192V247H191ZM194 248H195V247H194ZM194 248H192V249H194ZM6 249H7V248H6ZM6 249H5V250H6ZM10 249H9V250H10ZM13 249L16 250L15 248H13ZM13 249H11V251H12ZM27 249H28V248H27ZM27 249L25 248V250H27ZM36 249H37L36 252H38V248H36ZM43 249H44V250H45V249L47 250L48 248H41V250L43 251L42 253H47L48 250H49V249H48L47 252H46V251L44 252ZM58 249H59V248H58ZM60 249H59V250H60ZM178 249H179V247H178ZM186 249H187V248H186ZM186 249H184V250H182V251H185ZM197 249H198V248H197ZM17 250H18L17 253H18V252H19V253H21V252H26V251H24V250H23V251H20L19 248H17ZM30 250H31V249H29V251H30ZM39 250H40V249H39ZM59 250H57V252H54V253H58V252H61V251H62V250H60V251H59ZM98 250H99V249H98ZM98 250H95V251H97V253H98L97 256L100 255V254H99V251H100V250H99V251H98ZM170 250H171V249H170ZM195 250H196V248H195ZM6 251H8V250H6ZM49 251H50V250H49ZM76 251H74V252H76ZM81 251H79V253H80ZM84 251H85V250H84ZM92 251H93V249H92ZM95 251H93V254L95 253ZM182 251H180V253H182ZM189 251H190V249H189ZM8 252H9V251H8ZM30 252H31V251H30ZM30 252H29V253H30ZM50 252H51V251H50ZM64 252H63V256H65V255L67 254L66 257H69V256H68V255H69V254H68V253H69V250H68V253H66V254H64ZM86 252H87V251H86ZM88 252H91V250L88 251ZM167 252H168V250H167L165 253H167ZM186 252H187L188 254H187ZM186 252H184L185 255L187 254L188 257L191 258V254H190V256H189V253H190L191 251H190V252L186 251ZM195 252H196V251H195ZM11 253H12V252H11ZM11 253H10V255H11ZM14 253H15V252H14ZM14 253H13V255H14ZM17 253H15V255H14L15 257H16V254H17ZM31 253H32V254H30L31 256H30V255H28V256L30 257V259L33 260V256H32V255H34V253H33V251H32ZM40 253H41V252H40ZM40 253H39V254H40ZM54 253H51V254L54 255ZM82 253H83V252H82ZM91 253H92V252H91ZM191 253H192V252H191ZM201 253H202V254H201ZM7 254L9 255V253H7ZM27 254H28V251L26 252V255H27ZM39 254L37 253V254H35V255L37 256V255H39ZM48 254H49V253H48ZM51 254H50V257H51ZM74 254H75V253H74ZM83 254H84V253H83ZM167 254H168V253H167ZM8 255H7V256H8ZM13 255H12V256H13ZM41 255H42V254H41ZM46 255H47V254H46ZM46 255L44 254V256H46ZM53 255H52V257H53ZM55 255H56V254H55ZM58 255H59V254H58ZM71 255H72V254H71ZM77 255H78V254H77ZM80 255H81V254H80ZM162 255H163V254H162ZM165 255H166V254H164L163 256L165 257ZM177 255H178V254H177ZM185 255H183V253H182V256L185 257ZM187 255H186V256H187ZM4 256H5V255H4ZM4 256H3V257H4ZM18 256H20V255H18ZM24 256H25V255H24ZM63 256H62L61 258H59V260H60L59 262H62L61 259L64 258ZM74 256H75V255H74ZM81 256H82V255H81ZM84 256H85V254H84ZM84 256H83V257H84ZM106 256H107V257H106ZM159 256H160V255H159ZM180 256H181V255H180ZM20 257H21V256H20ZM31 257H32V258H31ZM41 257H42V259H41L40 256H39V260H44L43 255H42ZM48 257H49V255H48L46 258H48ZM50 257H49V258H50ZM52 257H51V258H52ZM54 257H56V258H54V259H52V260L56 261V260L58 259V258H57V255L54 256ZM72 257H73V256H72ZM78 257H79V256H78ZM83 257H81L82 260H87V259H88L87 257H89V256H87V257L84 258V259H83ZM156 257H154V259H155ZM160 257H161V256H160ZM160 257H158V258H159V261H160V259H161ZM184 257H182V258H184ZM188 257H187V258H188ZM0 258H1V257H0ZM5 258H6V257H5ZM7 258H8V257H7ZM13 258H14V257H13ZM34 258H35V256H34ZM36 258H37V257H36ZM51 258H50V261H51ZM70 258H71V257H70ZM76 258H77V256H76ZM76 258H74V257H73V259L71 258L72 260H74V261H72L73 263H75V264H79V263H80V264H84L85 261L82 262L81 258H79V259L77 258L78 261L81 260V262L77 263V262L75 261ZM94 258H95V260L97 259V261L100 262V260H98V257L96 258L95 255H94ZM104 258H103V259H104ZM167 258H168V257L166 256L164 259H167ZM196 258H197V257H196ZM3 259H4V258H3ZM10 259H11V257H10ZM10 259H8L9 262L7 261L8 264H16V263L19 264V262H16V263H12V262H11V261L15 262V260L17 259V257H16L15 260H14V259H11V261H10ZM20 259H21V258H20ZM20 259H19V257H18L17 260L20 261ZM23 259H24V258H22V260H23ZM66 259H67V258H65V260H66ZM162 259H163V257H162ZM162 259H161V260H162ZM193 259H195V257H194ZM193 259L191 258V259H189V261L192 260L193 262H195ZM198 259H199V257H198ZM22 260H21V261H22ZM26 260H27V259H26ZM47 260H48V259H46L45 261H47ZM68 260H69V258L67 259V262H65V261H64V262L69 264V261H70V260H69V261H68ZM149 260H150L149 263L154 262V260L151 261V258H150ZM184 260H185V258H184ZM184 260H183V261H184ZM206 260H207V263H206ZM3 261H4V260H3ZM3 261H2V262H3ZM27 261H29V259H28ZM27 261H25L26 263H25V262H24V263H25V264H31V263H32V261H31V262L29 261L30 263H27ZM36 261H38V258L36 259ZM36 261H35V263H36ZM50 261H47V262L52 263V262H50ZM87 261H88V260H87ZM87 261L85 262L86 264H87ZM93 261H94V260H93ZM101 261H102V259H101ZM123 261H124V262H123ZM127 261H126V262H127ZM174 261H175V260H174ZM189 261H187V263H188ZM197 261H196V262H197ZM22 262H23V261H22ZM22 262H20V264H21ZM33 262H34V261H33ZM38 262H39V261H38ZM47 262H46V263H47ZM57 262H58V260H57L54 264H57ZM59 262H58V263H59ZM64 262H63V263H64ZM90 262L92 263V261H89V263H90ZM142 262H144V261H142ZM145 262H146V260H145ZM156 262H157V261H156V259H155V263H153V264H156ZM164 262L166 263V261H164ZM170 262H171V261H170ZM172 262H173V261H172ZM4 263H6V262H4ZM24 263H22V264H24ZM46 263H45V264H46ZM49 263H47V264H49ZM91 263H90V264H91ZM96 263L98 264V262H96ZM149 263H147V264H149ZM158 263H159V262H158ZM161 263H162V262H161ZM167 263H168V261H167ZM182 263H183V262H182ZM190 263H191V261H190ZM190 263H189V264H190ZM1 264H3V263H1ZM32 264H33V263H32ZM36 264H37V263H36ZM40 264H42V262H41ZM70 264H72V263L70 262ZM92 264H94V262H93ZM126 264H127V263H126ZM141 264H142V263H141ZM144 264H145V263H144ZM180 264H181V262H180ZM184 264H186V262H185ZM196 264H198V263H196Z\"/></svg>", "mask_w": 264, "mask_h": 264}]
</instances>
